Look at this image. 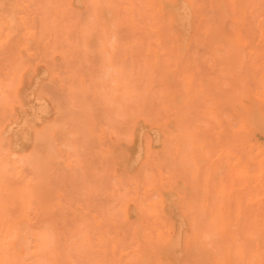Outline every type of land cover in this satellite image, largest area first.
<instances>
[{
  "label": "rangeland",
  "instance_id": "rangeland-1",
  "mask_svg": "<svg viewBox=\"0 0 264 264\" xmlns=\"http://www.w3.org/2000/svg\"><path fill=\"white\" fill-rule=\"evenodd\" d=\"M30 3H29V2ZM59 1H61V0H59ZM70 1H72V3L70 2ZM79 2H80V4L78 3L77 4V0H69V1H64V0H62V2H64V3H66V4H68L69 5V7L71 8L70 10H68V11H66L67 9H69V8H65L64 6H67L66 4H62L61 2L59 3L58 2V0H36V3H34L35 4V6H34V4L32 3L33 1L32 0H0V20H2V18H9V20L12 18L13 20H11V22H10V24L12 23V22H15V27H16V29L14 30V32H16V33H14V35H12V37L14 38L15 37V35H16V37H15V42L13 41V38H9L8 39V37H6L5 36V33L3 34V33H0V46H1V48H3V47H10L9 49H13V52L11 51V50H9L8 51V54L7 55H5L6 54V52L7 51H4L3 49H2V51L3 52H5V54H2V51H1V48H0V52H1V54H0V61H1V63H3L4 64V68L2 67V69L3 70H0V76L2 75V74H4V75H7L8 76V80H6V78H4V77H6V76H1V77H3V78H1V81H3V79H4V83L7 85L8 84V82H9V86H6L5 84H4V90H3V88H2V90L5 92L7 89H8V92L6 91L5 93H10V95L12 96V91H13V93H14V90H15V88L14 87H16V91H15V93L13 94V96L11 97V96H9L11 99H9L8 98V95L6 94L5 95V93L2 95V92H0V98H2V99H0V115L2 116H0L1 117V123H2V121H3V119L4 118H6L7 119V121L5 120V122H4V124H2L1 125V123H0V150L2 149L1 148V146L2 147H6V149H4V150H2L3 152V154L5 153L6 155H7V157L6 156H4V155H2V157H1V155H0V171H2V169L5 171V169L4 168H7V167H9L8 169L10 170H6L5 172L4 171H2L3 173H1L0 172V174H2L1 175V177H0V179H6L7 180V178L8 177H6V178H3V177H5V176H3V175H5L4 173H6V175L8 174V176L11 174V179H14L15 181H16V179H15V175H12V173L14 172L15 174L17 173V172H19L18 170H20V171H22V173H18L17 175L18 176H20V177H18L17 175V177L16 178H18L17 180H20L21 178V181H23V180H31L32 178H30V177H32V176H30V174H29V176L27 177V175H26V178L25 179H23V176L25 175V174H28V171L27 170H29V168H31V171L33 170V169H38V171L41 169V172H39L40 174H37V170H34L35 171V173H34V175H36V176H39L40 175V179H39V177L37 178V177H35V178H37V179H39L41 182H39V180L37 181V182H39V183H42V182H44L43 184H39L38 183V185H37V187H38V190L40 191V193H42V189L45 187V186H43L42 187V185H46V189H48V191L46 190V189H44V191H45V193H47V194H45V193H42L43 194V204H42V207L43 206H45L44 208H43V212H47V214H48V212H50V211H52L53 212V214H51L52 212H50V214H42V215H47V217L48 218H46L45 216H42L41 214H34V213H30V215H28V217H29V219H31V224H33V223H35L36 224V226H35V224H33V226H35V227H37L38 225H40L41 223H42V221H45L46 222V220L47 221H53L54 222V218H55V221H56V223H54V227H55V229H57L58 228V230H56V231H58L59 233H61V234H59V239H60V244H62L63 242V245L66 247V246H68L69 247V249H68V254H70L69 256H70V258H71V260H73L74 262H75V260L73 259L74 257H72V256H75V251H76V255L77 256H79V257H77L76 256V260H79V262L78 261H76L75 263L74 262H72V264H91V263H97L96 261H97V259H98V264H101L100 263V261L102 260V257H98V256H102L103 254V257H105L104 259H105V262H107L106 264H113V263H111L112 262V260H114V264H115V259H118V257H120V258H122V256H123V262H125L126 261V263H123V264H128L127 262L129 261V259H132V257H133V259H132V262H133V264H150V262L153 264H204V263H202V262H204L206 259V261H205V264H223L224 262V264H243V263H245L246 264V262H247V264H264V242H263V244H259L260 242L259 241H264V239H263V237H264V217H263V215H264V182L263 181H261V180H263L262 179V175H263V178H264V171H262L261 170V167L259 166V163H260V159H261V156H260V153L258 152L259 150V148H258V142H259V139H258V137L257 136H255L254 135V133L250 130V128H249V126H248V124H245L243 121L245 120V117H247V115H246V112L248 111H250V113L251 112H255V113H257L258 112V114H259V116L261 117V120H262V122L264 123V102H263V100H264V88H262V87H264V0H228L229 1V8H232V6H233V9L231 10V9H227V7H228V5H227V0L225 1H221V2H219L218 3V1L217 0H215V2H217V3H215V4H212V2L214 1V0H206V3H207V1H210L209 2V4L207 3V4H205L204 2V0L203 1H201V0H196V4H195V7L194 8H191L190 10H188V12H189V23L191 24V30H190V43L188 44V48H191L192 49V52L194 51V49H195V52L197 51L196 50V48H198V46L197 47H194V46H196V45H193L192 46V43L195 41V42H198V40H199V42H200V39L202 38V37H205L206 39H202L201 41H202V43L205 41H207V37H206V35L208 34L207 32L209 31V30H206V29H209L208 27H210L211 28V26L213 27V29H214V31H218V32H215V37L216 38H218V39H215V37H214V42L213 43H209V45L207 44V46H208V49L206 48V47H204L205 49V54H204V52H203V54L204 55H209V52H210V54L212 55V56H221V57H224L223 55H224V52H226V54L225 55H228V56H225V58L226 57H228L229 58V54H228V52H229V48H231V51H232V55H231V57H233L231 60L232 61H234L233 63L235 64V65H232V62L230 61V58H229V60L227 59H225V58H222V59H224V60H222V62H226L225 64H227V61L229 62L228 64H227V66L230 68H232V66L234 67V71L233 70H231L230 71V69L228 68H226V67H224L225 68V70L224 69H222L223 68V66L225 65H223V63L222 62H220L223 66H222V68H221V70H222V72L224 71L225 73H226V75H225V73L222 75V74H220V70H219V72H218V74H220L219 76H221L222 78L224 77V79H222L221 77V79H219L218 78V76L216 77V78H218L219 80H225L224 82H221V84H223V83H225L226 85L225 86H227V88L229 89V90H231V89H242V91H241V89H240V91L238 92L237 90V97L238 98H240L241 96H243L244 94L242 93L243 92V90H244V88L246 89V91H251V93L249 92H247L246 93V95H247V97L245 96V97H243V99L242 98H240L242 101H243V103L244 104H242L243 106H242V108H243V110H241V111H244V109L246 110V112H243L244 114H241L240 112L241 111H239L238 109H237V111H239V112H237L236 113V108H234L235 106H234V104H233V106L232 107H230V109L227 111V116H224L225 115V112H226V110H227V108L225 109L224 107V109H225V112L221 109V107L219 108V110L221 109V111H223L224 112V119L226 120L225 121V123L226 122H228L227 123V125H222L221 123L222 122H224V120L222 121V117L221 118H219V120H216L217 118H216V113L218 114V112L216 111V112H212V111H214L213 109H215V108H217L218 106H220V102H222L221 103V105L223 104V102L224 103H226V99L228 100V99H230V101H231V99H232V96L234 97V95H232L233 94V91L234 90H232V94H230V95H227L226 96V94L225 93H227L228 94V90H226V92H224V95L223 96H220V97H222V99L223 100H221V101H219L217 98V100L215 99V97H214V99H213V97L211 98L212 100H215L214 101V103H215V105L213 104L212 106L213 107H210L209 106V104H208V100H209V98L207 97V95H208V93L207 92H209V91H212V89L211 88H213L214 87V85L216 84V82L215 81H211V82H213V83H215L214 85H213V83H212V85H211V83H209L208 82V84L206 83V81H207V75L205 76L206 77V81H204V83H203V85H206V87H205V91H206V88H207V90L208 91H204V88H202V82H199L198 80L196 81V82H198V83H196V84H201L200 85V87L203 89V91L201 92V93H199L202 89L201 88H199L198 90H196L199 86L197 85L196 86V89H194L193 91H196V95H195V97L194 98H196L197 96V99L198 100H200V101H196V102H200L201 104H203V105H201V104H199V105H201V106H203L202 108H204V106L206 105V103H207V105L205 106L206 107V109H204L205 111H203V113L205 112H207V115H205L204 117H206V120H207V118H209V120H210V118L211 119H213V121L212 120H210V121H212V123H210L209 124V122H206V125L208 124V127L211 125V124H213V125H215L214 124V122L216 123V125H218L219 124V128H220V125L222 126V128H218V126H216L217 128H218V130L220 131V132H218L217 131V134L216 135H214V134H211L210 132L213 130V129H215V128H212V126H211V131L210 130H207V129H201V131H202V133L203 134H201L200 133V129H199V127H196L195 126V129H194V125H190V127H192L191 128V131H194V132H190V128L187 126V125H185L184 124V126H183V128H182V130L180 131L179 130V128L181 127V125H178V124H180V122H182L181 120H179V118H180V114H179V116L177 115V113H183V114H187V109L189 108V107H187V109L185 108V113H184V110H183V112H180V109L181 108H184V106H186L187 105V103L188 102H190L189 100V96H187V98L189 99V100H185V102H184V104H182V106H180L179 108L180 109H178V107H177V109H178V112H176V114H174L175 113V108L174 107H172L171 105V108H174V109H171L173 112H171V113H166L167 111H169L170 112V109H168V108H166L167 106L170 108V106H169V104H171L172 102H170V100L168 99L169 98V95L168 96H164V98L167 100V102H165L166 104L168 103V105H163V104H165V103H163V101H165V99L164 100H162V97H159V95H157L156 93H155V95L157 96V97H159V99H160V101H159V99L156 101V96L154 97V94H153V97H154V99H153V97H152V99L154 100V103H155V101H156V103H157V109H158V106H160L159 104H161L162 103V108H160L161 110H162V112H161V110L159 111V109H158V113L156 112V110H154L155 109V107H154V109H152V110H154V112H156V114H157V116L155 117V113H153L154 114V119L153 118H151L152 116H153V114H151V117H149L150 115H148V117H144V116H142L143 115V113H144V111H146V110H144L141 114H140V116H136V118H133V116L134 115H137V113H138V111H140V110H142L141 108H143V107H148V105L150 104V103H152L153 102V100L152 99H150V97H149V95H147V97L151 100L150 101V103H149V101L147 102V100L148 99H146V95L144 94V95H142V92L144 91V90H142L141 91V89H142V87L144 86L146 89H147V94H152L151 92H150V90L152 89V87L154 88V84L153 85H151L152 83H153V80L154 79H156V77H154V79H149L148 78V75L146 76V78L148 79V81L150 82V86H147V84L145 83V82H143V78H145V77H143L142 78V73H144V71L142 72V67L144 66V65H146V63H143L142 62V59H140L141 57H142V55H144V52H145V56H147V54H148V51H147V49L146 48H144L143 49V44L145 43V45H147V42H141V40H142V38H145V36L144 37H142L141 35L139 36V35H137V33H139L141 30H142V28H144L143 26H145V24L143 25V23L146 21L147 23L148 22H150V20H149V17L147 16L148 14L146 13L147 12V10H145L146 12H141L144 8H142V10H138L139 9V7H137V6H139V5H137L136 7L134 6V3H133V7L137 10V12H138V14H143V15H140V16H144L145 14H146V18L145 17H143L142 19H143V23H140L139 24V22H141V21H134V25L136 24L137 26H135L134 28H133V19L131 20V22L129 21V18L127 17V16H129V14L128 13H131L130 15H132L131 16V18L133 17V16H135V14H137V12L135 11V9L132 7V9H131V2H133L132 0L131 1H129V0H124V2L126 1L127 3L129 2V7L126 5V2L124 3L123 1L122 2H118V1H120V0H117V1H114V2H118L117 4H125V5H118V6H116L115 4H114V2L112 3V1L110 0H104V2H105V4H106V7H107V4H110L111 5V3L112 4H114L113 6L111 5L110 7H108L109 9H110V14H100L101 16H103L102 17V19L104 18V21L106 22V24H108L109 22H113L112 24H109L108 25V30H110L112 27H114L112 30H110V31H108V33L110 34V35H106V34H108V33H105L104 32V30H103V28H102V26L101 25H104L105 24V22L104 23H102L103 22V20L100 18V17H98L97 18V14H94L95 13V7L94 6H96V4H97V0H88V2L87 3H89V4H86V0H78ZM100 1H102L103 2V0H100ZM142 1V0H141ZM144 1V0H143ZM220 1V0H219ZM57 2H58V4H57ZM69 2V3H68ZM108 2V3H107ZM111 2V3H110ZM138 2H140V0L139 1H136V3H138ZM4 3V4H3ZM144 3V7L146 6V4H145V2H143ZM220 3H221V6H220ZM223 3V4H222ZM225 3V4H224ZM232 3V4H231ZM11 4V5H10ZM32 4H33V7H31V9H33L34 11H33V13H32V11H31V9H30V6H32ZM56 4H57V8H56ZM59 4H61V5H63V6H60ZM105 4H103V5H105ZM139 4V3H138ZM4 5V6H3ZM30 5V6H29ZM71 5V6H70ZM73 5V6H72ZM87 5H89V6H87ZM218 6V7H220V9L222 10V12H221V14H218V12L220 13V11H218L217 9L215 10V6ZM230 5H232V6H230ZM14 6V7H13ZM58 6L60 7V8H58ZM74 6H76L77 8H79V9H81L82 8V10H79V9H76V7H74ZM91 6H93L92 7V9L90 8ZM109 6V5H108ZM2 7H3V10H2ZM4 7H5V9H4ZM7 7V8H6ZM12 7V8H11ZM73 7V8H72ZM112 7H114L115 8V10H116V8H118V10H120L119 9V7L121 8V10H123V11H125L126 12V14H128L127 16H126V18H124L123 19V16L121 17V13H123L122 11L120 12V14H119V11L118 12H114L115 14H113V9L114 8H112ZM202 7H204V8H206V9H204L203 10V8ZM14 8V9H13ZM61 8H62V10H61ZM75 8V9H74ZM86 8H88L89 10H88V12L89 13H92V17H90V18H92V19H90L89 20V15H91V14H89V13H87L86 15H85V13L87 12V9ZM223 8V9H222ZM8 9V15L10 16H7L6 15V10ZM12 9V10H11ZM63 9H64V11H63ZM66 9V10H65ZM72 9H74V11L72 12L71 10ZM86 9V10H85ZM127 9V10H126ZM146 9V8H145ZM207 9H208V11L211 9H213V11H211V13H215L216 14V16L214 15V16H210V15H212L211 13H208V11H207ZM5 10V11H4ZM10 10H11V12H10ZM83 10H85L86 12H84ZM22 11H24V12H22ZM31 11V12H30ZM62 11L63 12H65L66 14L64 15L63 13H62ZM71 11V12H70ZM84 12V14L83 13H81L80 15L81 16H83V17H81V18H85V19H83V20H85V21H83V22H81L80 20H78V22L80 21V23H81V25H82V30H84V27H85V29L88 27V26H90L89 27V32H88V28H87V30H84V31H81V28H78V27H80V25H78V24H80V23H76V20L79 18L80 19V15L78 14V13H80V12ZM91 11V12H90ZM129 11H131V12H129ZM195 11H196V13H195ZM59 12H61L60 14L62 15V16H60V18L61 17H63V19L66 21V22H70V23H66L67 25H68V28H67V25L65 26V25H63V24H65V22H63V21H61L60 20V18L59 17H57L58 15H60L59 14ZM124 12V13H125ZM134 12V13H133ZM2 13H4V15L2 14ZM16 13V14H15ZM24 13V14H23ZM28 14L27 16H25L26 14ZM145 13V14H144ZM89 14V15H88ZM115 16V15H117V17L119 18L118 19V21L119 22H116V20H117V18H114L113 16ZM227 14H228V16H227ZM6 15V16H5ZM16 15V16H15ZM57 15V16H56ZM77 15H79V17H77ZM105 15V16H104ZM106 15L108 16L107 18H108V21L109 22H107V19H105L106 18ZM120 15V16H119ZM123 15V14H122ZM217 15H218V17H217ZM36 16V18H35V20H34V17ZM64 16L66 17V18H64ZM138 16V17H137ZM137 16H135L137 19L139 18L140 19V17H139V15H137ZM197 16V17H196ZM27 17H32L31 19H29V20H27ZM48 17H49V20H51V22H50V27L49 28H51V27H53L52 29H50L51 31H48L49 29L47 28L48 26H49V23H46V26L44 27L45 28V30L43 31L42 30V32H43V34H44V32L46 31H48L49 32V34L48 33H46L45 35H40V36H42V37H46V39L45 38H41L40 36H39V33H38V36H37V38H38V41H39V39H41V41H39V42H36V41H34L36 38V36H35V31H37V30H35L36 29V27L38 28V31L40 32L41 31V28H42V25H43V22L45 23V21L48 19ZM50 17H52L51 19H50ZM77 17V18H76ZM87 17V18H86ZM95 18V20H96V23H95V21L93 20L94 18ZM109 17H111L110 18V20H109ZM116 17V16H115ZM130 17V16H129ZM134 17V18H135ZM210 17H217L216 19L219 21V23H217V21H216V23L218 24V27L220 28V30H219V28L217 27V24H215V22L213 21V23L215 24H210V21H212L213 19L212 18H210ZM46 18V19H45ZM58 18H59V20L61 21V26L63 27V26H65L66 27V29H65V27H63V28H61V26L59 27L60 29H58L57 27V25L58 24H60V22H59V20H58ZM101 19V20H99L98 21V19ZM114 18V19H113ZM130 18V19H131ZM145 18V19H144ZM207 18V19H206ZM62 19V20H63ZM88 19V20H87ZM116 19V20H115ZM120 19H122L121 21H120ZM215 19V20H216ZM15 20V21H14ZM70 20V21H69ZM82 20V19H81ZM115 20V21H114ZM208 20V21H207ZM29 21V22H28ZM31 21H36V24L34 23V22H31ZM90 21H91V24H90ZM92 21L95 23V24H97V25H99L100 27H97V25H96V27H93L92 26V29H91V25L93 24L92 23ZM98 21V22H97ZM101 21V22H100ZM198 21V22H197ZM206 21V22H205ZM47 22V21H46ZM100 22V23H99ZM122 24H121V23ZM128 22H130V23H132L131 24V28L130 29H133L132 31L133 32H130L131 30L129 29V26H127V25H129V23ZM138 24H137V23ZM195 22H196V24H195ZM26 23L27 24H30V26H27L26 25ZM102 23V24H101ZM116 23V27H117V29L115 28V26H114V24ZM125 23V24H124ZM146 23V24H147ZM204 23H209V24H204ZM14 24V23H13ZM33 24H34V27H35V25H37L36 27H35V31L34 30H32L31 31V29H32V27L31 26H33ZM48 24V25H47ZM76 24H77V26H76ZM84 24V25H83ZM88 24V25H87ZM95 24H93L94 26H95ZM101 24V25H100ZM120 24V26L118 27V25ZM127 24V25H126ZM149 24V23H148ZM148 24L146 25V29H147V26H148ZM45 25V24H44ZM43 25V26H44ZM55 25V26H54ZM87 27H86V26ZM121 25H122V27H121ZM143 25V26H142ZM193 25V26H192ZM211 25V26H210ZM220 25V26H219ZM11 26H12V24H11ZM112 26V27H111ZM138 26H142L141 27V29L138 27ZM13 28H14V25L12 26ZM20 27V28H19ZM21 27H23L24 29H25V31L24 30H22V28ZM76 27L79 29V30H77L76 29ZM121 27V28H120ZM44 28H42V29H44ZM70 28V29H69ZM93 28H95L94 30L95 31H93ZM100 29L101 31H100V36L101 37H99L98 35H96L97 34V32H99L98 31V29ZM120 28V29H119ZM56 29H58L57 30V32H60L61 30H62V32H66V34L63 36V34L62 35H60L59 33L57 34V36H56V34L55 35H53V31L54 30H56ZM72 29V30H71ZM75 29L77 30V32H74L75 31ZM117 31H116V30ZM136 29L139 31V32H137L136 33V35H135V33H134V31L136 32ZM145 29V30H146ZM222 29V30H221ZM17 30V31H16ZM20 30H22V32L21 33H17V32H19ZM60 30V31H59ZM74 30V31H73ZM92 30V31H91ZM114 30V31H113ZM130 30V31H129ZM145 30H143V31H145ZM194 30H195V32H194ZM69 31H72V32H69ZM79 31H81L82 33L84 32V35H86L87 36V38L83 35H81V32H79ZM90 31H91V33H90ZM112 31V32H111ZM116 31V32H115ZM147 31V30H146ZM146 31H145V33H146ZM166 31V30H165ZM164 31V32H165ZM221 31V32H220ZM25 32H26V34H25ZM33 32V33H32ZM78 32L80 33V35L82 36H78L79 34H78ZM95 32V33H94ZM115 32V33H114ZM142 32V31H141ZM32 33V34H31ZM37 33V32H36ZM54 33H56V31L54 32ZM61 33V32H60ZM71 34V33H73V34H71V35H74V33H77L76 35H74V36H72V37H75L74 38V41L72 40V37L70 36H68V34ZM86 33V34H85ZM88 33V34H87ZM91 35H90V34ZM134 33V35H133V38H135V36H139V37H141V39H139L140 40V42L138 41V40H136V41H133V40H131V36H132V34ZM148 33V32H147ZM146 33V34H147ZM40 34H41V32H40ZM47 34H48V36H47ZM51 34V35H50ZM93 34V35H92ZM96 36H98V37H96ZM102 34H105V35H103L102 36ZM141 34V33H140ZM143 34V33H142ZM163 34V33H162ZM200 34H201V36H200ZM216 34H217V36H216ZM221 34V35H220ZM20 36V39L18 40L17 38H19V37H17V36ZM26 36V38H24L23 39V37H25ZM88 35H90L91 37H93V38H91L90 36H88ZM151 35H152V33H151ZM193 36V38H192V36ZM220 35V36H219ZM52 36H54V39H52L53 37ZM109 36H111L110 37V39L109 38H107V37H109ZM147 36H149V34L147 35ZM222 36V37H221ZM22 37V38H21ZM40 37V38H39ZM52 37V38H51ZM55 37H58V40L55 38ZM65 38V40L66 39H69L70 38V40H72V41H70L71 43H69V45L70 44H72V42H73V46H74V44H75V42L77 41V39H79V40H81V42H79V44L80 43H82L83 44V41L82 40H85L86 41V39H90L89 40V44H88V46H85L86 45V43H88V42H86L85 43V41H84V43H85V45H84V47H87V48H89V49H87V48H85L84 49V47L82 46V44H80L81 45V47L80 46H78V48L75 46V47H73L74 49H71L72 47H69L70 49L68 50V46L67 47H64L65 46V44H67L68 42L66 41L65 43H64V38ZM69 37V38H68ZM80 37V38H79ZM85 37V38H84ZM89 37V38H88ZM60 38V39H59ZM198 38H200V39H198ZM224 38V39H223ZM229 40V42H231L229 45H228V42L227 41H225V43H226V45H224L225 43H224V40H227V39ZM3 39V40H2ZM11 39V40H10ZM31 41H30V40ZM33 39V40H32ZM52 41H51V40ZM99 39V40H98ZM102 39V40H101ZM105 39H107V41L105 40ZM129 39V40H128ZM146 39H148V38H145V40ZM149 39H150V37H149ZM148 39V40H149ZM222 39H223V41H222ZM8 40V41H7ZM16 40H18V41H16ZM54 40H57L56 42H58L59 43V46H61L60 47V49L59 50H57L58 49V47L57 46H55V45H52V44H54ZM64 40V41H63ZM76 40V41H75ZM96 40V41H95ZM103 40H105V42L108 44V46H107V44L106 43H104V41ZM221 40V41H220ZM5 43H3V42ZM9 41L10 42H14V45H12L11 43H9ZM26 41H28V42H26ZM92 41H94V42H92ZM99 41H101V43L99 42ZM121 42V44L123 45V43H125L123 46L125 47V46H128V48L129 49H131L132 48V43H134L133 45H134V48L133 49H135V54H133V52H131V51H134L133 49H131L130 50V52H131V54H133L132 56H135V55H137L138 54V52H137V49H139V47H138V45L141 47V49L143 50V51H141V49L140 50H138L139 52H141V54H138V55H141L140 57L138 56V58H139V60H141V61H139L138 62V64H137V61L138 60H136L135 59V57L132 59L131 57H129L130 59L128 60V57L127 56H129L128 55V52H129V50L127 51V55H126V50H124V55L122 56V58L121 57H119L118 56V54H119V48H117V47H122V45H117V44H120V43H118V42ZM8 42V43H7ZM21 42H23V44L21 43ZM33 42H34V44L35 45H31V44H33ZM36 42V43H35ZM55 42V43H56ZM64 44H63V43ZM95 42H96V44L97 43H100L99 45H97V46H94V44H95ZM128 42H129V44H128ZM220 42H222V43H220ZM3 43V44H2ZM17 43V44H16ZM27 43H28V45H27ZM58 43H57V45H58ZM77 43V42H76ZM93 44V47H95V49H96V47H97V49L95 50V52H96V54H97V51H98V54L99 55H97L98 56V59H97V56L94 54V48L92 49L91 48V50H90V47L92 46V44ZM201 43V42H200ZM202 43H201V45H202ZM208 43V42H207ZM214 43H218V46L217 45H214ZM224 43V44H223ZM8 46H7V45ZM19 47H17L16 45ZM25 44V45H24ZM193 44H195V43H193ZM199 44V43H198ZM197 44V45H198ZM204 44V43H203ZM4 45H6V46H4ZM76 45V44H75ZM78 45V44H77ZM89 45H90V47H89ZM190 45V46H189ZM199 46V47H202V46ZM212 45H214V46H212ZM224 45V46H223ZM230 45H231V47H230ZM3 46V47H2ZM39 48H38V47ZM42 46V47H41ZM51 46H53V47H51ZM114 46H116V47H114ZM213 47V48H211V47ZM215 46L216 47H218V48H216V49H223L222 51H224V52H221L220 50V52H221V55H219V54H216V52L217 51H215V52H213L214 51V49H215ZM224 47V48H220V47ZM226 46H227V48H226ZM229 46V47H228ZM12 47H14V48H16V49H19V50H16L17 52L18 51H20L21 52V54H20V52H19V55L17 54V52H14V48H12ZM36 47L38 48V49H36ZM49 47H51L50 49H49ZM54 47H57V48H54ZM110 48V50L108 51L107 50V48ZM22 48V49H21ZM30 50H28V49ZM30 48H32L33 50H31ZM34 48H35V50H34ZM42 48V49H41ZM43 48H44V50H43ZM67 50H66V49ZM77 48V49H76ZM99 48V49H98ZM126 48V47H125ZM210 48V49H209ZM39 49H41V51H40V56H38L39 55ZM49 49V50H48ZM76 49V50H75ZM117 49H119V50H117ZM123 49V47L121 48V50ZM191 49H186L184 52H182L181 54L180 53H177L176 52V57H174V54H175V52H174V54H173V59H172V57L171 58H169L170 60H169V62H170V73H171V71L172 70H175L174 72H172L171 73V75H169V82H170V85H172V81H174V83H173V86L175 87H177L179 84H181V82L180 83H178L179 82V80L178 79H182V82L184 83V85L186 84L185 83V79H184V77L187 75V73L185 72V73H183L184 71H187V68H189V66L187 67V65L185 66V64H183L184 62H183V59L184 58H186L185 57V54H187L186 56H187V58L188 57H193L192 59L190 58V60L189 59H187V61L185 60V62H189L188 64L190 65V63H192V61H194L193 62V64L192 65H190V67L192 68V70H190V71H193V72H198L197 70L200 68H198V69H196L195 71L193 70L194 68L193 67H195V63H197L198 64V62H195L196 60H197V58L198 57H196L195 58V54H194V52H193V54H191V52H189ZM203 49V48H202ZM201 49V50H202ZM207 49V50H206ZM213 51H212V50ZM215 49V50H216ZM225 49V50H224ZM227 49V50H226ZM7 50V49H6ZM37 50V51H36ZM42 50H43V52H45V54H46V56L47 57H44V54L42 55ZM64 50V51H63ZM75 50L76 52H78V50H80V54H81V58L79 59L78 57V59H76V56H74V55H77L76 54V52H75V54H74V52L73 51ZM88 50L91 52V58H90V61H91V63H92V65H89L90 67H92V69L90 70V72L93 70V68L95 67V69L97 68L96 66H99V65H97V63L99 62V58H100V61L103 63V64H101V67H98L99 69V74H97L96 72H98L97 70H96V72H95V70H94V72L96 73L95 75L97 76V75H99L98 77H97V80L95 79V77H94V73H91L92 74V76L90 75V74H88L87 72L89 71L87 68H88V65L84 68L83 67V65L86 63V64H91V63H89V62H85L87 59H88V57L90 56L89 55V52H88ZM188 50V51H187ZM211 50V51H210ZM29 51V52H28ZM47 51V52H46ZM52 51V54L50 55L51 56V62H52V64H51V67H49L48 65H47V62H45V61H47L48 60V58L50 57V56H48L49 54H50V52ZM72 51V52H71ZM82 51H84V52H82ZM85 51H86V57L87 58H84L85 57V55H83V54H85ZM102 51V52H101ZM119 51V52H118ZM37 52H38V54H37ZM103 52H104V56L102 55L103 54ZM110 52H111V54H110ZM136 52H137V54H136ZM198 52H199V50H198ZM198 52H196V56H198L199 54H198ZM200 52H202V51H200ZM114 53L117 55H114ZM162 53V52H161ZM12 54L13 55H15V57H18V59L16 58L15 59V57L14 56H12ZM32 54V55H31ZM67 54V55H66ZM78 54H79V52H78ZM122 54H123V51H122ZM121 54V55H122ZM183 54V55H182ZM189 54H191L192 56H189ZM198 54V55H197ZM214 54V55H213ZM223 54V55H222ZM12 56V58L14 59L13 60V63H12V58L10 57L9 58V56ZM16 55H18V56H16ZM57 55V56H56ZM101 55V56H100ZM201 55V54H200ZM207 55V56H208ZM211 55H209L208 57L207 56H205L203 59L201 58V57H203V55L202 56H199V59L201 58V60H200V62H202V61H204V62H206V58L208 59V58H212V56ZM8 56V58L6 59V57ZM26 56V57H25ZM32 56H33V58H32ZM41 56H43V57H41ZM64 56H69L68 57V60H67V57H65L64 58ZM78 56V55H77ZM83 56V57H82ZM131 56V55H130ZM144 56V57H145ZM178 56L180 57V56H182L183 58H178ZM211 56V57H210ZM217 56V57H218ZM57 57H59V58H57ZM62 57V58H61ZM116 58V61H114L113 60V58ZM137 57V56H136ZM3 58V59H2ZM19 58L21 59H23L22 61L23 62H26L27 60H26V58L28 59V61L26 62V63H24L25 65H26V67H25V65L23 64V62L21 61V60H19ZM42 58V59H41ZM43 58L45 59V60H43ZM53 58V59H52ZM114 58V59H115ZM143 58V57H142ZM146 58H148V57H146ZM164 55H163V58H162V55H161V59H162V61L164 60ZM177 60V61H175V59ZM219 58V57H218ZM2 59V60H1ZM11 59V60H10ZM36 59H39V60H36ZM47 59V60H46ZM55 59V60H54ZM71 59V60H70ZM84 59H86V60H84ZM106 59V60H105ZM125 59H127V60H125ZM171 59H172V61L174 60V65L177 63L178 64V62H179V64L178 65H176L175 67H174V65H173V63H172V61H171ZM213 59H216V58H212L211 59V62L210 61H208V63L210 62V64H208L207 65V67H205L204 69H208V70H210L209 72H211L212 71V65H211V63H212V61H214ZM19 62L18 63V65L17 64H14L15 62H17V61ZM26 60V61H25ZM31 60H33V62L31 61ZM41 60H43V61H41ZM79 62H78V61ZM97 60H98V62H97ZM111 60H113L114 62H115V64H114V62L112 63V61ZM122 60H124L123 61V64H119L120 63V61H121V63H122ZM130 60L132 61V62H130ZM180 60V61H179ZM189 60V61H188ZM220 60V59H219ZM220 60V61H221ZM9 62V63H11V64H8L7 66H6V64H5V62ZM15 61V62H14ZM31 61V62H30ZM65 61V62H64ZM87 61H89V60H87ZM110 61V62H109ZM143 61H145L144 59H143ZM161 61V60H160ZM160 62V64H162V66L164 65V67H162V68H165L166 66V64H165V61L164 62ZM191 61V62H190ZM216 61H218V59L216 60ZM51 62H49V65H50V63ZM82 62H83V65H82ZM145 62H147V60L145 61ZM180 62H181V64H180ZM204 62H202V63H204ZM230 62H231V66H230ZM30 63V64H29ZM32 63H33V65H32ZM76 63H78L79 65H77ZM105 63H107V65H105ZM215 63V62H214ZM216 63H218L219 64V61L218 62H216ZM215 63V64H216ZM2 64V65H3ZM19 64H23V66H24V69L23 68H18V66H19ZM29 64V65H28ZM40 64V65H39ZM54 64V66H52ZM85 64V65H86ZM100 64V63H99ZM172 64V65H171ZM187 64V63H186ZM196 64V65H197ZM204 64H206V63H204ZM213 64V63H212ZM214 64V65H215ZM220 64V65H221ZM9 65H11L10 67H8ZM17 65V67H15ZM28 65V66H27ZM56 65V66H55ZM81 65H82V67H81ZM103 65V66H102ZM115 65V66H114ZM141 66V69H140V71H141V73H140V71H139V68L140 67H137V66ZM180 65H181V67L183 68V65L185 66V68H183V69H185L184 71H181V70H183L181 67H180ZM199 65H200V63H199ZM213 65V66H214ZM23 66H19V67H23ZM49 68H48V67ZM159 66H161V65H159ZM178 66V67H177ZM201 66V65H200ZM204 66H206V65H203L202 64V67H204ZM216 66V65H215ZM14 67H15V70H12V68L14 69ZM52 67H55V68H52ZM180 67V68H179ZM202 67H201V69H202ZM211 67V68H210ZM73 68V69H72ZM118 68H120L121 70H118ZM177 68V69H176ZM1 69V68H0ZM7 69V70H6ZM19 69H20V72H19ZM21 69H23V70H21ZM32 69V70H31ZM79 69V71H81V74H80V72H77V70ZM90 69V68H89ZM101 69V70H100ZM128 69H130L131 71H132V76H131V74L129 75V73H128V75H127V73L125 72V70H127V72H129L130 70H128ZM144 69L146 70V66H144ZM215 69V68H214ZM233 69V68H232ZM9 70L11 71L10 73H9ZM56 70H58L57 71V73H56ZM207 70V71H208ZM217 70V71H218ZM227 70V71H226ZM229 70V71H228ZM6 71V72H5ZM45 71H46V73H47V76L45 75L46 73H45ZM75 71H76V73H75ZM83 71V72H82ZM86 71V72H85ZM101 71V72H100ZM118 71H120V74H119V72ZM130 71V72H131ZM188 71H189V69H188ZM189 71V72H190ZM199 71H201V70H199ZM214 71V70H213ZM3 72V73H2ZM24 72H26V73H24ZM31 72H33V73H31ZM145 72H147V70L145 71ZM178 72L180 73V75H183V77L181 76L180 78H176L177 77V75L179 76V74H178ZM192 72V73H193ZM206 72V71H205ZM227 72L229 73H232V75L233 76H230V74H228L227 75ZM7 73V74H6ZM15 73V74H14ZM19 73H20V75H19ZM51 75H50V74ZM83 73H85V74H83ZM122 73L124 74V73H126V74H124V75H126V76H131V77H133V79H134V84H132V85H129V83H130V81H133V79L132 80H129V79H126V76L125 77H122ZM140 73V74H139ZM175 73H176V75H175ZM202 73V72H201ZM200 73V74H201ZM234 73V74H233ZM14 74V75H13ZM17 74V75H16ZM22 74H24V75H22ZM118 74L119 75H121L120 77L123 79V84H121V79H120V77L118 76ZM138 74H139V76H138ZM146 74H148V73H146ZM204 74H208V72L207 73H204ZM210 74V73H209ZM216 75V73H214L213 72V76L215 77V75ZM9 75H10V77H17L16 78V81H17V79H19L17 82L18 83H21L20 85L18 84V83H15V85L14 84H11V82H13V81H15L13 78H10L9 77ZM23 77H22V76ZM123 75V76H124ZM197 75H198V73H197ZM225 75V76H224ZM234 75H237V76H239V78H241L240 76H242V79L243 80H241V79H235V78H237V76H234ZM19 76V77H18ZM25 76V77H24ZM50 76V77H49ZM79 76V77H78ZM81 76V77H80ZM85 76H87V78H88V81L87 82H84V79H85ZM92 77V79L94 80V83H93V80L91 79V77ZM145 76V75H144ZM154 76H156V75H154ZM174 76V77H173ZM200 76V75H199ZM201 76H203V75H201ZM230 78H229V77ZM14 77V78H15ZM159 77H161V76H159ZM194 77V76H193ZM198 77V76H197ZM204 77V78H205ZM234 77V78H233ZM24 78V79H23ZM83 78V79H82ZM118 78L120 79V81H119V83H118ZM128 78H130V77H128ZM146 78H145V80H146ZM196 78V77H195ZM199 78V77H198ZM197 78V79H198ZM202 77H200V79H201ZM203 78V79H204ZM210 78H211V74H210ZM209 78V79H210ZM213 78V77H212ZM226 78H228V79H226ZM9 79H10V81H9ZM12 79H13V81H12ZM36 79H38V80H36ZM49 79H51V80H49ZM131 79V78H130ZM157 79H158V77H157ZM214 79V78H213ZM212 79V80H213ZM22 80H24V81H22ZM53 80L55 81V82H53ZM64 80V81H63ZM73 80H74V82H76V84H78V85H76V84H74V82H73ZM78 80H80V81H78ZM129 80V81H128ZM159 80V79H158ZM195 80V79H194ZM238 80V81H237ZM1 81H0V84H1ZM8 81V82H7ZM15 81V82H16ZM37 81V82H36ZM39 81V82H38ZM49 81V82H48ZM85 81H86V79H85ZM98 81V82H97ZM127 81L129 82L128 84H127ZM140 81H142V82H140ZM147 81V82H148ZM157 81V80H156ZM156 81H155V83H156ZM161 81V80H160ZM201 81H203V80H201ZM209 81V80H208ZM95 82H96V84H97V86H96V84H95ZM124 82H126V83H124ZM220 82H218V80H217V83H220ZM237 82H240L241 83V87L240 88H238L239 86H240V83H238L237 84ZM244 82V83H243ZM28 83V84H27ZM66 83V84H65ZM80 83V84H79ZM85 83V84H84ZM157 83H158V81H157ZM178 83V84H177ZM242 83L244 84V86H242ZM3 84V83H2ZM17 84V85H16ZM23 84V85H22ZM126 84H127V87H126ZM141 84H143V86L141 85ZM149 84V83H148ZM159 84H160V82H159ZM162 84H164L163 85V88L161 87L162 86ZM167 84V85H166ZM161 83V86H159V88H160V92L161 91H165L166 92V90L165 89H167L170 85H168L169 83ZM175 84V85H174ZM210 84V85H209ZM258 84V86H260V88L262 89H260L261 91H259V89H257V88H259L258 86H256ZM12 85H14V86H12ZM34 85V86H33ZM63 85H64V87H63ZM81 86V88L80 87H77V88H75L76 86ZM91 85H94L93 87H94V89H93V87L91 88ZM125 85V86H124ZM129 85V86H128ZM156 85V84H155ZM165 85H166V88H165ZM182 85V84H181ZM181 85H179V86H181ZM183 85V88L182 87H180V88H182L183 90H185L187 87L186 86H184ZM187 85V84H186ZM190 85H192L191 83H190ZM194 85H195V83H194ZM218 85V84H217ZM3 86V85H2ZM17 86H19V87H17ZM88 86H90V87H88ZM95 86L97 87V89H95ZM106 86H108V87H106ZM120 86V87H119ZM125 87L124 89L126 90V89H128V90H123V91H121L120 89H121V87ZM147 86V87H146ZM178 86V87H179ZM189 86V85H188ZM209 86H211V87H209ZM219 86V85H218ZM8 87V88H7ZM10 87H12V90L9 92V88ZM29 87V88H28ZM40 87H41V89H40ZM105 89H107L108 88V90L109 91H107V90H105ZM114 87H116V88H114ZM119 87V88H118ZM122 87V88H123ZM130 87H131V89H130ZM177 87V88H178ZM193 87V86H192ZM204 87V86H203ZM242 87H244V88H242ZM13 88H14V90H13ZM18 88V89H17ZM43 88V89H42ZM45 88H47V89H45ZM80 90H79V89ZM87 88H90V90L89 89H87ZM134 88V89H133ZM156 88H158V87H156ZM171 88V90L173 89L172 88V86L170 87ZM169 88V89H170ZM194 88H195V86H194ZM210 88V89H209ZM214 88H217V86H215ZM220 88V87H219ZM219 88H217V89H219ZM226 88V87H225ZM226 88V89H227ZM118 89H119V91H121L120 92V94H119V92H118ZM145 89V90H146ZM188 89V88H187ZM186 89V90H187ZM191 89V88H190ZM189 89V90H190ZM257 91H256V90ZM1 90V85H0V91H2ZM51 92V93H49V91ZM77 90H78V92H77ZM81 90L83 91V92H81ZM93 92H92V91ZM111 90V91H110ZM130 90V91H129ZM158 90V89H157ZM156 89H154L153 91L155 92V91H157ZM174 90V89H173ZM172 90V91H173ZM175 90H176V88H175ZM180 90V89H179ZM225 90V89H224ZM223 90V91H224ZM256 91V93H255V91ZM39 91H41V92H39ZM67 91V92H66ZM91 91V92H90ZM116 91V94L114 93V92ZM129 93H128V92ZM163 91V92H164ZM169 91V90H168ZM172 91H171V93H172ZM191 91H192V89H191ZM215 91V90H214ZM218 91V90H217ZM235 91V92H236ZM255 93H253V92ZM17 92V93H16ZM29 92V93H28ZM39 92V93H38ZM70 92H72L73 94L76 92V93H79L78 94V96H77V98H74V97H70L69 98V96H72V93H70ZM87 92H88V94H87ZM109 93L110 94V97H109V94L107 95V93ZM113 92V93H112ZM149 92V93H148ZM160 92H158V94L160 93ZM174 92H180V91H174ZM183 92V91H182ZM186 93H188L189 91H185ZM243 94H241V93ZM263 92V93H262ZM27 93V94H26ZM45 95H44V94ZM68 93H70V94H68ZM82 93V95H80ZM84 93V94H83ZM128 93V94H127ZM162 93V92H161ZM171 93H165V94H171ZM195 93V92H194ZM200 94V95H198V94ZM203 93V94H202ZM205 93H206V95H205ZM214 93H216V91L214 92ZM220 93H223L222 91H220ZM240 93V94H239ZM38 94V95H37ZM44 96H43V95ZM104 94V95H103ZM114 94V95H113ZM209 94H210V92H209ZM31 95H33L32 97H31ZM46 95H48V96H46ZM53 95V96H52ZM69 95V96H68ZM84 95V96H83ZM112 95H113V97H114V99H117V102H115L116 100H112L113 99V97H112ZM117 95V96H116ZM118 95H121L120 97L118 96ZM128 95H130V97L128 96ZM161 95V94H160ZM187 95V94H186ZM189 95V94H188ZM191 95V94H190ZM194 95V94H193ZM201 95H202V97H204V98H207L206 100H203L204 98H202L201 97ZM218 95V97H219V94H217ZM216 95V96H217ZM222 95V94H221ZM236 95V94H235ZM240 95V96H239ZM18 96V97H17ZM52 96V97H51ZM74 96H76V94L74 95ZM108 96V97H107ZM123 96V98L124 97H126V96H128V97H126V99H123V98H121ZM142 96L144 97L143 99H145V100H143L142 99ZM150 96H152V95H150ZM183 96V95H182ZM185 96V95H184ZM200 96V97H199ZM210 96V95H209ZM213 96V95H212ZM229 96V98H227ZM258 96V97H257ZM15 98V100H13V102H11L12 101V99H14ZM105 97H106V100H108V99H111L112 101H114L115 102V104H114V102L112 103L111 102V104H114V106L112 107L111 105H110V109H111V107H112V111H109L110 109H107V105H108V102L110 103V101L111 100H108V101H106L105 100ZM6 98V99H5ZM18 100H17V99ZM32 98V99H31ZM66 98H67V101L69 102H67L66 101V103H67V105H66V108H67V110H68V112H71L72 113V115H74V113L76 114V115H78L81 119H82V123L81 122H79L78 121V119L77 118H79L78 116H76V115H74V116H76V117H70V121L71 120H73V118L74 119H77V121L79 122V123H81L80 125H77V123L76 124H74L73 125V122L71 121V123H69V125H68V122H66V120H67V118H65L66 117V115L67 114H65L64 116L63 115H61V112L63 111L62 109H64V107L63 108H60L61 106L60 105H58V106H60V107H57L56 105H57V103H59V101L57 102V101H55L54 99H60V104L62 103V104H64V106H65V100H66ZM108 98V99H107ZM122 99V100H120V99ZM193 98V99H194ZM10 100V102H9V100ZM22 99H24V100H22ZM76 99H79V101L83 104V102L82 101H85V105L83 104V105H81V103H79V101L78 100H76ZM83 99V100H82ZM185 99V98H184ZM193 99H191L192 101H191V103L193 102ZM221 99V98H220ZM225 99V100H224ZM20 100V101H19ZM43 100V101H42ZM55 102H54V101ZM73 100H76L77 101V104L76 105H74L76 102L75 101H73ZM122 101L123 102V100H126L123 104L124 105H122V103L120 102V101ZM144 102H143V101ZM162 100V101H161ZM232 100H234V99H232ZM236 101L237 100H239V99H235ZM234 100V101H235ZM14 101H15V103H14ZM38 101V102H37ZM40 101H42V103L40 102ZM104 101V102H103ZM105 101H106V103H105ZM188 101V102H187ZM229 101V100H228ZM229 101V102H230ZM234 101H232V102H230V103H233ZM235 101V102H236ZM241 101V102H242ZM259 101V102H258ZM16 102H19V103H17L16 104ZM23 102V103H22ZM37 102V103H36ZM75 102V103H74ZM147 104H146V103ZM161 102V103H160ZM195 102V105L196 104H198V103H196ZM218 103V105L216 106V104ZM229 102H227V105H228V103ZM234 102V103H235ZM241 102L239 101V103H240V105H241ZM8 103H9V105H8ZM12 103V104H11ZM44 103H46L45 105H44ZM90 103V104H89ZM149 103V104H148ZM174 103V102H173ZM191 103H189V104H191ZM194 103V102H193ZM209 103H211V100H210V102ZM212 103H213V101H212ZM238 103V104H239ZM263 103V104H262ZM21 104V105H20ZM34 104V105H33ZM39 104H42V105H39ZM70 104V105H69ZM86 104L87 105H89L88 106V108H86L87 106H86ZM145 104L147 105V106H145ZM236 104V106L238 105L237 103H235ZM262 104V105H261ZM13 105H15V106H13ZM19 105V106H18ZM23 105V106H22ZM46 105L48 106V107H46ZM142 105V106H141ZM211 105V104H210ZM232 105V104H231ZM240 105H238V106H240ZM250 105H252V108L250 107ZM11 106V107H10ZM46 107V109H45V107ZM86 106V107H85ZM154 106V105H153ZM191 106V105H190ZM201 106H199L200 108H201ZM207 106H209V108L210 109H212V111L211 110H209V108H207ZM226 106V105H225ZM229 106V105H228ZM83 107V108H82ZM85 107V108H84ZM151 107H152V105H151ZM151 107H149V109L151 108ZM192 108H195V106L193 105V106H191ZM198 107V108H199ZM241 107V106H240ZM240 107H238L239 109H240ZM246 107H247V109H246ZM261 107H262V109H261ZM10 110H9V109ZM15 108V109H14ZM32 108H33V111H32ZM42 108V109H41ZM59 108V109H58ZM81 108V109H80ZM108 108H109V105H108ZM163 108H166V110H164ZM197 108V107H196ZM197 108V109H198ZM202 108H201V110H202ZM229 108V107H228ZM233 108L235 109V110H233ZM250 108V109H249ZM5 111H4V110ZM45 109V110H44ZM62 111H61V110ZM78 109V110H77ZM191 109V108H190ZM21 110V111H20ZM25 110V111H24ZM44 110V111H43ZM56 110L58 111V112H56ZM64 110H66V109H64ZM66 110V111H67ZM80 110V111H79ZM84 110V112H83V115H79V114H82V113H79V112H81V111H83ZM200 110V109H199ZM218 110V111H219ZM263 110V111H262ZM149 110L147 109V113L148 114H150L152 111H150V113L148 112ZM166 111V112H165ZM195 111V110H194ZM220 111V113H219V115L220 114H222V112ZM230 111L231 112H233L232 114H233V117H232V114H229L228 115V113H230ZM42 112V113H41ZM45 114H44V113ZM159 112L160 113H163V112H165V114L166 115H168V117H170L168 120H166L167 118H165V117H163V121H162V119H161V116L159 115ZM213 113V115H210V114H212ZM262 112V113H261ZM63 113H64V111H63ZM62 113V114H63ZM67 113V112H66ZM78 113V114H77ZM146 113V114H147ZM191 113V112H190ZM197 113V112H196ZM196 113H194L195 114V116H196ZM203 113L202 112H199L198 111V113L197 114H201V116L203 115ZM208 113H210V114H208ZM240 113V115H242L243 116V118H242V116H240V115H238ZM60 115L59 117H57V115ZM69 114V113H68ZM145 113H144V115H146ZM185 114V115H186ZM194 114L192 113V114H189L188 113V116L190 117V115L191 116H194ZM249 114V113H248ZM7 115H8V117H7ZM10 115V116H9ZM70 116H71V114H69ZM161 115H163V114H161ZM170 115V116H169ZM174 115V116H173ZM185 115H183V116H185ZM234 115H236V116H234ZM254 115V114H253ZM34 116H36V117H38L37 119H36V117H34ZM56 116V117H55ZM61 116H62V118H61ZM68 116V115H67ZM83 116V117H82ZM159 116V117H158ZM182 116V115H181ZM194 116V117H195ZM211 116V117H210ZM221 116V115H220ZM12 117V118H11ZM31 117V118H30ZM142 117V118H141ZM185 117H187V115L185 116ZM185 117H184V119H185ZM194 117H192V119H194V121H197L198 119V117L196 116V119L197 120H195V118ZM9 118H11V119H9ZM26 118V119H25ZM72 118V119H71ZM139 118V119H138ZM141 118V119H140ZM157 118H160L159 120H161L162 122H160V121H158V119ZM182 118V117H181ZM200 118V117H199ZM202 119H203V117H201ZM242 118V119H241ZM133 119H135L134 120V122H135V124H134V122L132 121ZM147 119V120H146ZM153 119V121H150V120H152ZM184 119H182V120H184ZM186 119H188V118H186ZM238 119V121H240L239 123H237V121L236 120ZM240 119V120H239ZM9 120H11V121H9ZM18 120H19V123H18ZM25 120V121H24ZM37 120V121H36ZM65 120V121H64ZM68 120H69V117H68ZM146 120V121H145ZM190 120V119H189ZM17 121V122H16ZM61 121H63V122H61ZM73 121H75V120H73ZM158 121V122H157ZM194 121H192L193 122V124L195 123ZM200 122H201V119L199 120ZM208 121V120H207ZM236 121V122H235ZM22 122H23V124L24 125H22ZM26 124H25V123ZM30 122V123H29ZM40 122V123H39ZM55 122H59V123H56L55 125H56V127H55V125H54V127L53 126H51V124H53V123ZM132 122H133V125H132ZM149 122V123H148ZM179 122V123H178ZM184 122H186V121H184ZM183 122V123H184ZM221 122V123H220ZM13 123H15V125H13ZM33 123V124H32ZM66 123V124H65ZM75 123V122H74ZM178 126H180V127H177V125ZM183 123H181L182 125H183ZM188 123V122H187ZM186 123V124H187ZM189 123H190V121H189ZM224 123V124H225ZM48 124H49V126H51V128H49L48 129ZM175 124V125H174ZM192 124V123H191ZM203 124L205 125V118H204V121H202L201 122V126H203ZM241 124V125H240ZM57 125H58V127H57ZM195 125H198V121L195 123ZM14 126V127H13ZM19 126V127H18ZM47 126V127H46ZM61 128H60V127ZM64 126H69L68 128H66V127H64ZM79 126V127H78ZM133 126V127H132ZM167 126V127H166ZM198 126H200V124L198 125ZM7 127V128H6ZM9 127H11V128H9ZM24 127V128H23ZM63 127V128H62ZM76 127H78L77 129H76ZM132 127V128H131ZM162 127V128H161ZM177 128L178 129V131H177V129H175V128ZM189 129H188V128ZM227 127H229V129L227 128ZM17 128H19V129H17ZM22 128V129H21ZM36 128V129H35ZM45 129V131H43L44 129ZM52 128H54V129H52ZM58 128V129H57ZM76 129V133H77V135H78V132L79 131H82V133L81 132H79V135H80V133L83 135V131H84V133L85 132H87L89 135L87 136H85V137H83V138H81V136H77L76 135V133H74L75 132V129ZM79 128H81V130H79ZM117 130V133L115 132V129ZM129 128H130V130H129ZM205 128H207V126H205ZM216 128V129H217ZM227 128V130L229 131H231L230 132V136L232 135V136H239V132H241L242 133V135H241V133H240V135L243 137H245L243 140V142H241L240 140H241V138H238V136L236 137V138H238L237 140H235L234 141V143H233V139L232 138H228V140L230 139V141H232L231 143H233V144H231V146L230 147H232V148H229L228 149V147L226 148V150H225V148H223V147H225V145L223 146L222 145V141H221V139L219 138V136H218V134H220V137H221V135H222V133H223V131H225V129ZM3 129V130H2ZM17 129V130H16ZM43 129V130H42ZM48 129V130H47ZM62 129H65L66 130V132H65V130H62ZM73 129H74V131H73ZM113 129V130H112ZM173 129H174V131H173ZM209 129V128H208ZM11 130V131H10ZM35 130H37V131H39V133H44V134H39L37 131H35ZM52 130V131H51ZM60 130H61V132L62 133H60V134H62L61 136H63V138L61 139L60 138V136L58 137V135H59V132H60ZM77 130H79V131H77ZM119 130V131H118ZM141 130H142V133H141ZM152 130H155V131H152ZM189 130V131H188ZM206 130L210 133V135L209 134H207V137L205 136V132H206ZM48 131V132H47ZM121 131V132H120ZM183 131H186V132H183ZM252 132V137H251V134L250 133H248V132ZM11 132V133H10ZM23 132H24V134H23ZM65 132V133H64ZM118 132H120L119 134H118ZM127 132H129L130 133V136H129V133H127ZM157 132V133H156ZM180 132H182V133H180ZM212 132H214V131H212ZM222 132V133H221ZM235 132V133H234ZM35 133H38L40 136H41V139L38 137L39 135L38 134H35ZM48 133L50 134L49 136H48ZM58 133V134H57ZM116 133V134H115ZM140 133L142 134V135H140ZM205 133V134H204ZM226 133H228V132H226ZM232 133V134H231ZM234 133V134H233ZM56 134H57V136H56ZM186 136H185V135ZM204 135L206 138H204V140H206V141H208L209 143H210V146H209V144H208V146H207V144L205 145V143L206 142H202V140H201V144L203 143V147H205V146H207L208 147V152L210 151V149L212 150V148H213V146L215 145L216 146V152H217V154L216 153H214L213 155H214V157H212V159H211V156H213V155H211V156H209V154H208V152L206 151L207 149V147H205L204 149H205V151H204V149L201 147V149H200V146L201 145H199L200 143V141L198 140V138H196V137H199V139H202V138H200L201 136H198V135ZM245 134V135H244ZM249 135L250 137V139H247V135ZM24 135H27L26 136V139H25V137H23ZM37 137H36V136ZM69 135V136H68ZM72 135H74V136H72ZM118 135H123V136H121V137H119ZM125 135H127L128 136V139H125V138H127ZM133 135V136H132ZM191 135H194V136H191ZM224 135H227V134H225L224 133ZM224 135H223V137H224ZM21 136V137H20ZM70 136H72L71 137V139H69V137ZM84 136V135H83ZM140 136V137H139ZM184 136H185V138H184ZM217 136V137H216ZM231 136V137H232ZM15 137H16V139H15ZM20 137V138H19ZM28 137V138H27ZM46 137V138H45ZM67 137V138H66ZM79 137V138H78ZM125 137V138H124ZM226 138H227V136H225ZM36 138H38V139H40L39 140V142H37L36 140ZM45 138V139H44ZM50 140H49V139ZM56 138H57V141H56ZM66 138V139H65ZM126 140V142L124 141V139ZM193 140H192V139ZM226 138H224L225 140H226ZM60 139V142H61V140H63L61 143L58 141ZM112 139V140H111ZM116 139V142L114 141ZM120 139H121V141L123 142H120ZM185 139V140H184ZM220 139V140H219ZM223 138H222V140H224ZM252 139V140H251ZM24 142H23V141ZM43 140H44V143H43ZM69 140V141H68ZM71 140V141H70ZM157 140V141H156ZM198 140V141H197ZM218 140V141H217ZM227 140V141H228ZM35 141V142H34ZM41 141H42V143H43V146L46 148V147H50V150L53 148V143H56L55 145H54V147H55V149H56V151H55V149L53 148V152H55L56 153V155H55V153H51L48 149H46V150H44L45 148L44 147H40V143H41ZM46 141V142H45ZM49 141V142H48ZM51 141V142H50ZM52 141H56V142H52ZM188 141V142H187ZM199 143H197V142ZM221 141V142H220ZM229 141V142H230ZM240 141V143H238V142ZM70 142V143H69ZM113 142V143H112ZM117 142H118V145L119 146H117ZM140 142V143H139ZM169 142H171V143H169ZM176 142V143H175ZM186 142V143H185ZM215 142V144H213ZM228 142V143H229ZM255 142V143H254ZM4 145H2V144ZM38 143V144H37ZM42 143H41V145H42ZM47 143V144H46ZM52 143V144H51ZM66 143V144H65ZM129 143V144H128ZM156 143V144H155ZM218 143V144H217ZM219 143H220V145H219ZM225 143V142H224ZM227 143V142H226ZM235 143H238L237 144V146L241 149V151H240V149L239 150H236V149H238L237 148V146H235L236 144ZM44 144H46V145H44ZM58 144H59V146H58ZM113 144H114V146H117V147H114L113 146ZM242 144H244L243 146H242ZM52 145V146H51ZM170 145V146H169ZM187 145V146H186ZM194 145V146H193ZM205 145V146H204ZM213 145V146H212ZM217 145H219V147H220V149L218 148V150H217ZM222 145V146H221ZM232 145H234V146H232ZM59 148H58V147ZM175 146H177L176 148L178 149H176L175 148ZM198 146H199V148H198ZM212 146V147H211ZM38 147H40V148H38ZM52 147V148H51ZM57 147V148H56ZM120 147V148H119ZM172 147H173V149H172ZM209 147H211V148H209ZM245 147H247V149H246V153H244L245 152ZM111 148V149H110ZM119 148V149H118ZM183 148H184V150L186 151V152H183ZM243 148H244V150H243ZM40 149H42V150H40ZM107 149H110V150H108V151H106ZM172 151H171V150ZM200 149V152H202V153H205L206 152V154H207V156H203V155H206V154H201L200 152H199V155H198V153H197V151ZM7 150V151H6ZM175 150V151H174ZM197 150V151H196ZM215 150H213V152L215 151ZM234 150H235V152H234ZM10 151L12 152V153H10ZM43 151H44V153H43ZM47 151H49L50 153H48ZM64 151V153H62ZM66 151H67V154H66ZM104 151L106 152L105 154H104ZM117 151V152H116ZM124 151V152H123ZM177 151H181V153L180 152H177ZM244 151V152H243ZM253 151H255V152H253ZM1 152V151H0ZM58 152V153H57ZM109 152H110V156H109V158H112V159H114V161H115V163L113 162V160L111 159H109V160H106L107 159V157H108V155H109ZM126 152H127V154H126ZM212 152V153H213ZM238 152L240 153V154H238ZM253 152V153H252ZM23 153H25V154H23ZM32 154V158H31V154ZM34 153V154H33ZM112 153V154H111ZM116 153H118L117 155H116ZM121 153H123V156H121ZM125 153V154H124ZM173 155H172V154ZM210 153V152H209ZM211 153V154H212ZM243 153V154H242ZM12 154H14V155H12ZM30 154V155H29ZM42 154H44L43 155V157H42ZM49 154H50V156H49ZM113 154H114V156H113ZM179 156H178V155ZM183 156H182V155ZM195 154H196V157H195ZM200 154L202 155V156H200ZM219 154H220V156H219ZM221 154H222V156H221ZM236 154V155H235ZM247 154V155H246ZM9 155V156H8ZM37 155H39L40 157H42V159L39 157H37ZM55 156V157H53V156ZM112 155V156H111ZM116 155V156H115ZM152 155V156H151ZM155 155V156H154ZM164 155V156H163ZM172 155V156H171ZM240 155L241 156H243L244 158H245V160H244V158L243 157H241V159H240ZM12 156V157H11ZM15 156H16V160L18 161V159L20 160L21 158L23 159H21L22 161L21 162H23L21 165H26V167L24 166V167H22L21 169H19L20 168V166H19V168H18V164H20V161H15ZM27 156V157H26ZM33 156H35V158H38V159H40V161H42V162H44L45 161V163H44V166H42L41 167V165H43L42 164V162H41V165L40 164H38V162H40L39 160H35L34 159V157ZM47 156V157H46ZM79 156H81V158H80V161H83V162H81L80 163V161L78 162V164H77V161L79 160V158L78 157ZM82 156H84V157H82ZM105 156H106V158H105ZM162 156H163V158H162ZM199 156V157H198ZM247 158H246V157ZM6 157V158H5ZM9 157H11V159L9 158ZM45 157H46V159H45ZM48 157H49V161H52V159H53V161L51 162V164H53V162H54V160H56L58 157H60L59 159H57V161H55L54 162V169L53 168H51L50 170H49V168H50V166L51 165H49L50 164V162L48 161ZM62 157H64L63 159H62ZM69 157V158H68ZM114 157V158H113ZM120 157H121V160H118V158L120 159ZM172 157V158H171ZM181 158L180 159V162H179V159H177V158ZM182 157H183V159H182ZM195 157V158H194ZM197 157H198V160H195V159H197ZM1 158H2V160H1ZM31 158V160L32 161H36L35 163L37 164V166L39 165V167L37 168V166H35L36 164H33V162L32 161H30L29 159ZM56 158V159H55ZM82 158H86L85 159V161H87L88 162V165H90V166H88L87 165V162H85L84 161V159L83 160H81ZM205 158V159H204ZM207 158H208V160H207ZM217 158V159H216ZM243 158V159H242ZM26 159H27V163L25 162L26 161ZM165 160V163H164V161H162V160ZM178 161H177V160ZM9 160H10V162H11V160H12V164L10 165L9 164ZM60 162H59V161ZM106 160V161H105ZM118 160V161H117ZM157 160V161H156ZM172 160H174V161H172ZM207 160V161H206ZM238 160H241V162L239 163V161ZM242 160H244V161H242ZM256 160V161H255ZM2 161V162H1ZM49 163V164H47V166H49V168H47L46 169V163L47 162ZM172 163H171V162ZM183 161L185 162V164L183 163ZM197 161L198 162H201L200 164H198L197 163ZM215 161V162H214ZM235 161L237 162V163H235ZM85 162V163H84ZM112 162H113V166L114 165H116V166H114L113 168H112ZM138 162V163H137ZM159 162V163H158ZM176 164H175V163ZM188 162H190V163H188ZM208 162V163H207ZM214 162V163H213ZM249 162H250V164H249ZM7 163V164H6ZM16 163H18V164H16ZM33 164L35 167L33 168L31 165H27V164ZM84 163V164H83ZM151 163V164H150ZM164 163V164H163ZM170 164V166H169V164ZM174 163V164H173ZM179 163H181L180 165H179ZM167 164V165H166ZM186 164L188 165V166H186ZM206 164V165H205ZM209 164V165H208ZM248 164H249V166H248ZM255 165V166H250V165ZM7 165H9V166H7ZM176 165H178L179 166V168L177 169V168H175L176 167ZM204 166L203 167V171H204V173L205 174H208V175H205L204 173H203V171H201V168H202V166ZM214 165V166H213ZM258 165V166H257ZM11 166V167H10ZM13 166V167H12ZM15 166H17V168L15 167ZM28 166H31V167H29L27 170H25L24 168H27ZM84 166L86 167V168H84ZM88 166V167H87ZM142 166V167H141ZM177 166V167H178ZM190 166H192V168L190 167ZM208 166H211V167H209L208 168ZM15 167V169H14V171H12L13 170V168ZM41 167V168H40ZM45 167V168H44ZM83 167V168H82ZM90 167V168H89ZM149 167V168H148ZM162 167H164V168H162ZM167 167V169H165ZM181 167V168H180ZM190 167V168H189ZM121 168H123L122 170H121ZM124 168H125V170H124ZM141 168V169H140ZM144 168H145V170H144ZM187 168H188V170H187ZM212 168V169H211ZM251 168V169H250ZM16 169H17V172H16ZM45 169H46V171H47V173H43V172H45ZM106 169V170H105ZM115 169V170H114ZM151 170V172H149L148 170ZM154 169H155V171H154ZM166 171V173H165V171ZM171 169H172V172H171ZM178 170L177 172V174L176 175H178V176H176V175H174L176 172H174L175 170ZM182 170V172H181V170ZM200 169V170H199ZM206 169V170H205ZM208 169H211L212 171H209ZM249 169V170H248ZM170 170V171H169ZM30 171V170H29ZM30 171V172H31ZM48 171H49V173H48ZM124 171V172H123ZM126 171V172H125ZM153 171V172H152ZM170 173H169V172ZM205 171H207L208 173H206ZM8 172V173H7ZM128 172V173H127ZM138 172H139V174H138ZM186 172V173H185ZM188 172V173H187ZM211 172V173H210ZM250 172H252V173H250ZM122 173V174H121ZM124 173V174H123ZM164 173V174H163ZM167 173H169V174H171V175H167V176H165ZM186 175H185V174ZM33 174V173H32ZM49 174H50V178H51V180H50V182H48L49 184H51L50 186H51V188H50V186L48 185L47 186V183H45V182H47V181H49ZM128 174H130V175H128ZM134 174V175H133ZM162 174H163V177H162ZM183 176H182V175ZM187 174H188V177H187ZM23 175V176H22ZM44 175H45V177H44ZM46 175H47V177H46ZM120 175H121V177H120ZM123 175H125V176H123ZM140 175V176H139ZM174 175V176H173ZM199 175V176H198ZM201 175H202V177H201ZM117 176V177H116ZM136 176V177H135ZM176 176V177H175ZM210 176V177H209ZM216 176V177H215ZM250 176V177H249ZM41 177H42V179H41ZM44 177V178H43ZM122 177L123 178H125L124 179V181H122L123 179H122ZM127 177V178H126ZM130 177V178H129ZM183 177V178H182ZM198 177V178H197ZM211 177L213 178L212 180H211V182H209L210 180L209 179H211ZM248 177L249 178H251V177H255V178H251V180L252 179H254L252 182L253 183H251L249 180L250 179H248ZM10 178V177H9ZM34 178V177H33ZM48 179V180H46V181H44V179ZM119 178H120V180H119ZM133 178V179H132ZM136 178H137V180H136ZM151 178V179H150ZM172 178H174L173 180H172ZM121 182V184L119 183V184H117V181L118 180ZM122 179V180H121ZM188 179V180H187ZM196 179L197 180H199V181H196ZM201 179V180H200ZM219 181H218V180ZM8 180H10V179H8ZM3 181V180H1V181H3V183L0 181V183H2V184H5L7 187H8V184H9V182L11 181ZM32 180H34V179H32ZM43 180V181H42ZM150 180V181H149ZM183 180H184V182H183ZM191 180V181H190ZM193 180V181H192ZM207 180H208V182L209 183H211V190H209V189H207L208 188V182H207ZM215 180V181H214ZM35 181V182H36ZM127 181H128V183L129 184H127ZM141 183H140V182ZM197 182V184H196V182ZM224 181H226V182H224ZM5 182V183H4ZM17 182V181H16ZM24 182V181H23ZM127 185H132L131 186V188L129 187V186H127L126 187V184ZM186 182H187V184H186ZM189 182V183H188ZM218 182V183H217ZM250 182V183H249ZM11 183V185H13V181L12 182H10ZM123 183L125 184V187H124V189H125V191H124V189H123ZM153 183V184H152ZM167 183V184H166ZM170 183V184H169ZM174 183V185H172ZM200 183H201V185L202 186H199L198 187V185H200ZM248 183L250 184V185H248ZM137 184V185H136ZM155 184V185H154ZM189 184V185H188ZM190 184H192V185H190ZM216 184V185H215ZM119 185H121V187H119ZM136 185V186H135ZM139 185H140V188H138L139 187ZM169 185V186H168ZM15 186H17V187H15ZM21 186V185H20ZM19 186V187H20ZM135 186V187H134ZM155 186V187H154ZM193 186V187H192ZM250 186H253L254 188V190L253 191H251V189L252 188H250ZM23 186H21L20 187V189L22 188ZM172 187V188H171ZM190 187H192V188H190ZM11 188H13V189H19L18 188V185H14V187H12V186H10L9 185V189H11ZM142 188V190H140ZM161 190H159V189ZM199 188H200V192L202 193L201 194V198H199V199H197V198H195V197H199V195H200V192H199ZM51 189H52V191L53 192H51ZM98 189V190H97ZM123 190V192L122 191H120V190ZM132 189V190H131ZM171 190V193H168V192H165V190ZM181 189V190H180ZM191 189V190H190ZM119 190V191H118ZM182 190H184V191H182ZM196 190H197V195L195 194V192H196ZM207 190H209V191H207ZM43 191V192H44ZM131 191V192H130ZM136 191V194L134 193ZM141 191V192H140ZM183 193H182V192ZM193 191V192H192ZM195 191V192H194ZM247 191V192H246ZM119 192V193H118ZM121 192H122V194H124L123 196H122V194H121ZM129 192H130V194H129ZM181 193V194H179V193ZM188 192V193H187ZM191 192H192V195H191ZM213 192V193H212ZM49 193H51V197H50V195H49ZM56 195H55V194ZM58 193L60 194V195H58ZM205 194V196H203L202 197V195H204ZM48 197L49 196V198L47 199L46 198V196ZM116 194V195H115ZM119 194H120V196H119ZM143 195V197H142V195ZM183 194V195H182ZM193 194H195V195H193ZM207 194V195H206ZM1 195V194H0ZM163 195H167L168 197H169V202L168 203H166V201L164 202V203H161L160 201H161V197H163ZM185 195V196H184ZM45 196V197H44ZM60 196V197H59ZM116 196V197H115ZM209 196V198H207ZM56 197V198H55ZM57 197H58V199H57ZM118 197V198H117ZM119 197H120V199H119ZM127 197H128V199H127ZM140 197L142 198V200L140 199ZM183 197V198H182ZM115 198H117V199H115ZM121 198H123L122 200H123V202H120V201H122L121 200ZM182 198V199H181ZM188 198V199H187ZM193 198V199H192ZM213 198V199H212ZM222 198H223V200H222ZM56 199H57V201H56ZM125 199V200H124ZM133 199V200H132ZM135 199L137 200V201H135ZM173 199V200H172ZM195 199H197L196 201H194ZM209 199V200H208ZM59 200V201H58ZM180 200H182V202L180 201ZM185 200H187V203H185L186 201ZM189 200H190V202H189ZM206 200H207V202H206ZM244 200V201H243ZM58 202L59 204H55L56 202ZM114 201H116V204L114 203ZM135 201V202H134ZM144 201V202H143ZM180 201V202H179ZM192 201V202H191ZM199 202V204H197L198 202ZM202 201V202H201ZM210 201V202H209ZM19 204V202H18V200H15V202L13 203L15 206L14 207H16V205H17V203ZM120 202V203H119ZM143 202V203H142ZM177 202V203H176ZM197 202V203H196ZM254 202V204L252 205L251 203H253ZM16 203V204H15ZM53 205H51V204ZM180 203V204H179ZM192 203H194V204H192ZM225 203H227L226 205H225ZM12 204V205H13ZM50 205V208L49 209H46V207H47V205ZM124 204V205H123ZM151 204V205H150ZM169 204V206H167ZM188 204H190L189 206H188ZM195 204H197L196 205V207H195ZM48 205V206H49ZM58 206V207H56V206ZM137 205V206H136ZM178 205V206H177ZM206 205V206H205ZM209 205H211V206H209ZM242 205L244 206V207H242ZM248 205V209L249 210H247L246 211V209H247V206ZM250 205V206H249ZM251 205H252V207H251ZM115 206V207H114ZM119 207V210H118V207ZM152 206V207H151ZM185 206V207H184ZM209 206V207H208ZM261 206V207H260ZM10 207H12L13 208V206H10ZM53 207H54V209H53ZM183 207V208H182ZM204 207H205V209H206V211H205V209H204ZM251 207V208H250ZM17 208H18V206H17ZM57 208V209H56ZM116 208V209H115ZM193 208V209H192ZM244 208H246V209H244ZM261 208V209H260ZM4 209V208H3ZM47 211H46V210ZM111 209V210H110ZM113 209H115V210H113ZM184 209H187V210H184ZM213 209V210H212ZM226 209V210H225ZM230 209H231V211H230ZM13 210H14V208H13ZM80 212H79V211ZM159 210H160V212H159ZM191 210V211H190ZM0 211H1V208H0ZM8 211V210H7ZM12 211V210H11ZM10 211V213L11 214H13V212H15L16 210H14V211H12L11 212ZM106 211H109V212H107V214L108 215H106L107 216V218H105L106 216H105V214H106ZM113 211V212H112ZM118 211H120L119 212V214H118ZM123 211V213H121ZM128 211V212H127ZM189 211V212H188ZM225 211L227 212V213H225ZM234 213H233V212ZM113 214H112V213ZM161 212H163V213H161ZM215 212V213H214ZM224 212V213H223ZM231 212V213H230ZM248 212V213H247ZM8 213V212H7ZM104 215V217H103V215ZM140 213V214H139ZM145 215H144V214ZM192 215H191V214ZM202 213V214H201ZM206 214V217L204 216V214ZM246 215H244V214ZM247 213V214H246ZM260 213H261V216H260ZM31 214H33V216H35L36 215V217H33ZM76 214V215H75ZM111 214L113 215V216H111ZM130 214V215H129ZM142 214H143V216H142ZM225 214V215H224ZM258 214V215H257ZM49 215H50V217H49ZM124 215H125V217H124ZM140 215V216H139ZM161 215H162V217L163 216H165V218H162L161 217ZM200 215H203V216H200ZM234 216V217H232V216ZM242 215H243V217H242ZM31 216V217H30ZM51 216H52V218H51ZM82 216H83V218H82ZM118 216V217H117ZM224 216H226V218H224ZM230 216V217H229ZM248 216V217H247ZM259 216V217H258ZM37 217H38V220H37ZM42 217V218H41ZM76 217V218H75ZM99 217V218H98ZM101 217H103V218H105V219H103L102 220V218ZM117 217V218H116ZM140 217V218H139ZM144 217V218H143ZM202 217V218H201ZM215 217V218H214ZM232 217V218H231ZM239 217H241L240 219H239ZM34 218V219H33ZM39 218L41 219V223H40V220H39ZM112 218V219H111ZM125 218V219H124ZM139 218V219H138ZM147 218V219H146ZM166 218H168L169 220L167 221V219ZM182 218V219H181ZM199 218V219H198ZM76 219V220H75ZM113 219H115L114 221H113ZM116 219H117V222H115L116 221ZM120 219V220H119ZM123 219V220H122ZM143 221H142V220ZM164 219V220H163ZM171 219V220H170ZM202 219L204 220V222H202ZM207 219V220H206ZM224 219H226V220H224ZM231 219H232V221H231ZM238 219V220H237ZM242 219L244 220V221H242ZM253 219V220H252ZM259 219V220H258ZM78 220H80V221H78ZM111 220H112V222L113 223H111ZM122 220V221H121ZM129 220V221H128ZM132 220V221H131ZM197 220V221H196ZM206 220V221H205ZM235 220V221H234ZM252 220V221H251ZM49 221V222H50ZM51 221V222H52ZM74 221H75V223H74ZM104 221L106 222V223H104ZM126 221H128V222H126ZM149 221H151V222H149ZM249 222V221H251V227H249V224H247V223H245V222ZM258 221V222H257ZM80 222V223H79ZM87 222H89V223H87ZM101 222V223H100ZM123 222V223H122ZM125 222L128 224L127 226H126V224H125ZM136 222V223H135ZM143 222V223H142ZM145 222V223H144ZM226 222V223H225ZM238 222V223H237ZM240 222V223H239ZM257 222V223H256ZM37 223H39V224H37ZM85 223V224H84ZM87 223V224H86ZM99 223V224H98ZM108 223H111V224H113L114 226H115V224H116V226L114 227L113 225H109ZM121 223V224H120ZM180 223V224H179ZM201 223V224H200ZM205 223V224H204ZM56 224H57V226H56ZM81 224H83V226L81 225ZM93 224V226H91ZM102 224V225H101ZM118 224H120V225H118ZM140 224H141V226H140ZM231 226H230V225ZM234 224H236V226L234 225ZM239 224H241V225H239ZM258 224V225H257ZM79 225H80V227H81V229H83V230H85L86 229V235H84V236H88V238H86L84 241L86 242V241H90L89 242V244H90V246L87 244L86 245V248H83L84 250H85V252L82 250V251H80V250H77V249H75V247H74V245L75 244H78V243H80L82 240H81V238L83 237V236H81V234H79V233H77V228H79ZM85 225V226H84ZM123 225H125V227L123 226ZM130 225V227L128 228V226ZM135 227H134V226ZM171 225V226H170ZM182 225H184V226H182ZM203 225V229L201 228V226ZM232 225H234L233 227H238V225H239V227L241 228L240 230L242 231V233L241 234H237L238 232L240 233V230H239V227L237 228V230L235 229V228H233L232 227ZM259 225H261V228L259 227ZM86 226L88 227V228H86ZM90 226V227H89ZM104 226V227H103ZM107 226V227H106ZM109 226V227H108ZM121 226L122 227H124L123 229L121 228ZM138 226H140L141 228H139V230L141 231V232H139V230H138ZM170 226V227H169ZM199 226V227H198ZM256 226H257V228H256ZM57 227V228H56ZM94 227V228H93ZM103 227V228H102ZM117 227H120V228H118V230H119V232H118V230H117ZM134 227V228H133ZM181 227V228H180ZM228 227L230 228L231 227V231L232 232H230L229 230H228ZM244 227V228H243ZM72 228H74L73 229V231L75 232V234H76V236H74V233H72ZM85 228V229H84ZM90 228H91V230L93 231H91L90 230ZM106 230H105V229ZM128 228V229H127ZM131 228V229H130ZM136 229V231H134L133 229ZM246 228V229H245ZM110 229V230H109ZM112 229H113V232H112ZM116 229V230H115ZM120 229H122V231L120 230ZM125 229V230H124ZM127 229V230H126ZM129 229H130V231H129ZM163 229V230H162ZM172 229V230H171ZM182 229V230H181ZM245 229V230H244ZM262 230V232H261V230ZM91 232H89V231ZM103 230H105V231H103ZM134 231V232H132V231ZM156 231V232H154V231ZM202 231V233H201V231ZM260 230V231H259ZM126 233H125V232ZM226 231V232H225ZM234 231V232H233ZM237 231V232H236ZM259 231V232H258ZM99 232V235H97V233ZM104 232V233H103ZM109 232V233H108ZM110 232H111V236H110ZM119 234H118V233ZM129 232V233H128ZM153 232V233H152ZM181 232V233H180ZM235 232H236V234H235ZM244 232V233H243ZM89 233V234H88ZM92 233H94L93 235H92ZM101 233V234H100ZM103 233V234H102ZM108 233V234H107ZM113 233H116V234H118V238H119V236H120V238L118 239H116L115 237H117V235L115 236V235H113ZM123 233H124V235H123ZM128 233V234H127ZM132 233V234H131ZM136 233H138V234H140V235H138V236H134V234L136 235ZM171 233V234H170ZM190 233V234H189ZM227 233H231V235L230 234H227ZM261 233V234H260ZM106 234V235H105ZM125 234H126V237H128V239H129V237L132 239V241H133V243L134 244H131V241H129L127 238H125L124 236H125ZM133 235L134 237H135V239L137 238V237H139L137 240L139 241V239L141 240L140 242H138L137 240H135V239H133L132 237H131V235ZM211 234V235H210ZM213 234V235H212ZM214 234H215V236H214ZM226 234L228 235V236H226ZM107 236L108 238H107V240H106V237H104L103 239H102V237L103 236ZM143 235V236H142ZM179 235V236H178ZM203 235V236H202ZM236 235H237V237L239 236V235H242V236H239L238 237V239H239V241L241 240V237H242V240H243V242H242V240H241V242H239V243H237L236 242V240H233V238L234 239H237L236 238ZM246 235V236H245ZM257 237H256V236ZM72 236V237H71ZM90 236V237H89ZM91 236H93V237H91ZM175 236H177V237H175ZM200 236H202L201 238H200ZM213 236V237H212ZM216 236H218V237H216ZM226 236V238L224 239V237ZM231 236V237H230ZM234 236V237H233ZM260 236V237H259ZM111 237V238H110ZM114 237V238H113ZM122 237V238H121ZM124 237V238H123ZM144 237V238H143ZM173 238L174 239V242H176V244L178 243V240H179V243H178V245L180 244V246L177 248V247H175V254L170 258V256L168 257V258H166L162 253H160L159 252V248L161 247L160 245H161V242H163V240H165V239H168V238ZM199 237V238H198ZM209 237H211L210 239V241H209V245H208V240H209ZM215 237H216V239H215ZM230 237V238H229ZM254 237V238H253ZM68 238V239H67ZM74 238H76L75 239V241L76 242H74ZM78 238H80V241L78 240ZM92 238V239H91ZM95 238H98V239H95ZM142 238V239H141ZM162 238V239H161ZM219 238H220V240H221V244H220V246L216 243L217 241H219ZM225 240H223V239ZM260 238H261V240H260ZM121 239H122V242H121ZM130 239V240H131ZM176 239V240H175ZM191 239V240H190ZM201 239V240H200ZM232 239V240H231ZM259 239V241H257ZM263 239V240H262ZM67 240V241H66ZM73 240V241H72ZM94 241V243H93V241ZM97 240V241H96ZM102 240H104V241H107V243L105 242V244H107V248L104 250V248L106 247V246H104V241H102ZM111 240V241H110ZM126 241V243H128L127 241H129L130 243H128L127 244V250L128 251H126V248H125V251H124V248H122V249H120L119 250V248H120V246H122V244H123V247H126V245L124 246V244H125V241ZM135 240V241H134ZM200 240V241H199ZM214 240V241H213ZM227 240H228V243L227 244H229V246H230V248L228 247V245L226 244V242H227ZM231 240V242L233 243H236V244H233L232 246H231V244L232 243H230L229 241ZM249 240H254V241H249ZM69 241V242H68ZM70 241H72V242H70ZM96 241V242H95ZM98 241H100V242H98ZM113 241V242H112ZM190 241V242H189ZM201 243V246H200V244H198L199 242ZM203 241H204V243H203ZM212 241V242H211ZM222 241H223V243H222ZM248 243H250V242H255V241H257V243L255 242V245H254V243L253 244H251V245H254V247L252 246V247H250L249 245L250 244H248ZM67 242H68V244H70V245H66L67 244ZM87 242V243H88ZM92 242V243H91ZM103 242V243H102ZM122 243L121 245H120V243ZM135 242H137V243H139V244H141V245H136L137 247H139V246H141L140 248H142V251H144V253L142 254V255H140L139 254V251H136V249L137 250H141L140 248H136V247H134V246H132V245H135ZM148 242H151V243H148ZM195 242H197V243H195ZM207 242V243H206ZM214 242V243H213ZM116 245H115V244ZM146 243H148V246H145V245H147ZM154 243H155V245H156V247L154 246ZM191 243V244H190ZM219 243V242H218ZM241 243V244H240ZM243 243H245V244H243ZM109 244V245H108ZM152 244V248L153 247H155V250H157V251H155V250H153L152 248H150V245ZM198 244V245H197ZM203 244V245H202ZM225 244V245H224ZM62 245V246H63ZM93 245H95V248L93 247ZM129 245L133 248L132 249V251H135V252H132L131 251V248L129 249ZM159 247H158V246ZM177 245V246H178ZM234 245H236V246H234ZM239 245H242V246H239ZM245 245V246H244ZM63 246V248H65ZM76 246V245H75ZM87 246L88 247H92L94 250H96V247H97V250H99V248H100V250H103V251H100L99 250V252H95L93 249H92V251L90 252V250L89 249H91V248H87ZM113 246V247H112ZM119 246V248H117V247ZM195 246H197L196 248H195ZM199 246H200V249H201V251H200V249H199ZM209 246V247H208ZM222 247V246H224V247H222V248H218V247ZM243 246H244V248H246V249H244L243 248ZM262 246V248L260 249V247ZM72 247H74V249L72 248ZM99 247V248H98ZM108 247H111V249L110 248H108ZM146 249H145V248ZM227 247V248H226ZM232 247L234 248L232 251H231V249H232ZM251 249H250V248ZM71 248H72V250H71ZM148 248H150V249H148ZM191 248V249H190ZM192 248H193V250H192ZM195 248V249H194ZM202 248H203V250H202ZM205 248H206V250H205ZM217 248V249H216ZM247 248H249L250 249V253H249V249H247ZM254 248V249H253ZM108 249V250H107ZM117 249V250H116ZM145 249V250H144ZM152 249V250H151ZM222 249V251H224V252H222V251H220ZM70 250L71 251H73L74 250V252H72L73 254H71V252H70ZM87 250H89L88 252H86ZM96 250V251H97ZM107 250V251H106ZM191 252H190V251ZM195 250H196V252H195ZM197 250H199L200 251V253H199V251L197 252ZM205 250V251H204ZM218 250H219V252H218ZM229 250V251H228ZM80 251V252H79ZM110 251H112L111 253H109ZM118 251H119V255L118 254H116V253H118ZM124 251V252H123ZM150 251V252H149ZM231 251V252H230ZM248 251V252H247ZM70 252V253H69ZM78 252H79V254H78ZM83 252H84V254L85 253H89L90 254V256H87V254L86 255H84L83 254ZM95 252V253H94ZM115 252V253H114ZM127 252H128V254H127ZM141 252V251H140ZM189 252V253H188ZM205 252V253H204ZM216 252H217V254L219 255H217L216 254ZM226 252V253H225ZM228 252H230L229 254H228ZM244 252V253H243ZM96 253H100L99 255L97 254V257L95 256V254ZM136 253V254H135ZM197 253H199V254H201L200 256H198L199 254H197ZM204 253V254H203ZM220 253V254H219ZM223 253V254H222ZM246 253L248 254H250L249 256H247L246 255ZM81 254H83L82 256H80ZM108 254V255H107ZM113 254H114V256H113ZM116 254V255H115ZM139 254V255H138ZM155 254V255H154ZM158 256H157V255ZM179 254H181V255H179ZM203 254V255H202ZM207 254V255H206ZM261 254V255H260ZM72 255V256H71ZM112 255V256H111ZM117 255H118V257H117ZM136 255V256H135ZM137 255L138 256H142V261L141 262H139L138 260L137 261H134V259L136 258L137 259ZM152 255V257H153V255H154V258H155V256H156V258H157V260H156V262H155V260H153V258L151 257L150 258V256ZM177 255V257H174V256H176ZM192 257H191V256ZM205 255V256H204ZM217 255V256H216ZM223 255V256H222ZM229 255V256H228ZM230 255H232V259H231V256ZM263 255V256H262ZM85 256H87V257H90L91 259H92V262H91V259H87ZM92 256V257H91ZM107 256H108V258H107ZM125 256V257H124ZM135 256V257H134ZM145 256H147V259H146V257ZM160 256V257H159ZM201 256H204V257H201ZM234 256H235V259H234ZM246 256V257H245ZM81 257V258H80ZM85 258V259H83V258ZM114 259H113V258ZM117 257V258H116ZM158 257H159V261H158ZM201 257V258H200ZM210 257V258H209ZM248 257V258H247ZM77 258H80V259H77ZM96 258V259H95ZM101 258V259H100ZM118 259L117 261H116V264H117V262H118V264H121V260L122 259ZM127 258H129L128 259V261H127ZM155 258V259H156ZM173 258V259H172ZM199 258V259H198ZM221 258V259H220ZM223 258V259H222ZM247 258V259H246ZM93 259H95L96 261H93ZM125 259V260H124ZM139 259V258H138ZM150 259V260H149ZM188 259V260H187ZM190 259V260H189ZM211 259V260H210ZM242 259H244V260H246V261H244L243 260V262H241L242 261ZM203 260V261H202ZM209 260V261H208ZM111 261V262H110ZM147 261H149V263H147ZM153 261V262H152ZM168 261H169V263H168ZM200 261H202V262H200ZM212 261V262H211ZM224 261V262H223ZM233 261V262H232ZM62 262H63V264H64V260H62ZM105 262H104V260H103V263L105 264ZM209 262V263H208ZM241 262V263H240ZM129 264H132L131 263V260H130V262H129Z\"/></svg>",
  "mask_w": 264,
  "mask_h": 264
},
{
  "label": "bare ground",
  "instance_id": "bare-ground-1",
  "mask_svg": "<svg viewBox=\"0 0 264 264\" xmlns=\"http://www.w3.org/2000/svg\"><path fill=\"white\" fill-rule=\"evenodd\" d=\"M26 1H27V0H26ZM32 1H33V2H32L33 4L36 3V0H32ZM64 1H65V0H64ZM66 1H69V0H66ZM106 1H107V0H106ZM106 1H105V2H106ZM109 1H110V0H109ZM111 1H112V3H113L114 1H117V0H111ZM122 1L124 2V0H120V1H118V2H122ZM129 1H131V0H129ZM132 1H133V2H131V9H132V7H133V3H134V6H135V7H136L137 5H139V6H137V7H139L138 10H142V8H144L141 12H146L145 10H147L146 13L148 14L147 16L149 17V20H150V22H148L149 24H148L146 21L144 22L143 19H142L143 17L146 18V14L144 13V14H145L144 16H140V15H143V14H141V13L138 14L139 11L137 12V10H136L134 7H133V8H134L135 11L137 12V14H135V16L139 15L140 19H139V18L137 19L135 16H133V17L131 18V16H132V15H130L131 13H128L130 17L127 16L128 14H126L125 11L121 10L120 7H119L120 10H118V8H116V10H115L114 7H112V8H114V9H113V14H115L114 12H118V11H119V14H120V12L122 11L123 13H121V17L123 16V19L126 18V16L129 18V21H130V22H131V20L133 19V28H134L135 26H137L136 24L134 25V21H135V20H136V21H137V20H138V21H141V20H142L144 23H143L142 21L139 22V24H140V23H143V25L145 24V26L142 25V26L144 27V28H142V30H141L142 32H141V31L139 32V31L136 29V32L134 31V33H135V35H136V33L139 32V33H137V35H139V36L141 35L142 37H144V36L146 35L145 38H148V39H149V37H150L149 40H148V39L145 40V38H142V40H141V42H143V41H144V42H147V45H145V43L143 44V46H144L143 49L146 48L147 51H148L147 56H145V55H146L145 52H144V55H142L141 52L138 51V50L141 49V47H140L139 45H138L139 49H137L138 54H141L142 57H143V58L141 57L140 59H142V62H143V63H146V65H144V66H146V70H147V72H145L146 70L144 69V66L142 67V69H141V66H139V65H138L137 67H140V68H139V71H140V69L142 70V72L144 71V73H142V74H143V75H142V78H143V77L146 78V76L148 75V78H149V79L152 80V79H154V77H156V79H154V80H153V83L151 84V85L154 84V88L152 87V89L150 90L151 93L153 92L152 94H150L149 92H148L149 94H147V92H146L147 89L143 86V84H141V85L143 86L142 89H141V91L144 90V91L142 92V95H144V94L146 95L145 97H146V99H148L147 102L149 101V103H150V101H151L150 99H152V97H153V94H154V97L156 96V95H155L156 92H157L156 94L159 95V97H162V100L165 99L164 96H168V95H169V98H168V99L170 100V102H172L171 104H169V106L171 105V106L174 107L176 110H175L174 108H171V106H170V108L167 106L166 108L170 109V112H169V111H167V112L165 111V112H166V113H171V112H173L171 109H174V110H175V113H174V114H176V112H178V109H180L179 107L182 106V104H184L185 100H189V99H190V100H189L190 102L187 101V102H188L187 105L184 106V108H181V109H180V112H183V110H184V113H185V111H186L185 108L187 109V107H189V108L187 109V111H186L187 114L185 113V114L187 115V117H185L186 115L183 114V113H177L178 116H179V114H180V118H179V120H181L182 122H180V124H178V125H181V127L178 126L176 123H175V124L177 125V127H180V128H179L180 131L182 130L184 124L187 125V126L190 128V129H189V128L187 127V128L190 130V132H194V131H191V128H192V127H190V125H191V126L194 125V129H195V126H196V127H199V129H200V128L202 129V128L204 127L203 129H207V130H210V131H211V126H212L213 124H211V125L208 127V124L206 125V122H209V124H210V123H212L213 119L210 118V120H212V121H210L209 118H207V120H208V121H207V120H206V117H204L205 115H207V112H206V113H205V112L203 113V111H205L204 109H206L205 106L207 105V103H206V105L204 106V108H202L203 106H201V105H203V104H201L200 102H196V101H200V100L197 99L198 96H197L196 98H194L195 95H196V91H193V90L196 89V86H197V85H198L199 87H198L196 90H198L199 88H201V87H200L201 84H200V85H199V84H196V83H198V82H196L197 80H198L199 82H202V88H204V91H205V87H206V85H203V83H204V81H206V80H205V79H206V77H205L206 75H207V81H206L207 84H208V82H209V83H211V85H212L213 82H211V81H215L216 84L213 83V85L215 84L214 87H215V86H217V88L220 87L219 89L214 88V87L211 88L212 91H209L210 94H209V92H207V93H208L207 97L209 98V100H208L207 98H204L205 96L202 97V95H201V97L204 98L203 100H206V99L208 100V104H209L210 107H213V106H212L213 104L215 105V103H214L215 100H212L211 98L213 97V99H214V97H215V99L217 98L219 101L223 100L222 97H220V96H223V95H224V92H226V90H228V91H227L228 94L225 93L226 96L232 94L231 92H232V90H234V91H233V94H232V95H234V97L232 96V99H234V100H235V99H239V100H237V101L235 100L236 102H235L234 100H232V99H231V101H230V99H228V100H229L230 102L234 101V102L237 103V104L239 103V101H240V102L242 101L240 98L243 99V97H245V96L247 97V95H246L247 92H248V93H249V92L251 93V91H246V89H245L244 87H242V88H244V90H243L242 93H243L245 96L240 92L243 96H241L240 98H238V97H237V93H238V92L240 91V89H241V88H240V87H241V83H240V82H237V84L240 83V86L238 87V88H240V89H238L239 91H238L236 88H235V89L233 88V89L229 90V89L227 88V86H225V85H226L225 83L221 84V82H224V81H225V80H224V81H223V80H219V79L222 78L221 76L225 73L224 71L222 72L221 68H222V66L226 63V62H222V60H224V59H222V58H225V56H228V55H225L226 52L222 51L223 49H216V48H218V47L215 46V49H216V50H215V49H214V51H213L212 49H211V50H212L213 52L217 51L216 54H219V55H221V52H224V55L222 54L224 57H221V56H218V55H217V56L219 57V58H218L217 56H212V55L210 54V52H209V55H211L212 58H216V59H213V60H214V61H212L213 64L211 63L212 68H213L211 72H209L210 70H208V69H204V68L207 67L208 64H210L212 58H211V59H210V58H208V59L206 58V62L202 61V62H204V63H206V64L200 62L201 58L203 59L205 56L208 55V54H207V55H204L205 52H206V51L204 50V49H205L204 47H206V48L208 49L207 44L209 45V43H213L215 39H218V38H216V37L214 36V35H215V32H218V31H214L213 27L210 25L211 28L208 27L209 29H206V30H209V31L207 32L208 34L206 35V37H207V41H206V42L204 41V42H203L204 44H203L202 41H203L204 39H206V38H205V37H202L201 34H200V36H201L202 38H201V39L198 38V39H200V42L202 43V45H201V43L199 42V40H198V42H195V41H194L193 43H195V44L192 43V46H193V45H196V46H194V47H197V46H198V48H196V50H197L196 52H198V50H199V52H198L199 55L197 54L198 56H196L195 49H194V51H193L194 54H195V58L198 57L197 60L195 61V62H198V64L195 63V67H193V68H194L193 70L195 71V70L198 69L199 67H200V68L197 70L198 72L190 71V70H192V68H191L192 66L190 67V65H192L194 61H192V63H190V65L188 64L189 62H185V60L187 61V59L190 60V58H191V57H188V58H187V56H186L187 54H185V57H186V58L183 59V62H184L183 64H185V66L187 65V67L189 66V68H187V71H184L185 69H183V68H185V66L183 65V68H182L181 65H180V67L183 69V70H181V71H184L183 73H185V72L187 73V72H188L187 75L184 77V79H185V83H186L187 85H186V84L184 85V83L182 82V79H178V80H179L178 83L181 82L182 85L179 84V85H181V86L178 85V86H179V87L177 86L178 88H177L176 86L174 87V86H173L174 81H172V82H173L172 85H170V82H169V75H171V73L175 71V70H172L171 73H170V62H169L170 59H169V58L172 57V59H173V54H174V52H175L174 57H176V56H175V55H176V52L181 54V53L184 52L186 49H191V48H188V47H187L188 44L190 43V38H191V37H190L191 24L189 23V15H190V14H189L188 10H190L191 8H194V7H195L196 0H144V1H143V0L141 1V0H140V2H138L139 4L136 3V1H139V0H132ZM201 1H203V0H201ZM204 1H205V2H204L205 4H207V3L209 4V2H210V1H207V3H206V0H204ZM217 1H218V3H219V2H221L222 0H220V1L217 0ZM223 1H224V0H223ZM225 1H226V0H225ZM28 2H29V1H28ZM58 2H59V3L61 2L62 4L64 3V2H62V0H61V1L58 0ZM58 2H57V4H58ZM70 2L72 3V1H70ZM85 2H86V4H89V3H87L88 0H86ZM96 2H97V4H96V6H94V7H95V9H94V10H95V13H94V14H97V13H98V14H97V18L101 16L100 14H110V9H109L108 7H110L111 5L113 6L114 4L116 5V4L118 3V2H117V3L114 2V4H112V3L110 2L111 5H110V4H107V7H106V4H105L104 0H103V2L100 1V0H97ZM125 2H126V1H125ZM125 2H124V3H125ZM143 2H145V4H146L145 7L143 6V5H144ZM29 3H30V2H29ZM68 3H69V2H68ZM78 3L80 4V2L77 0V4H78ZM107 3H108V2H107ZM124 3L121 4V5H125ZM215 3H217V2H215V0H214V1L212 2V4H215ZM228 3H229V1L227 0V5H228L227 9H231V10H232V9H233V6L230 5V6H232V8H229V4H230V3H229V4H228ZM3 4H4V3H3ZM33 4H32V6L29 5V6H30V9H31V7H33ZM57 4H56V8H57ZM64 4H66V3H64ZM64 4H63V5H64ZM72 4H73V3H72ZM103 4H105V5H103ZM222 4H223V3H222ZM224 4H225V3H224ZM231 4H232V3H231ZM0 5H1V4H0ZM10 5H11V4H10ZM59 5H60V6H63V5H61V4H59ZM66 5H67V6H64V7H65L66 9H67V8H69V9H67V10L65 9V10H66V11L70 10L71 8L69 7V5H68V4H66ZM89 5H90V4H89ZM89 5H87V6H89ZM108 5H109V6H108ZM118 5H120V4H117L116 6H118ZM121 5H120V6H121ZM126 5L129 7V6H130V5H129V2H128V3L126 2ZM3 6H4V5H3ZM34 6H35V4H34ZM70 6H71V5H70ZM72 6H73V5H72ZM214 6H215V5H214ZM220 6H221V3H220ZM13 7H14V6H13ZM74 7H76V6H74ZM92 7H93V6H91L90 8L92 9ZM141 7H142V8H141ZM215 7H216L215 10L218 8L217 10L220 11V13L218 12V14H221L222 10L220 9V7H218V6H215ZM6 8H7V7H6ZM11 8H12V7H11ZM58 8H60V7L58 6ZM72 8H73V7H72ZM145 8H146V9H145ZM202 8H203V10L206 9V8H204V7H202ZM4 9H5V7H4ZM13 9H14V8H13ZM74 9H75V8H74ZM74 9H72L71 11L73 12ZM76 9H79V8L76 7ZM86 9H87V12L85 11ZM86 9L83 10L84 12H86L85 15H86L87 13H89V12H88L89 9H88V8H86ZM222 9H223V8H222ZM2 10H3V7H2ZM11 10H12V9H11ZM11 10H10V12H11ZM61 10H62V8H61ZM79 10H82V8L79 9ZM126 10H127V9H126ZM4 11H5V10H4ZM31 11H32V13H33L34 10L31 9ZM31 11H30V12H31ZM63 11H64V9H63ZM63 11H62V13L65 15L67 12L65 11V12H66V13H65V12H63ZM71 11H70V12H71ZM207 11H208V9H207ZM211 11H213V9H212V10L210 9V10L208 11V13H211ZM12 12H13V11H12ZM12 12H11V13H12ZM22 12H24V11H22ZM84 12L81 11V12L78 13V14H79V15H80L81 13L84 14ZM90 12H91V11H90ZM124 12H125V13H124ZM129 12H131V11H129ZM5 13H6L7 16H9V15H8V14H9V13H8V9L6 10ZM7 13H8V14H7ZM60 13H61V12H59V14H60ZM62 13H61V14H62ZM99 13H100V14H99ZM133 13H134V12H133ZM195 13H196V11H195ZM215 13H216V12H215ZM215 13H211L212 15H210V16H214V15L216 16ZM2 14L4 15V13H2ZM15 14H16V13H15ZM23 14H24V13H23ZM25 14H26V13H25ZM28 14H29V13H28ZM28 14H26L25 16H27ZM30 14H31V13H30ZM30 14H29V15H30ZM61 14L58 15V16L56 15V16L60 18V16H62ZM89 14H91V15H89ZM89 14H88V15H89V20H90V19H92V18H90V17H92V13H89ZM122 14H123V15H122ZM6 15H5V16H6ZM79 15H77V17H79ZM111 15H112V14H111ZM15 16H16V15H15ZM30 16H31V15H30ZM83 16H84V15H83ZM83 16L80 15V19L78 18V19L76 20V23H77V24L80 23V21H81V22L85 21V20H83V19H85V18H81V17H83ZM104 16H105V15H104ZM112 16H113V15H112ZM115 16H116V17H115ZM115 16H113V17H114V18H117V20L115 19L116 22H119V21H118L119 18L117 17V15H115ZM119 16H120V15H119ZM227 16H228V14H227ZM9 17H10V16H9ZM77 17H76V18H77ZM84 17H85V16H84ZM102 17H103V16H101L100 18L102 19ZM107 17H108V16L106 15V18H105V19H107V22H109ZM134 17H135V18H134ZM137 17H138V16H137ZM196 17H197V16H196ZM217 17H218V15H217ZM217 17H216V18H217ZM28 18L31 19L32 17H31V18H30V17H27V20H29ZM35 18H36V16L34 17V20H35ZM51 18H52V17H50V19H51ZM59 18H58V20H59ZM64 18H66V17L64 16ZM86 18H87V17H86ZM93 18H94V17H93ZM100 18L98 19V21L101 20ZM110 18H111V17H109V20H110ZM114 18H113V19H114ZM130 18H131V19H130ZM145 18H144V19H145ZM210 18H212V17H210ZM216 18L213 17V18H212L213 20L210 21V24H211V23L214 24L213 21L215 22V24L219 23V21L217 20L219 17H218L217 19H216ZM45 19H46V18H45ZM62 19H63V17H61L60 20L63 21V22H65V24H63V25L66 26L68 23H70V22H66L67 20L65 21L64 19H63V20H62ZM81 19H82V20H81ZM111 19H112V18H111ZM206 19H207V18H206ZM215 19H216V20H215ZM11 20H13V19L11 18V19L9 20V18H6V17H5V18H2V20H0V33H3V32H4V33H5V36L8 37V39H9L10 37L13 38L12 35H14V33H16V32H14V30L16 29V27H15V26H16V25H15V22H12V23H11L12 26L14 25V28H13V27L11 26V24H10ZM31 20H32V19H31ZM48 20H49V17H48V19L46 20L47 22H46V21H45V23L43 22V25H44V24H45V25H44V26L42 25V28H44V27L46 26V23H49V26H48L47 28L49 29L48 31H51L50 29H52L53 27L49 28V27H50V22H51V20H49L50 22H49ZM60 20H59L60 24L57 25V26H58V27H57L58 29H60L59 27H60L61 24L63 23V22L61 23ZM78 20H80V21L78 22ZM87 20H88V19H87ZM93 20H94L95 23H96L95 18H94ZM102 20H103L102 23H104V22H105V21H104V18H103ZM102 20H101V21H102ZM115 20H114V21H115ZM121 20H122V19H120V21H121ZM14 21H15V20H14ZM69 21H70V20H69ZM98 21H97V22H98ZM101 21H100V22H101ZM110 21H111V20H110ZM138 21H137V22H138ZM207 21H208V20H207ZM216 21H217V23H216ZM28 22H29V21H28ZM31 22H34V21H31ZM100 22H99V23H100ZM130 22H128L129 25L126 24L127 26H129V29L131 28V24H132V23H130ZM137 22H136V23H137ZM197 22H198V21H197ZM205 22H206V21H205ZM13 23H14V24H13ZM34 23L36 24V21H35ZM51 23H52V22H51ZM66 23H67V24H66ZM83 23H84V22H83ZM92 23L95 24L93 21H92ZM102 23H101V24H102ZM112 23H113V22H112ZM112 23L109 22L108 24H106V22H105L104 25H101V24H100V25L102 26L104 32L106 31L105 33H108V31H110V30H112V29L114 28V27L111 26L112 28H111L110 30H108V25H109V24H112ZM120 23H121V22H120ZM146 23L148 24L147 29L145 28L146 25H147ZM77 24H76V26H77ZM90 24H91V21H90ZM93 24L91 25V29H92V26H93V27H96V25H97V24H95V26H94ZM121 24H122V23H121ZM124 24H125V23H124ZM137 24H138V23H137ZM195 24H196V22H195ZM204 24H209V23H204ZM215 24H214V25H215ZM26 25H27V26H30V24H27V23H26ZM47 25H48V24H47ZM59 25H60V26H59ZM78 25H80V27L77 26L78 28H81V27H82L81 23L78 24ZM83 25H84V24H83ZM87 25H88V24H87ZM112 25H113V24H112ZM115 25H116V23L114 24V26H115ZM36 26H37V25H35V27H36ZM54 26H55V25H54ZM65 26H63V27H65ZM85 26H86V25H85ZM119 26H120V24L118 25V27H119ZM142 26H138V27L141 29ZM192 26H193V25H192ZM219 26H220V25H219ZM31 27H32L31 31L35 29L34 24H33V26H31ZM63 27L61 26V28H63ZM77 27H76V29L79 30ZM86 27H87V26H86ZM89 27H90V26L87 27V28H88V32H89V30H90ZM97 27H100V26L97 25ZM121 27H122V25H121ZM121 27H120V28H121ZM217 27H218V24H217ZM19 28H20V27H19ZM21 28H22V30L25 31V29H24L23 27H21ZM33 28H34V29H33ZM42 28H41V31H40L41 34H40V32L38 31V28H37V27H36V29H35V30H37V31L34 30V31H35V36H36V37H35L36 39H35L34 41H36V40H37L36 42L41 41V39H39V41H38V38H37L38 33H39V36H40V35H45L46 33L49 34L48 31H47V32L45 31L44 34H43L42 30L44 31L45 28H44V29H42ZM67 28H68V25H67ZM87 28L85 29V27H84V30H87ZM115 28L117 29L116 26H115ZM120 28H119V29H120ZM218 28H219V27H218ZM58 29H56V30L53 31V35L56 34V36H57V34L59 33L60 35L63 34V36H64V35L66 34V32H62V30H61V31L59 30L61 33H60V32H57ZM65 29H66V27H65ZM69 29H70V28H69ZM76 29H75V31H74V30H73V31H74V32H77ZM94 29H95V28H93V31H95ZM97 29H98V28H97ZM116 29H115V30H116ZM145 29H146L147 31H146ZM22 30H20V31L22 32ZM71 30H72V29H71ZM84 30H82V28H81V31H84ZM117 30H118V29H117ZM117 30H116V31H117ZM130 30H131V31H130ZM130 30H129L130 32H133V31H132L133 29H130ZM143 30H145L146 33H147V32H148V33L146 34L145 31H143ZM165 30H166V31H165ZM219 30H220V28H219ZM221 30H222V29H221ZM16 31H17V30H16ZM18 31H19V30H18ZM20 31L17 32V33H18V34L21 33ZM55 31H56V33H54ZM81 31H79V32H81ZM91 31H92V30H91ZM91 31H90V33H91ZM98 31H99V32H97L96 35H98L99 37H101L100 34H99L101 30L98 29ZM113 31H114V30H113ZM116 31H115V32H116ZM164 31H165V32H164ZM36 32H37V33H36ZM69 32H72V31H69ZM79 32H78L79 35H78L77 33H74V35H76V34H77L78 36H81L82 34L84 35V32H83V33L81 32V35H80ZM101 32H102V31H101ZM111 32H112V31H111ZM115 32H114V33H115ZM194 32H195V30H194ZM220 32H221V31H220ZM4 33H3V34H4ZM32 33H33V32H32ZM32 33H31V34H32ZM64 33H65V34H64ZM90 33H89V34H90ZM94 33H95V32H94ZM109 33H110V32H109ZM109 33L106 34V35H110ZM134 33H133V34L131 33V34H132V36L130 37L131 40H133V41L138 40V41L140 42L139 39H141V37H139V36H138V37L135 36V38H133ZM140 33H141V34H140ZM142 33H143V34H142ZM151 33H152V35H151ZM162 33H163V34H162ZM25 34H26V32H25ZM48 34H47V36H48ZM71 34H73V33H71ZM71 34L69 33L68 36H69V37H70V36H71V37L74 36V35H71ZM85 34H86V33H85ZM87 34H88V33H87ZM148 34H149V36H147ZM16 35H17V34H16ZM16 35H15V37H16ZM19 35H20V34H19ZM19 35L17 36V37H19V38H17L18 40L20 39V36H19ZM50 35H51V34H50ZM83 35H82V36H83ZM90 35H91V34H90ZM90 35H88V36H90ZM92 35H93V34H92ZM94 35H95V34H94ZM96 35H95V36H96ZM103 35H105V34H102V36H103ZM220 35H221V34H220ZM220 35H219V36H220ZM24 36H25V35H24ZM26 36H27V35H26ZM26 36L23 37V39L26 38ZM82 36H81V37H82ZM84 36L87 38L86 35H84ZM98 36H96V37H98ZM191 36H192V35H191ZM216 36H217V34H216ZM15 37L13 38V41L15 40ZM40 37H41L42 39H43V38L46 39L45 36H44V37L40 36ZM40 37H39V38H40ZM48 37H49V36H48ZM52 37H53V38H52ZM52 37H51V38L54 39V36H52ZM69 37H68V38H69ZM85 37H84V38H85ZM90 37H91V36H90ZM93 37H94V36H93ZM93 37H91V38H93ZM99 37H98V38H99ZM110 37H111V36H109V37H107V38L110 39ZM214 37H215V39H214ZM221 37H222V36H221ZM21 38H22V37H21ZM55 38L58 40V37H55ZM63 38H64V37H63ZM65 38H66V37H65ZM65 38H64V40H65ZM74 38H75V37H72V40H73V41H74ZM79 38H80V37H79ZM88 38H89V37H88ZM91 38H90V39H91ZM192 38H193V36H192ZM203 38H204V39H203ZM59 39H60V38H59ZM75 39H76V38H75ZM90 39H89V40H90ZM135 39H136V40H135ZM202 39H203V40H202ZM223 39H224V38H223ZM223 39H222V41H223ZM226 39H227V38H226ZM2 40H3V39H2ZM10 40H11V39H10ZM18 40H16V41H18ZM20 40H21V39H20ZM29 40H30V39H29ZM32 40H33V39H32ZM50 40H51V39H50ZM57 40H54V41L56 42ZM64 40H63V41H64ZM72 40H70V38H69V39H66V40L64 41V43H65L66 41H67L68 43L65 44L64 47H67V46H68V50L70 49L69 47H72L71 49H74L73 47H75V46H76L77 48H78V46L81 47L80 44H82V43L79 44V42H81V40H79V39H77V41L75 40V41L77 42V43L75 42L76 45L74 44V46H73V42H72V44L69 45V43H71L70 41H72ZM89 40H88V39H86V41H85V40H82V41H83V44L85 45V43L88 42V43H86V45H85V46H88V44L91 42V41L89 42ZM91 40H92V39H91ZM98 40H99V39H98ZM101 40H102V39H101ZM105 40L107 41V39H105ZM105 40H103L104 43H106ZM128 40H129V39H128ZM201 40H202V41H201ZM7 41H8V40H7ZM30 41H31V40H30ZM51 41H52V40H51ZM84 41H85V43H84ZM95 41H96V40H95ZM220 41H221V40H220ZM225 41L228 42V45L231 43V42H229L228 39H227V40H224V43H225ZM2 42H3V41H2ZM14 42H15V41H14ZM14 42L12 43V42L9 41V43H11L12 45H14ZM18 42H19V41H18ZM26 42H28V41H26ZM36 42H35V43H36ZM55 42H54V44H52V45H55V46L58 47V46H59V43H58V42L55 43ZM92 42H94V41H92ZM99 42L101 43V41H99ZM207 42H208V43H207ZM3 43H4V42H3ZM3 43H2V44H3ZM7 43H8V42H7ZM21 43L23 44V42H21ZM57 43H58V45H57ZM62 43H63V42H62ZM64 43H63V44H64ZM100 43H97V44H96V42H95V44H94V43H93V44H94V46H97V45H99ZM118 43H120V44H117L118 46H119V45H122L120 41H119ZM198 43H199V44H198ZM220 43H222V42H220ZM224 43H223V44H224ZM4 44H5V43H4ZM16 44H17V43H16ZM16 44H15V45H16ZM77 44H78V45H77ZM83 44H82V46L84 47ZM91 44H92V43H91ZM93 44H92L91 47H90V45H89L90 50H91V48L93 47ZM106 44H107V43H106ZM124 44H125V43H123V45H124ZM128 44H129V42H128ZM133 44H134V43H132V48H131V49L134 48V45H133ZM197 44H198V45H197ZM6 45H7V44H6ZM6 45H4V46H6ZM24 45H25V44H24ZM27 45H28V43H27ZM31 45H35L34 42H33V44H31ZM66 45H67V46H66ZM100 45H101V44H100ZM100 45H99V46H100ZM123 45H122V47H123L122 50H121L122 47H117V48L120 49V50L117 49V50L120 51V52L118 51V52H119L118 56L120 55L119 57L122 58V56L124 55V50H126V55H127V51L129 50V52H128V55H129V56H127V57H128V60L130 59L129 57H131L132 59L135 57V59L138 60V61H137V64H138V62L141 61V60H139L138 56L140 57L141 55H138L137 52H136L137 55L132 56L133 54H135V49H133L134 51H131V52H133V54H131V52H130L131 49H129L130 47L128 48V46H125V47H126V48H125ZM125 45H126V44H125ZM129 45H130V44H129ZM200 45H201L202 47H199ZM214 45H217V46H218V43H217V44L214 43ZM214 45H212V46H214ZM224 45H226V43H225ZM224 45H223V46H224ZM7 46H8V45H7ZM16 46H17V45H16ZM107 46H108V44H107ZM189 46H190V45H189ZM223 46L220 47V48H224ZM2 47H3V46H2ZM17 47H18V46H17ZM37 47H38V46H37ZM37 47H36V49L39 48V47H38V48H37ZM41 47H42V46H41ZM51 47H53V46H51ZM51 47H49V49H50ZM57 47H54V48H57ZM60 47H61V46H59L57 50H59ZM114 47H116V46H114ZM210 47H211V46H210ZM228 47H229V46H228ZM230 47H231V45H230ZM0 48H1V46H0ZM9 48H10L9 46L6 47V48H5V47L1 48V51H2V49H3V50L5 49L4 51H7L6 54H5V52L2 51V54L7 55V54H8V51L11 50V49H9ZM12 48H14V47H12ZM18 48H19V47H18ZM77 48H76V49H77ZM81 48H82V47H81ZM85 48H87V47H84V49H85ZM93 48H94V50H93V51H94V54H95L96 56L99 55V54H98V51H97V54H96V52H95V50L97 49V47H96V49H95V47H93ZM93 48H92V49H93ZM202 48H203V49H202ZM211 48H213V47H211ZM226 48H227V46H226ZM6 49H7V50H6ZM14 49H15L14 52H17L16 50H19V49H16V48H14ZM21 49H22V48H21ZM27 49H28V48H27ZM30 49L33 50L32 48H30ZM41 49H42V48H41ZM41 49H39V55H38V56L41 55V54H40ZM49 49H48V50H49ZM65 49H66V48H65ZM76 49H75V50H76ZM87 49H89V48H87ZM98 49H99V48H98ZM127 49H128V50H127ZM201 49H202V50H201ZM207 49H206V50H207ZM209 49H210V48H209ZM28 50H29V49H28ZM34 50H35V48H34ZM43 50H44V48H43ZM43 50H42V55L44 54V57H47L46 54H45V52H43ZM50 50H51V49H50ZM66 50H67V49H66ZM75 50H74V51L72 50V51L74 52V54H75V52H76ZM107 50L109 51L110 48L108 47ZM211 50H210V51H211ZM219 50H220L221 52H220ZM224 50H225V49H224ZM226 50H227V49H226ZM11 51L13 52V49H12ZM29 51H30V50H29ZM29 51H28V52H29ZM36 51H37V50H36ZM63 51H64V50H63ZM72 51H71V52H72ZM122 51H123V54H122ZM141 51H143V50L141 49ZM187 51H188V50H187ZM200 51H202V52H200ZM19 52H20V51L17 52L18 55H19ZM46 52H47V51H46ZM78 52H79V54H78ZM78 52H76V54H77L78 56H77V55H74V56H76V59H78V58L80 59V58H81L80 50H78ZM82 52H84V51H82ZM88 52H89V55H90V56L88 57L87 60H89V61H87L86 59H84V60H86L85 62H89V63H91L90 58H91V55H92V54H91L92 51L90 52V51L88 50ZM101 52H102V51H101ZM161 52H162V53H161ZM189 52H191V54H193L192 49H191ZM203 52H204V54H203ZM0 54H1V52H0ZM20 54H21V52H20ZM37 54H38V52H37ZM51 54H52V51L50 52V54H49L48 56H50ZM110 54H111V52H110ZM121 54H122V55H121ZM191 54H189V56H192ZM200 54H201V55H200ZM228 54H229V58H230L231 55H232L231 48H229V52H228ZM18 55H16V56H18ZM31 55H32V54H31ZM66 55H67V54H66ZM83 55H85L84 58H87L86 56H87L88 54L86 55V51H85V54H83ZM102 55L104 56V52H103ZM114 55H116V54L114 53ZM130 55H131V56H130ZM161 55H162V58H163V55H164V57H165L163 61H162V59H161ZM182 55H183V54H182ZM202 55H203V57H201V58L199 59V56H202ZM209 55H208V56H209ZM213 55H214V54H213ZM12 56L15 57V55H13V54H12ZM12 56L10 55L9 58H10V57L12 58ZM56 56H57V55H56ZM100 56H101V55H100ZM116 56H117V55H116ZM136 56H137V57H136ZM144 56H145V57H144ZM208 56H207V57H208ZM211 56H210V57H211ZM25 57H26V56H25ZM41 57H43V56H41ZM65 57H67V60H68V57H69V56H64V58H65ZM77 57H78V58H77ZM82 57H83V56H82ZM146 57H148V58H146ZM180 57L183 58L182 56H180ZM180 57L178 56V58H180ZM7 58H8V56L6 57V59H7ZM16 58L18 59V57H15V59H16ZM32 58H33V56H32ZM50 58H51V56L48 58V60L46 59L47 61H45V62H47V65H48L49 67H51V64H52V62L50 61V60H51ZM57 58H59V57H57ZM61 58H62V57H61ZM100 58H101V57H100ZM100 58H99V62H98V60H97V62H98L97 65H99V66H96V67H97L96 69H95V67H94L93 70H92L91 72H90V70L92 69V67H90L89 65H92V63H91V64H86V63H85L86 65H85V64L83 65V62H82V65H83L84 68L88 65V68H87V69H88L89 71H88L86 68H85V69L88 71L87 73L90 74L91 76H92L91 73H94V77L96 76V75H95L96 73L99 74V70H98L99 68H98V67H101V64H103V63L100 61ZM114 58H115V57H114ZM114 58H113V60L116 61V58H115V59H114ZM192 58H193V57H192ZM192 58H191V59H192ZM226 58L229 60L228 57H226ZM226 58H225V59H226ZM232 58H233V57L230 58V61L232 62V65H235V64L233 63L234 61H232V60H233ZM2 59H3V58H2ZM2 59H1V60H2ZM41 59H42V58H41ZM49 59H50V60H49ZM52 59H53V58H52ZM65 59H66V58H65ZM97 59H98V56H97ZM143 59H144L145 61L147 60V62L143 61ZM172 59H171V61H172ZM174 59H175V58H174ZM217 59H218V61H219V64L216 63V62H218V61H216ZM219 59H220V60L222 59V60L220 61ZM227 59H226V60H227ZM231 59H232V60H231ZM10 60H11V59H10ZM13 60H14V59L12 58V63H13ZM19 60L22 61L23 59H22V58H21V59L19 58ZM26 60L28 61L27 58H26ZM26 60H25V61H26ZM36 60H39V59H36ZM43 60H45V59L43 58ZM43 60H41V61H43ZM54 60H55V59H54ZM70 60H71V59H70ZM105 60H106V59H105ZM113 60H111L112 63L114 62ZM125 60H127V59H125ZM128 60H127V61H128ZM160 60H161L162 62L165 61V64H166V65H165V66H166L165 68H162V67H164V65L162 66V64H160V62H161ZM189 60H188V61H189ZM203 60H204V59H203ZM16 61H17V60H16ZM27 61H26V62H27ZM31 61L33 62V60H31ZM31 61H30V62H31ZM77 61H78V60H77ZM123 61H124V60H122V63H121V61H120L119 64H123ZM175 61H177V60L175 59ZM179 61H180V60H179ZM208 61H210V62L208 63ZM14 62H15V61H14ZM22 62H23V61H22ZM26 62H23V64L26 63ZM49 62H51L50 65H49ZM64 62H65V61H64ZM78 62H79V61H78ZM109 62H110V61H109ZM130 62H132V61L130 60ZM173 62H174V60L172 61V63H173ZM190 62H191V61H190ZM214 62H215L216 64H215ZM220 62H222L223 65H222ZM231 62H230V66H231ZM18 63H19V62L17 61V62H15L14 64H17V65H18ZM99 63H100V64H99ZM139 63H140V62H139ZM186 63H187V64H186ZM199 63H200L201 66L199 65ZM228 63H229V62L227 61V64H228ZM2 64H3V63H1V61H0V65L3 67L4 64H3V65H2ZM5 64H6V66H7L8 64H11V63H9V62L6 61ZM23 64H19V66H23ZM29 64H30V63H29ZM29 64H28V65H29ZM76 64L79 65L78 63H76ZM114 64H115V62H114ZM178 64H179V62H178ZM178 64L176 63V64L174 65V63H173L174 67H175L176 65H178ZM180 64H181V62H180ZM196 64H197V65H196ZM202 64H203V65H206V66L202 67ZM214 64H215L216 66H215ZM220 64H221V65H220ZM227 64H225V65L223 66L222 69L225 70L224 67H226ZM17 65H16L15 67H17ZM24 65H25V64H24ZM28 65H27V66H28ZM32 65H33V63H32ZM39 65H40V64H39ZM82 65H81V67H82ZM105 65H107V63H105ZM159 65H161V66H159ZM171 65H172V64H171ZM213 65H214V66H213ZM1 66H0V68H1L0 70H3ZM10 66H11V65H9L8 67H10ZM19 66H18V68H23V69H24V66H23V67H19ZM48 66H47V67H48ZM52 66H54V64H53ZM55 66H56V65H55ZM102 66H103V65H102ZM114 66H115V65H114ZM15 67H14V69L12 68V70H15ZM25 67H26V65H25ZM49 67H48V68H49ZM83 67H82V68H83ZM177 67H178V66H177ZM180 67H179V68H180ZM201 67H202V69H201ZM227 67H228V66H227ZM227 67H226V68H227ZM234 67H235V66H234ZM234 67L232 66L233 69H232L231 67H230V68L228 67V68L230 69V71H231V70L234 71ZM3 68H4V67H3ZM52 68H55V67H52ZM89 68H90V69H89ZM101 68H102V67H101ZM210 68H211V67H210ZM214 68H215V69H214ZM228 68H227V69H228ZM4 69H5V68H4ZM23 69H21V70H23ZM72 69H73V68H72ZM176 69H177V68H176ZM188 69H189L190 72L188 71ZM218 69L220 70V74H222L221 76H219L220 74H218V72H219ZM6 70H7V69H6ZM31 70H32V69H31ZM94 70H95V72H96V70H97L98 72L95 73ZM100 70H101V69H100ZM118 70H121V69L118 68ZM128 70H130V69H128ZM199 70H201V71H199ZM207 70H208V71H207ZM213 70H214V71H213ZM217 70H218V71H217ZM57 71H58V70H56V73H57ZM121 71H122V70H121ZM130 71H131V70H130ZM130 71L127 72V70H125V72L127 73V75H128V73H129V75L131 74V76H132V71H131V72H130ZM205 71H206V72H205ZM226 71H227V70H226ZM228 71H229V70H228ZM5 72H6V71H5ZM10 72H11V71L9 70V73H10ZM19 72H20V69H19ZM77 72H80V74H81V71H79V69L77 70ZM82 72H83V71H82ZM85 72H86V71H85ZM100 72H101V71H100ZM118 72H119V74H120V71H118ZM192 72H193V73H192ZM201 72H202V73H201ZM207 72H208V74H204V73H207ZM213 72L216 73V75L214 74L215 77L213 76ZM2 73H3V72H2ZM24 73H26V72H24ZM31 73H33V72H31ZM45 73H46V71H45ZM75 73H76V71H75ZM126 73H124V74H126ZM140 73H141V71H140ZM140 73H139V74H140ZM146 73H148V74H146ZM197 73H198V75H197ZM200 73H201V74H200ZM209 73L211 74V78H210V74H209ZM0 74H1V73H0ZM6 74H7V73H6ZM14 74H15V73H14ZM14 74H13V75H14ZM49 74H50V73H49ZM83 74H85V73H83ZM119 74H118V76L120 77L121 75H119ZM124 74L122 73V77H125V76H126V75H124ZM139 74H138V76H139ZM178 74H179V76L177 75L176 78H180L181 76L183 77V75H180L179 72H178ZM228 74H230V76H233L232 73H230V72H229V73L227 72V75H228ZM233 74H234V73H233ZM16 75H17V74H16ZM19 75H20V73H19ZM22 75H24V74H22ZM22 75H21V76H22ZM45 75L47 76V73H46ZM50 75H51V74H50ZM123 75H124V76H123ZM144 75H145V76H144ZM154 75H156V76H154ZM175 75H176V73H175ZM199 75H200V76H199ZM201 75H203V76H201ZM225 75H226V73H225ZM225 75H224V76H225ZM1 76H6V77H4V78H6V80H8V76H7V75L2 74ZM1 76H0V77H1ZM91 76H90V77H91ZM98 76H99V75H97V76L95 77L96 80H97V77H98ZM131 76H126V79L132 80L133 77H131ZM159 76H161V77H159ZM193 76H194V77H193ZM197 76H198L199 78H198ZM217 76H218L219 79L216 78ZM234 76H237V75H234ZM9 77H10V75H9ZM14 77H15V76H14ZM14 77H10V78H13V79L16 81V78H17V77H15V78H14ZM18 77H19V76H18ZM22 77H23V76H22ZM24 77H25V76H24ZM49 77H50V76H49ZM78 77H79V76H78ZM80 77H81V76H80ZM128 77H130L131 79L128 78ZM157 77H158L159 80L157 79ZM173 77H174V76H173ZM195 77H196V78H195ZM200 77H202V78L200 79ZM204 77H205V78H204ZM212 77H213L214 79H213ZM220 77H221V78H220ZM228 77H229V76H228ZM240 77H241V78H239V76H237V78H235V79H238V78H239V79L243 80V79H242V76H240ZM1 78H3V77H1ZM1 78H0V81H1ZM98 78H99V77H98ZM145 78H143V82H145V83L147 84V86H150V82H151V81L149 82L148 79L146 78V80H145ZM197 78H198V79H197ZM203 78H204V79H203ZM209 78H210V79H209ZM229 78H230V77H229ZM233 78H234V77H233ZM13 79H12V81H13ZM23 79H24V78H23ZM82 79H83V78H82ZM85 79H86V81H85ZM85 79H84V82H87V81H88L87 76H85ZM91 79H92V77H91ZM120 79H121V84H123V82H122L123 79H122L121 77H120ZM120 79L118 78V83H119ZM194 79H195V80H194ZM212 79H213V80H212ZM222 79H224V77H223ZM226 79H228V78H226ZM239 79H238V80H239ZM6 80H5V81H6ZM18 80H19V79H17V81H18ZM36 80H38V79H36ZM49 80H51V79H49ZM92 80H93V79H92ZM129 80H128V81H129ZM156 80L158 81V83H157ZM160 80H161V81H160ZM201 80H203V81H201ZM208 80H209V81H208ZM217 80H218V82H220V81H221V82H220V83H217ZM238 80H237V81H238ZM5 81H4V79H3V81H1V84H0V85H1V90H2V88H3V90H4V84H5L4 82H5ZM9 81H10V79H9ZM15 81H13V82L10 81V82H11V84H14V85H15V83H18L17 81H16V82H15ZM22 81H24V80H22ZM63 81H64V80H63ZM78 81H80V80H78ZM128 81H127V84L129 83ZM147 81H148V82H147ZM155 81H156V83H155ZM7 82H8V81H7ZM36 82H37V81H36ZM38 82H39V81H38ZM48 82H49V81H48ZM53 82H55V81L53 80ZM73 82H74V80H73ZM97 82H98V81H97ZM140 82H142V81H140ZM159 82H160V84H159ZM2 83H3V84H2ZM93 83H94V80H93ZM124 83H126V82H124ZM148 83H149V84H148ZM161 83H165V84H166V83H169L168 85H170V86H169L167 89H165V90H166L167 93H171V91L174 89V90L172 91V93H171V94H165L166 92H165L164 90H163L164 92L161 91V92H162V93H161V92L159 91V90H160L159 86H161ZM178 83H177V84H178ZM190 83H191L192 85H190ZM194 83H195V85H194ZM243 83H244V82H243ZM243 83H242V86H244ZM8 84H9V82H8ZM8 84H7V85L5 84V85H6V86H9L10 84H9V85H8ZM18 84L20 85L21 83H18ZM27 84H28V83H27ZM65 84H66V83H65ZM74 84H76V82H74ZM79 84H80V83H79ZM84 84H85V83H84ZM95 84H96V82H95ZM127 84H126V87H127ZM132 84H134V79H133V81H130V83H129V85H132ZM155 84H156V85H155ZM217 84H218L219 86H218ZM2 85H3V86H2ZM14 85H12V86H14ZM16 85H17V84H16ZM22 85H23V84H22ZM76 85H78V84H76ZM76 85H75V86H76ZM129 85H128V86H129ZM163 85H164V84H162V86H161L162 88H163ZM166 85H167V84H166ZM166 85H165V88H166ZM174 85H175V84H174ZM183 85L186 86L188 89L186 88L187 90H186V89L183 90V89L185 88V87L183 88ZM188 85H189V86H188ZM209 85H210V84H209ZM33 86H34V85H33ZM93 86H94V85H91V88H92ZM96 86H97V84H96ZM96 86H95V89H97V87H98V86H97V87H96ZM124 86H125V85H124ZM147 86H146V87H147ZM171 86H172V88H173L172 90H171V88H170ZM192 86H193V87H192ZM194 86H195V88H194ZM203 86H204V87H203ZM256 86H258V84H257ZM17 87H19V86H17ZM63 87H64V85H63ZM77 87H80V88H81V86H76L75 88H77ZM88 87H90V86H88ZM106 87H108V86H106ZM119 87H120V86H119ZM119 87H118V88H119ZM122 87H123V86H122ZM122 87H121L120 90H121V91L125 90V89H124L125 87H123V88H122ZM156 87H158V88H156ZM180 87H182L183 89L180 88ZM209 87H211V86H209ZM225 87H226L227 89H226ZM258 87H259V88H257V89H259V91H261L262 89L260 88V86H258ZM7 88H8V87H7ZM14 88H15V90H14ZM14 88H13V90H14V93H15V91H16V87H14ZM28 88H29V87H28ZM103 88H104V87H103ZM114 88H116V87H114ZM169 88H170V89H169ZM175 88H176V90H175ZM190 88L192 89V91H191ZM202 88H201V89H202ZM207 88H208V87H207ZM207 88H206V91H208ZM262 88H264V87H262ZM9 89H10V90H9V92H10V91L12 90V87H10ZM17 89H18V88H17ZM40 89H41V87H40ZM42 89H43V88H42ZM45 89H47V88H45ZM78 89H79V88H78ZM81 89H82V88H81ZM87 89L90 90V88H87ZM93 89H94V87H93ZM104 89H105V88H104ZM130 89H131V87H130ZM133 89H134V88H133ZM145 89H146V90H145ZM154 89H156V90L158 89V90L154 92V91H153ZM179 89H180V90H179ZM189 89H190V90H189ZM209 89H210V88H209ZM224 89H225V90H224ZM260 89H261V90H260ZM3 90L0 91V92H2V95H3L6 91L8 92V89H7L5 92H4ZM79 90H80V89H79ZM105 90L109 91L108 88L105 89ZM126 90H128V89H126ZM126 90H125V91H126ZM168 90H169V91H168ZM214 90L216 91V93H214V92H215ZM217 90H218V91H217ZM223 90H224V91H223ZM236 90H237L238 92H237ZM255 90H256V89H255ZM255 90H254V91H255ZM48 91H49V90H48ZM91 91H92V90H91ZM91 91H90V92H91ZM110 91H111V90H110ZM121 91H119V89H118L119 94H120ZM129 91H130V90H129ZM174 91H180V92H174ZM182 91H183V92H182ZM185 91H189V92L186 93ZM202 91H203V89H202L199 93H201ZM204 91H203V92H204ZM206 91H205V92H206ZM220 91H222L223 93H220ZM235 91H236V92H235ZM241 91H242V89H241ZM256 91H257V90H256ZM256 91H255V93H256ZM39 92H41V91H39ZM39 92H38V93H39ZM66 92H67V91H66ZM77 92H78V90H77ZM81 92H83V91L81 90ZM92 92H93V91H92ZM113 92H114V91H113ZM113 92H112V93H113ZM127 92H128V91H127ZM158 92H160V93L158 94ZM194 92H195V93H194ZM252 92H253V91H252ZM11 93H12V96H13V94H14L13 91H12ZM16 93H17V92H16ZM28 93H29V92H28ZM49 93H51V92L49 91ZM70 93H72V92H70ZM70 93H68V94H70ZM106 93H107V92H106ZM114 93L116 94V91H115ZM128 93H129V92H128ZM128 93H127V94H128ZM143 93H144V94H143ZM229 93H230V94H229ZM240 93H239V94H240ZM253 93H254V92H253ZM255 93H254V94H255ZM262 93H263V92H262ZM6 94L8 95V98L11 99V98L9 97V96H11L10 93H5V95H6ZM26 94H27V93H26ZM43 94H44V93H43ZM43 94H42V95H43ZM75 94H76V96H74ZM78 94H79V93H76V92H75L74 94L72 93V96H69V95H68V96H69V98H70V97L77 98ZM83 94H84V93H83ZM87 94H88V92H87ZM108 94H109V93H107V95H108ZM160 94H161V95H160ZM186 94H187V95H186ZM188 94H189V95H188ZM190 94H191V95H190ZM193 94H194V95H193ZM197 94H198V93H197ZM202 94H203V93H202ZM217 94H219V97H218ZM221 94H222V95H221ZM235 94H236V95H235ZM37 95H38V94H37ZM44 95H45V94H44ZM44 95H43V96H44ZM70 95H71V94H70ZM80 95H82V93H81ZM103 95H104V94H103ZM113 95H114V94H113ZM113 95H112V97H113ZM147 95H149L150 99L147 97ZM150 95H152V96H150ZM163 95H164V96H163ZM182 95H183V96H182ZM184 95H185V96H184ZM198 95H200V94H198ZM205 95H206V93H205ZM209 95H210V96H209ZM212 95H213V96H212ZM216 95H217V96H216ZM12 96H11V97H12ZM32 96H33V95H31V97H32ZM46 96H48V95H46ZM52 96H53V95H52ZM52 96H51V97H52ZM83 96H84V95H83ZM116 96H117V95H116ZM118 96L120 97L121 95H118ZM128 96L130 97V95H128ZM128 96H126V97H128ZM187 96H189L190 98L188 99ZM230 96H231V95H230ZM239 96H240V95H239ZM263 96H264V95H263ZM17 97H18V96H17ZM107 97H108V96H107ZM109 97H110V94H109ZM126 97L123 98V96H122L121 98L126 99ZM154 97H153V99H154ZM159 97H157V96L155 97V98H156V101L159 99ZM199 97H200V96H199ZM257 97H258V96H257ZM13 98H14V97H13ZM32 98H33V97H32ZM32 98H31V99H32ZM143 98H144V97L142 96V99H143ZM157 98H158V99H157ZM184 98H185V99H184ZM193 98H194V99H193ZM220 98H221V99H220ZM227 98H229V96H228ZM0 99H2V98H0ZM5 99H6V98H5ZM9 99H8V100H9ZM16 99H17V98H16ZM107 99H108V98H107ZM119 99H120V98H119ZM153 99H152V100H153ZM191 99H193V102H194V103H193V102L191 103V101H192ZM217 99H216V100H217ZM13 100H15V98L12 99L11 102H13ZM17 100H18V99H17ZM22 100H24V99H22ZM54 100L57 101V102L59 101V103H57V105H56L57 107H60V106H61L60 108H63V107H64V109L67 110V108H66V105H67V103H66L67 98H66V100H65V103H66L65 106H64V104H62V103L60 104V99H59V100H58V99H57V100L54 99ZM54 100H53V101H54ZM76 100L79 101V99H76ZM76 100H73V101L76 102V103L74 102V103H75L74 105L77 104V101H76ZM82 100H83V99H82ZM105 100H106V97H105ZM108 100H111V99H108ZM108 100H106V101H108ZM112 100H116L115 102H117V99H114V97H113ZM112 100L110 101V103L108 102L109 108H108V105H107V109H110V105H111L112 107L114 106L115 102L112 101ZM120 100H122V99H120ZM120 100H119V101H120ZM143 100H145V99H143ZM143 100H142V101H143ZM162 100H161V101H162ZM210 100H211V103H209ZM224 100H225V99H224ZM228 100L226 99V103H224V102H225V101H224L222 105H221L222 102H220V106H218L217 108L213 109L214 111H212V109H210L209 106H207V108H209V110H211L213 113L216 112V111L218 112V114L216 113V118H217L216 120H219V118H221V117L224 115V112H225V109H226V108H227V110H226L224 116H227V111L230 109V107L233 106V104H234V106H235L234 108H236V113L239 112V111H241V110H243V108H242V106H243L242 104H244L243 101L241 102V105H240V103L238 104V105L241 106V107H240V106H238V105L236 106V104H235L234 102H233V103H230ZM243 100H244V99H243ZM19 101H20V100H19ZM42 101H43V100H42ZM42 101H40V102L42 103ZM55 101H54V102H55ZM85 101H86V100H85ZM85 101H82L84 105H85ZM106 101H105V103H106ZM125 101H126V100H123V102H122V101H120V102L122 103V105H124L123 103H124ZM145 101H146V100H145ZM156 101H155V103H154V100H153L152 103H150V104L148 103V104H149L148 107H143V108H141L142 110L138 111L137 115H134L133 118H136V116H140V114H141L144 110H146V111H144V113L146 114V113H147V109L149 110V111H148L149 113H150V111H152V112H151L150 114L147 113L146 115H144V113H143L142 116H144V117H145V116L148 117V115H150L149 117H151V114H153V113L156 114V112L158 113V109H159V111H160V110H161L160 108H162V107H161V106H162V103L160 102L161 104H159L160 106H158V109H157V103H156ZM159 101H160V99H159ZM212 101H213V103H212ZM9 102H10V100H9ZM37 102H38V101H37ZM37 102H36V103H37ZM67 102H68V101H67ZM103 102H104V101H103ZM111 102H112V103L114 102V104H111ZM143 102H144V101H143ZM165 102H167L166 99H165V101H163V103H165ZM173 102H174V103H173ZM195 102L198 103V104L195 105ZM227 102H229V103H228L229 106L227 105ZM258 102H259V101H258ZM263 102H264V100H263ZM14 103H15V101H14ZM17 103H19V102H16V104H17ZM22 103H23V102H22ZM68 103H69V102H68ZM79 103H81V102L79 101ZM145 103H146V102H145ZM168 103H169V102H168ZM168 103H167V104L165 103V104H163V105H168ZM189 103H191V104H189ZM216 103H217V102H216ZM218 103H219V102H218ZM218 103L216 104V106L218 105ZM11 104H12V103H11ZM45 104H46V103H44V105H45ZM83 104L81 103V105H83ZM89 104H90V103H89ZM146 104H147V103H146ZM146 104H145V106H147ZM199 104H201V105H199ZM210 104H211V105H210ZM231 104H232V105H231ZM262 104H263V103H262ZM262 104H261V105H262ZM8 105H9V103H8ZM20 105H21V104H20ZM33 105H34V104H33ZM39 105H42V104H39ZM58 105H60V106H58ZM69 105H70V104H69ZM151 105H152V107H151ZM153 105H154V106H153ZM175 105L178 107V109H177V107H176ZM190 105H191V106L194 105L195 108H192ZM225 105H226V106H225ZM13 106H15V105H13ZM18 106H19V105H18ZM22 106H23V105H22ZM62 106H63V107H62ZM86 106H87V107H86ZM86 106H85V107L88 108L89 105L86 104ZM141 106H142V105H141ZM199 106H201L202 110H201V108H200ZM221 106H222V107H221ZM10 107H11V106H10ZM44 107H45V106H44ZM46 107H48V106L46 105ZM46 107H45V109H46ZM85 107H84V108H85ZM112 107H111V109H110L109 111H112ZM149 107H151V108L149 109ZM154 107H155V109H154ZM196 107H197V108L199 107V108L197 109ZM220 107H221V109H222L224 112L221 111V109L219 110ZM223 107H224L225 109H224ZM228 107H229V108H228ZM238 107H240V109H239ZM250 107L252 108V105H250ZM82 108H83V107H82ZM166 108H163V109L166 110ZM190 108H191V109H190ZM234 108H233V110H235ZM8 109H9V108H8ZM14 109H15V108H14ZM41 109H42V108H41ZM45 109H44V110H45ZM58 109H59V108H58ZM64 109H62V110L64 111V113H63V111L60 109V110L62 111V112H61V115H63V116H64L65 114L68 115V116L66 115V117H65V118H67L66 122H68V125H69V123H71V121L73 122V125L76 124L79 120H80L79 122L82 123V119H81L78 115H76L75 113H74V115H76V116L79 117V118H77L78 121H77V119H74V118H73V120H75V121H73V120L70 121V117H76V116L72 115L71 112H68V110L66 111V110H64ZM80 109H81V108H80ZM152 109H154V110L157 109V110H156V112H154V110H152ZM182 109H183V110H182ZM199 109H200V110H199ZM216 109H217V110H216ZM237 109H238L239 111H237ZM246 109H247V107H246ZM249 109H250V108H249ZM261 109H262V107H261ZM1 110H2V109H1ZM1 110H0V111H1ZM3 110H4V109H3ZM9 110H10V109H9ZM44 110H43V111H44ZM77 110H78V109H77ZM194 110H195V111H194ZM206 110H207V109H206ZM215 110H216V111H215ZM218 110H219V111H218ZM4 111H5V110H4ZM20 111H21V110H20ZM24 111H25V110H24ZM32 111H33V108H32ZM79 111H80V110H79ZM198 111H199V112H202L203 115L201 116V114H197ZM220 111L222 112V114H220L221 116L219 115ZM262 111H263V110H262ZM56 112H58V111L56 110ZM66 112H67V113H66ZM83 112H84V110L81 111V112H79V113H82V114H79V115H83ZM140 112H141V113H140ZM161 112H162V110H161ZM165 112H163V113H160V112H159V115L161 116L162 121L164 120L163 117L167 118L166 120H168V119L170 118V117H168V115L165 114ZM190 112H191V113H190ZM196 112H197V113H196ZM212 112H211V113H212ZM243 112H246V110L244 109V111H241L240 113H241V114H244ZM0 113H1V112H0ZM41 113H42V112H41ZM43 113H44V112H43ZM62 113H63V114H62ZM68 113L71 114V116H70ZM188 113H189V114H192V113L194 114V113H196V116L198 117V118H197L198 120L196 119L195 114H194L195 117H194V116H191V115H190V117H189V116H188ZM213 113H212V114L208 113V114L213 115ZM232 113H233V112L230 111V113H228V115H229V114H232ZM240 113H239L238 115H240ZM248 113H249V114H248ZM261 113H262V112H261ZM44 114H45V113H44ZM77 114H78V113H77ZM161 114H163V115H161ZM253 114H254V115H253ZM1 115H2V114H1ZM1 115H0V116H1ZM56 115H57V114H56ZM181 115H182V116H181ZM183 115H185V116H183ZM246 115H247V117H245V120H244L243 122H244L245 124H248L250 130H251V131L254 133V135L257 136L258 139H259V142H258V148H259L258 150H259V151H258V152L260 153V156H261L259 166L261 167V170L263 169L262 171H264V123L262 122L261 117L259 116L258 112H257V113H255V112H251V113H250V111H249V112L247 111V112H246ZM9 116H10V115H9ZM59 116H60V115H57V117H59ZM156 116H157V114L155 115V117H156ZM169 116H170V115H169ZM173 116H174V115H173ZM224 116L221 118L222 121L224 120V122H222V123L220 122V123H221L222 125H227L228 122L225 123L226 120L224 119ZM229 116H230V115H229ZM234 116H236V115H234ZM240 116H242V115H240ZM1 117H2V116H1ZM1 117H0V123H1ZM7 117H8V115H7ZM34 117H36V116H34ZM55 117H56V116H55ZM68 117H69V120H68ZM82 117H83V116H82ZM149 117H148V118H149ZM158 117H159V116H158ZM181 117H182V118H181ZM184 117H185V119H184ZM192 117H194L195 120L198 121V125L200 124V126L195 125V123H196L197 121H194V119H192ZM199 117H200V118H199ZM201 117H203V119H202ZM210 117H211V116H210ZM232 117H233V114H232ZM11 118H12V117H11ZM11 118H9V119H11ZM30 118H31V117H30ZM37 118H38V117H36V119H37ZM59 118H60V117H59ZM61 118H62V116H61ZM141 118H142V117H141ZM141 118H140V119H141ZM151 118L154 119V114H153V116H152ZM186 118H188V119H186ZM204 118H205V125L203 124V126H201V122L204 121ZM242 118H243V116H242ZM242 118H241V119H242ZM4 119L7 121L6 118H4ZM4 119H3V121L5 122ZM25 119H26V118H25ZM38 119H39V118H38ZM71 119H72V118H71ZM138 119H139V118H138ZM153 119L150 120V121H153ZM157 119H158V121L162 122L161 120H159L160 118H157ZM182 119H184V120H182ZM189 119H190V120H189ZM200 119H201V122L199 121ZM134 120H135V119H133L132 121L134 122ZM146 120H147V119H146ZM146 120H145V121H146ZM169 120H170V119H169ZM235 120H236V119H235ZM239 120H240V119H239ZM3 121H2V123H1V125L4 124ZM9 121H11V120H9ZM24 121H25V120H24ZM36 121H37V120H36ZM64 121H65V120H64ZM76 121H77V122H76ZM158 121H157V122H158ZM184 121H186V122H184ZM189 121H190V123H189ZM192 121H194L195 123L193 124ZM236 121H237V123L240 122V121H238V119H237ZM236 121H235V122H236ZM16 122H17V121H16ZM61 122H63V121H61ZM74 122H75V123H74ZM79 122L77 123V125H80V124H81V123H79ZM133 122H132V125H133ZM183 122H184V123H183ZM187 122H188V123H187ZM18 123H19V120H18ZM24 123H25V122H24ZM26 123H27V122H26ZM26 123H25V124H26ZM29 123H30V122H29ZM39 123H40V122H39ZM52 123H53V122H52ZM56 123H59V122H56ZM56 123L54 122L53 124H51V126L54 127V125H55ZM148 123H149V122H148ZM178 123H179V122H178ZM181 123H183V125H182ZM186 123H187V124H186ZM191 123H192V124H191ZM216 123H217V122H216ZM216 123L214 122L215 125H213L212 128H215L216 126H218V128H219V124L216 125ZM224 123H225V124H224ZM32 124H33V123H32ZM65 124H66V123H65ZM134 124H135V122H134ZM175 124H174V125H175ZM1 125H0V126H1ZM13 125H15V123H13ZM22 125H24L23 122H22ZM240 125H241V124H240ZM51 126H49V124H48V129L51 128ZM69 126H70V125H69ZM69 126H68V127H69ZM74 126H75V125H74ZM205 126H207V128H205ZM214 126H215V127H214ZM13 127H14V126H13ZM18 127H19V126H18ZM46 127H47V126H46ZM55 127H56V125H55ZM55 127H54V128H55ZM57 127H58V125H57ZM59 127H60V126H59ZM64 127L68 128L67 126H64ZM78 127H79V126H78ZM78 127H76V129H77ZM132 127H133V126H132ZM132 127H131V128H132ZM166 127H167V126H166ZM6 128H7V127H6ZM9 128H11V127H9ZM23 128H24V127H23ZM54 128H52V129H54ZM60 128H61V127H60ZM62 128H63V127H62ZM161 128H162V127H161ZM174 128H175V127H174ZM208 128H209V129H208ZM216 128H217V127H216ZM216 128L212 130V131H214V132H212V131H211V132L209 131V132H210L211 134H214V133L216 132V133L214 134V135H216V134H217V131L220 132V131L218 130V128H217V129H216ZM220 128H222L221 125H220ZM220 128H219V129H220ZM227 128L229 129V127H227ZM227 128L225 129V131H223V133L221 132V133H222L221 137H220V134H218L219 138H220L221 141H222V142H221V141H220V142L222 143L223 146L225 145V147H223V148H225V150H226V148H227L228 146H229L228 149H229V148H232V147H230L231 144H233L234 141L237 140L238 138H241L240 141L243 142V141H244L243 139L246 137V136H245V137H244V136L242 137V136H241V135H242L241 132L238 133V134H239V136L237 135L238 138H236L237 136H235V135H234V136L231 135V136H232V137H231V136H230V132H231V131H230V130L228 131ZM17 129H19V128H17ZM17 129H16V130H17ZM21 129H22V128H21ZM35 129H36V128H35ZM43 129H44V128H43ZM43 129H42V130H43ZM45 129H46V128H45ZM45 129H44L43 131H45ZM48 129H47V130H48ZM57 129H58V128H57ZM74 129H75V128H74ZM74 129H73V131H74ZM76 129H75V132H74V133H76ZM114 129H115V128H114ZM175 129H177V128H175ZM192 129H193V128H192ZM201 129H200V133L203 134L202 131H201ZM222 129H223V128H222ZM2 130H3V129H2ZM62 130H65V129H62ZM79 130H81V128H79ZM79 130H77V131H79ZM112 130H113V129H112ZM129 130H130V128H129ZM189 130H188V131H189ZM207 130H206V132H205L206 134L204 133L206 137H207V134L210 135V133H209ZM10 131H11V130H10ZM35 131H37V130H35ZM51 131H52V130H51ZM118 131H119V130H118ZM130 131H131V130H130ZM152 131H155V130H152ZM173 131H174V129H173ZM177 131H178V129H177ZM251 131L248 132V133H250V134H251V137H252V132H251ZM37 132L39 133V131H37ZM47 132H48V131H47ZM65 132H66V130H65ZM65 132H64V133H65ZM79 132L82 133V131H79ZM79 132H78V135H77V133H76L77 136H81V135H82L81 133H80V135H79ZM115 132L117 133V130H116V129H115ZM120 132H121V131H120ZM120 132H118V134H119ZM183 132H186V131H183ZM226 132H228V133H226ZM10 133H11V132H10ZM38 133H35V134H38ZM60 133H62L61 130H60V132H59L58 137L60 136V138L62 139L63 136H61L62 134H60ZM116 133H115V134H116ZM127 133H129V132H127ZM141 133H142V130H141ZM141 133H140V135H142ZM156 133H157V132H156ZM180 133H182V132H180ZM224 133L227 134V135H224ZM234 133H235V132H234ZM234 133H233V134H234ZM240 133H241V135H240ZM23 134H24V132H23ZM39 134L41 135V134H44V133H39ZM39 134H38V135H39ZM57 134H58V133H57ZM57 134H56V136H57ZM182 134H183V133H182ZM231 134H232V133H231ZM38 135H37V136H38ZM40 135H39L38 137L41 139V136H42V135H41V136H40ZM49 135H50V134L48 133V136H49ZM83 135H84V136H83ZM83 135L81 136V138L85 137L86 135L88 136L89 134H88L87 132L84 133V131H83ZM184 135H185V134H184ZM197 135H198V134H197ZM223 135H224V137H223ZM244 135H245V134H244ZM246 135H247V134H246ZM26 136H27V135H24L23 137H25V139H26ZM35 136H36V135H35ZM37 136H36V137H37ZM68 136H69V135H68ZM72 136H74V135H72ZM72 136H70L69 139H71ZM118 136L121 137V136H123V135H121V136L118 135ZM125 136H126L127 138H125V137H124V138H125V139H128V136H127V135H125ZM129 136H130V133H129ZM132 136H133V135H132ZM185 136H186V135H185ZM185 136H184V138H185ZM191 136H194V135H191ZM198 136H201V135H198ZM205 136L202 135V136L200 137V138H202V139H199V137H196V138H198V140L200 141V142H199L200 144L197 142L198 140L196 141L199 145H201V146H200V149H201V147L204 149L205 147L208 146V144H209V146H210V143H209L208 141L204 140V138H206ZM225 136H227V138H226ZM247 136H248L247 139H250V138H251L249 135H247ZM20 137H21V136H20ZM20 137H19V138H20ZM42 137H43V136H42ZM139 137H140V136H139ZM216 137H217V136H216ZM234 137H235L236 139H235ZM249 137H250V138H249ZM27 138H28V137H27ZM45 138H46V137H45ZM45 138H44V139H45ZM66 138H67V137H66ZM66 138H65V139H66ZM78 138H79V137H78ZM124 138H123V139H124ZM222 138H223V139L226 138V140H225V139L222 140ZM228 138H232V139H233V140H232L233 143H231L232 141H230V139L228 140ZM242 138H243V139H242ZM15 139H16V137H15ZM36 139H37L36 141L39 142L40 139H38V138H36ZM48 139H49V138H48ZM50 139H51V138H50ZM50 139H49V140H50ZM125 139H124V141L126 142ZM191 139H192V138H191ZM220 139H219V140H220ZM234 139H235V140H234ZM111 140H112V139H111ZM184 140H185V139H184ZM192 140H193V139H192ZM201 140H202V142H203V141L206 142L205 145L207 144V146L204 145L205 147H203V143H204V142L201 144ZM227 140H228V141H227ZM251 140H252V139H251ZM22 141H23V140H22ZM56 141H57V138H56ZM56 141H52V142H56ZM58 141L60 142V139H59ZM62 141H63V140H61V142H62ZM68 141H69V140H68ZM70 141H71V140H70ZM114 141L116 142V139H115ZM156 141H157V140H156ZM217 141H218V140H217ZM229 141H230V142H229ZM240 141H239V142L237 141V142L240 143ZM23 142H24V141H23ZM34 142H35V141H34ZM45 142H46V141H45ZM48 142H49V141H48ZM50 142H51V141H50ZM61 142H60V143H61ZM120 142H122L121 139H120ZM187 142H188V141H187ZM224 142H225V143H224ZM226 142H227V143H226ZM228 142H229V143H228ZM235 142H236V141H235ZM41 143H42V141H41ZM41 143L39 144L40 147H41V146L44 147V146H43L44 140H43L42 145H41ZM69 143H70V142H69ZM112 143H113V142H112ZM122 143H123V142H122ZM139 143H140V142H139ZM169 143H171V142H169ZM175 143H176V142H175ZM185 143H186V142H185ZM238 143H235V144H236L235 146H237ZM243 143H244V142H243ZM254 143H255V142H254ZM1 144H2V143H1ZM37 144H38V143H37ZM46 144H47V143H46ZM46 144H44V145H46ZM51 144H52V143H51ZM55 144H56V143H53V148H54V149H55V147H54ZM65 144H66V143H65ZM128 144H129V143H128ZM155 144H156V143H155ZM213 144H215V142H214ZM217 144H218V143H217ZM240 144H241V143H240ZM240 144H239V145H240ZM2 145H3V144H2ZM219 145H220V143H219ZM219 145H217V150H218V148L220 149ZM222 145H221V146H222ZM227 145H228V146H227ZM239 145H238V146H239ZM243 145H244V144H242V146H243ZM3 146H4V145H3ZM46 146H47V145H46ZM51 146H52V145H51ZM58 146H59V144H58ZM58 146H57V147H58ZM113 146H114V144H113ZM117 146H119V145H118V142H117ZM117 146H114V147H117ZM169 146H170V145H169ZM186 146H187V145H186ZM193 146H194V145H193ZM212 146H213V145H212ZM212 146H211V147H212ZM232 146H234V145H232ZM238 146H237L238 149H236V150H239V149H240ZM244 146H245V145H244ZM6 147H7V146H6ZM6 147L4 148V147L1 146V148H2V149L0 150V151H1V152H0L1 157H2V155H4V156L7 157V155L5 154L6 152H5L4 154L2 153V152H3L2 150L6 149ZM40 147H38V148H40ZM57 147H56V148H57ZM59 147H60V146H59ZM59 147H58V148H59ZM176 147H177V146H175V148H176ZM211 147H209V148H211ZM44 148H45V147H44ZM51 148H52V147H51ZM53 148L50 150V147H46L44 150L48 149V150L52 153V152L54 151ZM119 148H120V147H119ZM119 148H118V149H119ZM198 148H199V146H198ZM110 149H111V148H110ZM110 149H107L106 151H108V150H110ZM172 149H173V147H172ZM176 149H177V148H176ZM200 149H199L198 151L196 150L197 153H198V155H199ZM206 149H207L206 151L208 152V150H209L208 147H207ZM215 149H216V146L214 145L213 148H212V150L210 149V151H209L210 153L208 152L209 156L213 155L214 153L217 154L218 151L216 152ZM246 149H247V147H245V152L243 151L244 153H246ZM40 150H42V149H40ZM170 150H171V149H170ZM177 150H178V149H177ZM213 150H215V151L213 152ZM243 150H244V148H243ZM4 151H5V150H4ZM6 151H7V150H6ZM49 151H47V152L50 153ZM55 151H56V149H55ZM171 151H172V150H171ZM174 151H175V150H174ZM204 151H205V149H204ZM240 151H241V149H240ZM116 152H117V151H116ZM123 152H124V151H123ZM177 152H180V153H181V151H177ZM183 152H186V151L184 150V148H183ZM202 152H203V151H202ZM202 152H200L202 155H203V154H206V152H205V153H202ZM212 152H213V153H212ZM234 152H235V150H234ZM253 152H255V151H253ZM253 152H252V153H253ZM10 153H12V152L10 151ZM43 153H44V151H43ZM53 153H55V152H53ZM57 153H58V152H57ZM62 153H64V151H63ZM105 153H106V152L104 151V154H105ZM211 153H212V154H211ZM235 153H236V152H235ZM23 154H25V153H23ZM30 154H31V153H30ZM30 154H29V155H30ZM33 154H34V153H33ZM66 154H67V151H66ZM111 154H112V153H111ZM117 154H118V153H116V155H117ZM124 154H125V153H124ZM126 154H127V152H126ZM171 154H172V153H171ZM201 154H200V156H202ZM238 154H240V153L238 152ZM242 154H243V153H242ZM12 155H14V154H12ZM43 155H44V154H42V157H43ZM55 155H56V153H55ZM116 155H115V156H116ZM127 155H128V154H127ZM172 155H173V154H172ZM172 155H171V156H172ZM177 155H178V154H177ZM181 155H182V154H181ZM214 155H215V154H214ZM214 155L211 156V159H212V157H214ZM235 155H236V154H235ZM246 155H247V154H246ZM8 156H9V155H8ZM38 156H39V155H37V157H38ZM49 156H50V154H49ZM52 156H53V155H52ZM109 156H110V152H109V155H108V157H107L106 160H109V159L111 160V159H112V158H109ZM111 156H112V155H111ZM113 156H114V154H113ZM121 156H123V153H121ZM151 156H152V155H151ZM154 156H155V155H154ZM163 156H164V155H163ZM163 156H162V158H163ZM178 156H179V155H178ZM182 156H183V155H182ZM203 156H207V154H206V155H203ZM219 156H220V154H219ZM221 156H222V154H221ZM6 157H5V158H6ZM11 157H12V156H11ZM11 157H9V158L11 159ZM26 157H27V156H26ZM33 157H34L35 160H39V161H40V159H38L40 156H39L38 158H35V156H33ZM42 157H40V158L42 159ZM46 157H47V156H46ZM46 157H45V159H46ZM53 157H55V156H53ZM77 157H78V156H77ZM82 157H84V156H82ZM195 157H196V154H195ZM195 157H194V158H195ZM198 157H199V156H198ZM198 157H197V159H195V160H198ZM241 157H243V156L240 155V159H241ZM245 157H246V156H245ZM31 158H32V154H31ZM31 158L29 159L30 161H32ZM59 158H60V157H58L57 159H59ZM63 158H64V157H62V159H63ZM68 158H69V157H68ZM78 158H79V160L77 161V164H78V162L80 161L81 156H79ZM105 158H106V156H105ZM108 158H109V159H108ZM113 158H114V157H113ZM171 158H172V157H171ZM243 158H244V157H243ZM243 158H242V159H243ZM246 158H247V157H246ZM21 159H22V158H21ZM21 159H20V160L18 159V161H20V164H18L19 162L16 160V156H15V161L18 162V163H16V164H18V168H19V166H20L19 169H21V168L24 167V166L26 167V165H21V164L23 163V162H21L23 159H22V160H21ZM55 159H56V158H55ZM57 159L54 160V162L57 161ZM83 159H84V161H85L86 158H82L81 160H83ZM177 159H179V162H180V159H181V158L178 157ZM177 159H176V160H177ZM182 159H183V157H182ZM204 159H205V158H204ZM216 159H217V158H216ZM1 160H2V158H1ZM49 160H50V159H49V157H48V161H49ZM86 160H87V159H86ZM106 160H105V161H106ZM110 160H109V161H110ZM112 160H113V162L115 163L114 159H112ZM118 160H121V157H120V159L118 158ZM118 160H117V161H118ZM207 160H208V158H207ZM207 160H206V161H207ZM244 160H245V158H244ZM244 160H242V161H244ZM42 161H43V160H42ZM42 161L38 162V164L41 165V162H42ZM52 161H53V159H52ZM52 161H49L50 164L46 161V162H47V163H46V166H47V164L51 165L50 168H49V166H47L46 169H47V168H49V170H50L51 168L54 169V165H55V164H54V162H53L54 165L51 164ZM58 161H59V160H58ZM87 161H88V160H87ZM87 161H85V162H87ZM121 161H122V160H121ZM156 161H157V160H156ZM162 161H164V163H165V160H164V159H163ZM172 161H174V160H172ZM177 161H178V160H177ZM238 161H239V163L241 162V160H238ZM255 161H256V160H255ZM1 162H2V161H1ZM11 162H12V160H11ZM11 162H10V160H9V164H10ZM25 162L27 163V159H26ZM32 162H33V164H36V163H37L36 161H35L36 163H35L34 161H32ZM59 162H60V161H59ZM81 162H83V161H80V163H81ZM85 162H84V163H85ZM88 162H89V161H88ZM88 162H87V165H88ZM110 162H111V161H110ZM113 162H112V164H111V165H112V168H113L114 166L117 165V164H116V165L113 166ZM170 162H171V161H170ZM214 162H215V161H214ZM214 162H213V163H214ZM44 163H45V161L42 162L43 165H41V167L44 166ZM55 163H56V162H55ZM80 163H79V164H80ZM84 163H83V164H84ZM89 163H90V162H89ZM137 163H138V162H137ZM158 163H159V162H158ZM164 163H163V164H164ZM171 163H172V162H171ZM174 163H175V162H174ZM174 163H173V164H174ZM183 163L185 164L184 161H183ZM188 163H190V162H188ZM197 163L200 164L201 162H198V161H197ZM207 163H208V162H207ZM235 163H237V162L235 161ZM6 164H7V163H6ZM11 164H12V163H11ZM11 164H10V165H11ZM23 164H24V163H23ZM33 164L31 165V164L29 163V164H27V165H31L33 168H34L35 166H37V164H36L35 166H34ZM79 164H78V165H79ZM81 164H82V163H81ZM150 164H151V163H150ZM168 164H169V163H168ZM175 164H176V163H175ZM180 164H181V163H179V165H180ZM249 164H250V162H249ZM249 164H248V166H249ZM12 165H13V164H12ZM166 165H167V164H166ZM205 165H206V164H205ZM208 165H209V164H208ZM7 166H9V165H7ZM31 166H28L27 168H24V169L27 170V169H28L29 167H31ZM88 166H90V165H88ZM88 166H87V167H88ZM169 166H170V164H169ZM177 166H178V165H176L175 168L178 169L179 166H178V167H177ZM186 166H188V165L186 164ZM201 166H202V165H201ZM213 166H214V165H213ZM250 166L253 167V166H255V165L252 164V165H250ZM257 166H258V165H257ZM10 167H11V166H10ZM12 167H13V166H12ZM15 167L17 168V166H15ZM15 167L13 168L12 171H14ZM38 167H39V165L37 166V168H38ZM41 167H40V168H41ZM90 167H91V166H90ZM90 167H89V168H90ZM141 167H142V166H141ZM190 167L192 168V166H190ZM190 167H189V168H190ZM203 167H204V166H202L201 171L204 170ZM209 167H211V166H208V168H209ZM255 167H256V166H255ZM8 168H9V167L4 168L5 171H6ZM44 168H45V167H44ZM82 168H83V167H82ZM84 168H86V167L84 166ZM114 168H115V167H114ZM148 168H149V167H148ZM162 168H164V167H162ZM180 168H181V167H180ZM0 169H1V168H0ZM9 169H10V168H9ZM9 169H8V170H9ZM11 169H12V168H11ZM11 169H10V170H11ZM38 169H39V168H38ZM38 169H33V170L31 171V168H29V170H30L31 172H30L29 170H27V171H28V174H25L24 176L22 175V176H23V179L26 178V175H27V177H28L29 174L31 173L30 176H32V177H30V176H29V177L32 178V179H34V180H32V179H31V180H23L24 182L21 181L22 178H21L20 180H17L18 178H16V177L18 176L17 174H18L19 172L22 173V171H20V170H18L19 172H17V169H16V172H17V173L15 174V173H14L15 171L12 173V175H15V179H16L17 182H16L14 179H11V178H12V177H11V174L8 176V174L6 175V173H4L5 175H3V176H5V177H3V178L8 177L7 180H8V179L11 180V181H10V180H8V181H10V182L13 181V182H14L13 185H11V183L9 182L8 187L5 185V184H6L5 182H4L5 184H2L3 181H7V180H6V179H5V180H4V179H0V181L3 180V181H1L2 183H0V194H1V195H0V208H1V211H0V264H63L62 260H64V264H72V262H74L73 260H71V258H70V256H69L70 254H68V249H69V247H68V246L65 247V246L63 245L64 242H63L62 244H60V239H59V237H60L61 235L59 236V234H61V233L58 232L60 229L58 230L57 227H56L57 229H55V227H54V223H56L55 218L53 219L54 222H53L52 220H51L52 222H51L50 220H49L50 222L46 220V222H45V221H42V223H41V219L39 218L41 224L38 225L37 227H35V226H36V224H35L36 222L33 223V224H35V226H33V224H31V219H29V217H28V215H30V213L41 214V215H42V214H45V213L47 214V212H43V208H44L45 206L42 207V204H43V194H42V193H45L44 189H46V188H45L46 185H45V184L42 185V187H43V186H45V187L42 189V193H40L41 190L39 191V190H38V187H37L38 183L41 182V181L39 180V179H40V175H39V176H36V175H37V174H40L39 172H41V169H40L39 171H38ZM46 169H45V172H43V173H47ZM115 169H116V168H115ZM115 169H114V170H115ZM122 169H123V168H121V170H122ZM140 169H141V168H140ZM165 169H167V167H166ZM177 169L174 171V172H176L174 175H176V174L179 172ZM211 169H212V168H211ZM211 169H208V170H209V171H212ZM250 169H251V168H250ZM10 170H9V171H10ZM34 170H37V171H38L36 175H34V173H35ZM105 170H106V169H105ZM124 170H125V168H124ZM144 170H145V168H144ZM163 170H164V169H163ZM180 170H181V169H180ZM187 170H188V168H187ZM199 170H200V169H199ZM205 170H206V169H205ZM248 170H249V169H248ZM2 171H4V170L2 169ZM2 171H0V172L3 173ZM5 171H4V172H5ZM148 171L151 172L150 169H149ZM154 171H155V169H154ZM164 171H165V170H164ZM169 171H170V170H169ZM169 171H168V172H169ZM177 171H178V172H177ZM123 172H124V171H123ZM125 172H126V171H125ZM152 172H153V171H152ZM171 172H172V169H171ZM181 172H182V170H181ZM205 172L208 173L207 171H205ZM7 173H8V172H7ZM32 173H33V174H32ZM48 173H49V171H48ZM127 173H128V172H127ZM165 173H166V171H165ZM169 173H170V172H169ZM169 173H167L165 176H167V175H171V174H169ZM182 173H183V172H182ZM185 173H186V172H185ZM185 173H184V174H185ZM187 173H188V172H187ZM203 173H204V171H203ZM210 173H211V172H210ZM250 173H252V172H250ZM121 174H122V173H121ZM123 174H124V173H123ZM138 174H139V172H138ZM163 174H164V173H163ZM163 174H162V177H163ZM184 174H183V175H184ZM204 174H205V173H204ZM1 175H2V174H0V177H1ZM16 175H17V176H16ZM128 175H130V174H128ZM133 175H134V174H133ZM174 175H173V176H174ZM181 175H182V174H181ZM183 175H182V176H183ZM185 175H186V174H185ZM185 175H184V176H185ZM205 175H208V174H205ZM20 176H21V175H20ZM20 176H18V177H20ZM123 176H125V175H123ZM139 176H140V175H139ZM176 176H178V175H176ZM176 176H175V177H176ZM198 176H199V175H198ZM9 177H10V178H9ZM33 177H34V178H33ZM35 177H37V178L39 177V179H37V178H35ZM44 177H45V175H44ZM44 177H43V178H44ZM46 177H47V175H46ZM116 177H117V176H116ZM120 177H121V175H120ZM135 177H136V176H135ZM167 177H168V176H167ZM187 177H188V174H187ZM201 177H202V175H201ZM209 177H210V176H209ZM215 177H216V176H215ZM249 177H250V176H249ZM249 177H248V179H250L249 181H250L251 183H253L252 181H253L254 179L251 180V178H255V177H251V178H249ZM47 178H48V177H47ZM126 178H127V177H126ZM129 178H130V177H129ZM163 178H164V177H163ZM182 178H183V177H182ZM197 178H198V177H197ZM41 179H42V177H41ZM48 179H49V181H47V182H45V183H47V186H48V185L50 186L51 184L48 183V182H50V180H51V178H50V174H49V178H48ZM48 179L45 178L44 181H46V180H48ZM122 179H123V180H122ZM122 179H121V180L124 181L125 178L122 177ZM132 179H133V178H132ZM150 179H151V178H150ZM173 179H174V178H172V180H173ZM212 179H213V178L211 177V179H209V180H210L209 182H211ZM262 179H263V180H261V181L264 182L263 175H262ZM36 180H37V181L39 180V182H37ZM117 180H118V179H117ZM119 180H120V178H119ZM119 180L117 181V184H119V183L121 184L122 181L120 182ZM136 180H137V178H136ZM187 180H188V179H187ZM200 180H201V179H200ZM217 180H218V179H217ZM35 181H36V182H35ZM42 181H43V180H42ZM149 181H150V180H149ZM190 181H191V180H190ZM192 181H193V180H192ZM196 181H199V180L196 179ZM196 181H195V182H196ZM214 181H215V180H214ZM218 181H219V180H218ZM118 182H119V183H118ZM139 182H140V181H139ZM183 182H184V180H183ZM207 182H208V180H207ZM209 182H208V188H207V189L211 190V189H210V188H211V186H210L211 183H209ZM224 182H226V181H224ZM250 182H249V183H250ZM43 183H44V182L39 183V184H43ZM124 183H125V182H124ZM124 183H123V189H124L125 184H126V183H125V184H124ZM140 183H141V182H140ZM188 183H189V182H188ZM217 183H218V182H217ZM249 183H248V185H250ZM127 184H129L128 181H127ZM127 184H126V187L129 186V187L131 188L132 185L130 186V185H127ZM152 184H153V183H152ZM166 184H167V183H166ZM169 184H170V183H169ZM186 184H187V182H186ZM196 184H197V182H196ZM209 184H210V185H209ZM9 185L12 186V187H14V185H18V188H19V189H13V188L9 189ZM20 185L23 186L21 189H20V187H21ZM136 185H137V184H136ZM136 185H135V186H136ZM154 185H155V184H154ZM172 185H174V183H173ZM188 185H189V184H188ZM190 185H192V184H190ZM215 185H216V184H215ZM19 186H20V187H19ZM38 186H39V185H38ZM135 186H134V187H135ZM168 186H169V185H168ZM199 186H202L201 183H200V185H198V187H199ZM15 187H17V186H15ZM119 187H121V185H119ZM154 187H155V186H154ZM192 187H193V186H192ZM192 187H190V188H192ZM50 188H51V186H50ZM138 188H140V185H139ZM171 188H172V187H171ZM250 188H252L251 191L254 190V189H253V188H254L253 186H250ZM48 189H49V188H48ZM48 189H46V190L48 191ZM158 189H159V188H158ZM97 190H98V189H97ZM131 190H132V189H131ZM140 190H142V188H141ZM159 190H160V189H159ZM180 190H181V189H180ZM190 190H191V189H190ZM209 190H207V191H209ZM43 191H44V192H43ZM118 191H119V190H118ZM120 191L123 192L122 189H121ZM124 191H125V189H124ZM160 191H161V190H160ZM182 191H184V190H182ZM182 191H181V192H182ZM254 191H255V190H254ZM51 192H53L52 189H51ZM122 192H121V194H122ZM130 192H131V191H130ZM130 192H129V194H130ZM140 192H141V191H140ZM165 192L171 193V190H170V189H169V190H165ZM192 192H193V191H192ZM192 192H191V195H192ZM194 192H195V191H194ZM199 192H200V188H199ZM201 192H202V191H201ZM201 192H200L199 197H195V198H197V199L201 198V194H202ZM246 192H247V191H246ZM118 193H119V192H118ZM134 193L136 194V191H135ZM178 193H179V192H178ZM182 193H183V192H182ZM187 193H188V192H187ZM212 193H213V192H212ZM45 194H47V193H45ZM45 194H44V195H45ZM54 194H55V193H54ZM179 194H181V193H179ZM195 194H196V195L198 194V193H197V190H196ZM195 194H193V195H195ZM203 194H204V193H203ZM49 195H50V197H51L53 194L51 195V193H49ZM55 195H56V194H55ZM58 195H60V194L58 193ZM115 195H116V194H115ZM123 195H124V194H122V196H123ZM141 195H142V194H141ZM182 195H183V194H182ZM206 195H207V194H206ZM45 196H46V195H45ZM45 196H44V197H45ZM119 196H120V194H119ZM184 196H185V195H184ZM203 196H205V194L202 195V197H203ZM59 197H60V196H59ZM115 197H116V196H115ZM142 197H143V195H142ZM46 198L48 199L49 196H48V197L46 196ZM55 198H56V197H55ZM117 198H118V197H117ZM117 198H115V199H117ZM182 198H183V197H182ZM182 198H181V199H182ZM203 198H204V197H203ZM207 198H209V196H208ZM57 199H58V197H57ZM57 199H56V201H57ZM119 199H120V197H119ZM122 199H123V198H121V200H122ZM127 199H128V197H127ZM140 199L142 200L141 197H140ZM187 199H188V198H187ZM192 199H193V198H192ZM197 199H195L194 201H196ZM209 199H210V198H209ZM209 199H208V200H209ZM212 199H213V198H212ZM15 200H18V202H19V204L16 202V203H17L16 207H14L15 205L13 204V203L15 202ZM124 200H125V199H124ZM132 200H133V199H132ZM172 200H173V199H172ZM222 200H223V198H222ZM56 201H55V202H56ZM58 201H59V200H58ZM135 201H137V200L135 199ZM135 201H134V202H135ZM165 201H166V203L169 202V197H168L167 195H166V196L163 195V197H161V201H160V202H161V203H164ZM180 201L182 202V200H180ZM180 201H179V202H180ZM185 201H186L185 203H187V200H185ZM243 201H244V200H243ZM120 202H123V200L120 201ZM120 202H119V203H120ZM143 202H144V201H143ZM143 202H142V203H143ZM189 202H190V200H189ZM191 202H192V201H191ZM197 202H198V201H197ZM197 202H196V203H197ZM201 202H202V201H201ZM206 202H207V200H206ZM209 202H210V201H209ZM16 203H15V204H16ZM114 203L116 204V201H114ZM176 203H177V202H176ZM12 204H13V205H12ZM50 204H51V203H50ZM55 204H59V203L56 202ZM179 204H180V203H179ZM192 204H194V203H192ZM197 204H199V202H198ZM197 204H195V207H196ZM226 204H227V203H225V205H226ZM251 204L253 205L254 202L251 203ZM48 205H49V204H48ZM48 205H47L46 209H49V208H50V205H49V206H48ZM51 205H52V204H51ZM53 205H54V204H53ZM53 205H52V206H53ZM116 205H117V204H116ZM123 205H124V204H123ZM150 205H151V204H150ZM189 205H190V204H188V206H189ZM252 205H251V207H252ZM10 206H13L14 210H16L15 212H13V214L10 213L11 210L14 211L13 208L10 207ZM17 206H18V208H17ZM55 206H56V205H55ZM136 206H137V205H136ZM167 206H169V204H168ZM177 206H178V205H177ZM190 206H191V205H190ZM205 206H206V205H205ZM209 206H211V205H209ZM209 206H208V207H209ZM226 206H227V205H226ZM249 206H250V205H249ZM56 207H58V206H56ZM114 207H115V206H114ZM117 207H118V206H117ZM151 207H152V206H151ZM184 207H185V206H184ZM242 207H244V206L242 205ZM246 207H247V209H246V208H244V209H246V211L249 210V209H248V208H249L248 205H247ZM251 207H250V208H251ZM260 207H261V206H260ZM3 208H4V209H3ZM182 208H183V207H182ZM46 209H45V210H46ZM53 209H54V207H53ZM56 209H57V208H56ZM115 209H116V208H115ZM115 209H113V210H115ZM192 209H193V208H192ZM204 209H205V207H204ZM260 209H261V208H260ZM7 210H8V211H7ZM110 210H111V209H110ZM118 210H119V207H118ZM184 210H187V209H184ZM212 210H213V209H212ZM225 210H226V209H225ZM12 211H11V212H12ZM46 211H47V210H46ZM78 211H79V210H78ZM190 211H191V210H190ZM205 211H206V209H205ZM230 211H231V209H230ZM7 212H8V213H7ZM50 212H52V211H50ZM50 212H48V214H50ZM79 212H80V211H79ZM107 212H109V211H106L105 216L109 214V213L107 214ZM112 212H113V211H112ZM112 212H111V213H112ZM119 212H120V211H118V214H119ZM127 212H128V211H127ZM159 212H160V210H159ZM188 212H189V211H188ZM206 212H207V211H206ZM232 212H233V211H232ZM121 213H123V211H122ZM161 213H163V212H161ZM214 213H215V212H214ZM223 213H224V212H223ZM225 213H227V212L225 211ZM230 213H231V212H230ZM233 213H234V212H233ZM247 213H248V212H247ZM247 213H246V214H247ZM48 214H47V215H48ZM51 214H53V212H52ZM101 214H102V213H101ZM112 214H113V213H112ZM112 214H111V216H113ZM139 214H140V213H139ZM143 214H144V213H143ZM143 214H142V216H143ZM163 214H164V213H163ZM190 214H191V213H190ZM201 214H202V213H201ZM203 214H204V213H203ZM243 214H244V213H243ZM31 215L33 216V214H31ZM47 215H42V216H45L46 218H48ZM75 215H76V214H75ZM102 215H103V214H102ZM129 215H130V214H129ZM144 215H145V214H144ZM191 215H192V214H191ZM224 215H225V214H224ZM244 215H245V214H244ZM257 215H258V214H257ZM139 216H140V215H139ZM200 216H203V215H200ZM204 216L206 217V214H204ZM204 216H203V217H204ZM231 216H232V215H231ZM245 216H246V215H245ZM260 216H261V213H260ZM30 217H31V216H30ZM33 217H36V215L33 216ZM49 217H50V215H49ZM103 217H104V215H103ZM103 217H101L102 220L105 219V218H107V216H106L105 218H103ZM117 217H118V216H117ZM117 217H116V218H117ZM124 217H125V215H124ZM161 217H162V215H161ZM229 217H230V216H229ZM232 217H234V216H232ZM232 217H231V218H232ZM242 217H243V215H242ZM247 217H248V216H247ZM258 217H259V216H258ZM263 217H264V215H263ZM41 218H42V217H41ZM51 218H52V216H51ZM75 218H76V217H75ZM82 218H83V216H82ZM98 218H99V217H98ZM139 218H140V217H139ZM139 218H138V219H139ZM143 218H144V217H143ZM162 218H165V216H163ZM201 218H202V217H201ZM214 218H215V217H214ZM224 218H226V216H224ZM240 218H241V217H239V219H240ZM243 218H244V217H243ZM33 219H34V218H33ZM111 219H112V218H111ZM124 219H125V218H124ZM146 219H147V218H146ZM166 219H167V221L169 220L168 218H166ZM181 219H182V218H181ZM198 219H199V218H198ZM226 219H227V218H226ZM226 219H224V220H226ZM37 220H38V217H37ZM75 220H76V219H75ZM114 220H115V219H113V221H114ZM119 220H120V219H119ZM122 220H123V219H122ZM122 220H121V221H122ZM141 220H142V219H141ZM143 220H144V219H143ZM143 220H142V221H143ZM163 220H164V219H163ZM170 220H171V219H170ZM206 220H207V219H206ZM206 220H205V221H206ZM237 220H238V219H237ZM244 220H245V219H244ZM244 220L242 219V221H244ZM252 220H253V219H252ZM252 220H251V221H252ZM258 220H259V219H258ZM78 221H80V220H78ZM128 221H129V220H128ZM128 221H126V222H128ZM131 221H132V220H131ZM196 221H197V220H196ZM231 221H232V219H231ZM234 221H235V220H234ZM251 221H249V222L251 223ZM115 222H117V219H116ZM126 222H125V224H126V226H127L128 224H127ZM149 222H151V221H149ZM202 222H204L203 219H202ZM249 222L246 221L245 223L249 224V227H251L252 225H251ZM257 222H258V221H257ZM257 222H256V223H257ZM74 223H75V221H74ZM79 223H80V222H79ZM87 223H89V222H87ZM87 223H86V224H87ZM100 223H101V222H100ZM104 223H106V222L104 221ZM111 223H113L112 220H111ZM111 223H108V224L111 226V225H113V224H111ZM122 223H123V222H122ZM135 223H136V222H135ZM142 223H143V222H142ZM144 223H145V222H144ZM225 223H226V222H225ZM237 223H238V222H237ZM239 223H240V222H239ZM37 224H39V223H37ZM84 224H85V223H84ZM98 224H99V223H98ZM120 224H121V223H120ZM120 224H118V225H120ZM179 224H180V223H179ZM200 224H201V223H200ZM204 224H205V223H204ZM81 225L83 226V224H81ZM101 225H102V224H101ZM229 225H230V224H229ZM234 225L236 226V224H234ZM234 225H232V227H233ZM239 225H241V224H239ZM239 225H238V227H239ZM250 225H251V226H250ZM257 225H258V224H257ZM56 226H57V224H56ZM82 226H81V227H82ZM84 226H85V225H84ZM91 226H93V224H92ZM113 226H114V225H113ZM115 226H116V224H115ZM115 226H114V227H115ZM123 226L125 227V225H123ZM133 226H134V225H133ZM140 226H141V224H140ZM140 226H138V230H139V228H141ZM170 226H171V225H170ZM170 226H169V227H170ZM182 226H184V225H182ZM230 226H231V225H230ZM241 226H242V225H241ZM81 227H80V225H79V228H77V233H79V234H81V236H83V237L81 238V240H82V239H83V240H82L80 243L75 244L76 246L74 245V247H75V249H77V250H80V251L83 250V251L85 252V250H84L83 248H86V245H87V244L90 246V244H89L90 241H89V242H88V241H86V242L84 241L86 238H88V236H84V235H86V234H85V233H86V229L84 228L85 230H83V229H81ZM89 227H90V226H89ZM103 227H104V226H103ZM103 227H102V228H103ZM106 227H107V226H106ZM108 227H109V226H108ZM111 227H112V226H111ZM124 227L121 226L122 229H123ZM129 227H130V225L128 226V228H129ZM134 227H135V226H134ZM134 227H133V228H134ZM198 227H199V226H198ZM238 227H236V228L233 227V228H235V229L237 230ZM259 227L261 228V225H259ZM86 228H88V227L86 226ZM93 228H94V227H93ZM118 228H120V227H117V230H118ZM128 228H127V229H128ZM133 228H132V229H133ZM180 228H181V227H180ZM201 228H202V229L204 228L203 225L201 226ZM241 228H242V227H241ZM241 228L239 227V230H240ZM243 228H244V227H243ZM256 228H257V226H256ZM73 229H74V228L71 229V230H72V233H74V236H76L77 233L75 234L76 231L74 232ZM104 229H105V228H104ZM122 229H120V230L122 231ZM127 229H126V230H127ZM130 229H131V228H130ZM130 229H129V231H130ZM136 229H137V228H136ZM136 229H133V230L136 231ZM245 229H246V228H245ZM245 229H244V230H245ZM56 230H58V231H56ZM74 230H75V229H74ZM90 230H91V228H90ZM105 230H106V229H105ZM105 230H103V231H105ZM109 230H110V229H109ZM115 230H116V229H115ZM124 230H125V229H124ZM140 230H141V229H140ZM140 230H139V232H141ZM162 230H163V229H162ZM171 230H172V229H171ZM181 230H182V229H181ZM228 230H229L230 232H232V231H231V227H230V228L228 227ZM260 230H261V229H260ZM260 230H259V231H260ZM60 231H61V230H60ZM88 231H89V230H88ZM91 231H92V230H91ZM131 231H132V230H131ZM134 231H132V232H134ZM153 231H154V230H153ZM200 231H201V230H200ZM259 231H258V232H259ZM89 232H90V231H89ZM92 232H93V231H92ZM112 232H113V229H112ZM118 232H119V230H118ZM118 232H117V233H118ZM122 232H123V231H122ZM124 232H125V231H124ZM154 232H156V231H154ZM225 232H226V231H225ZM233 232H234V231H233ZM236 232H237V231H236ZM236 232H235V234H236ZM261 232H262V230H261ZM90 233H91V232H90ZM103 233H104V232H103ZM103 233H102V234H103ZM108 233H109V232H108ZM108 233H107V234H108ZM125 233H126V232H125ZM128 233H129V232H128ZM128 233H127V234H128ZM152 233H153V232H152ZM180 233H181V232H180ZM201 233H202V231H201ZM241 233H242V231L240 230V233L238 232L237 234H241ZM243 233H244V232H243ZM88 234H89V233H88ZM93 234H94V233H92V235H93ZM100 234H101V233H100ZM115 234H116V233H113V235H115ZM118 234H119V233H118ZM118 234H116V235H117V237H115L116 239L118 238ZM131 234H132V233H131ZM131 234H130V235H131ZM137 234H138V233H136V235L134 234V236H138V235H140L141 233L138 234V235H137ZM170 234H171V233H170ZM189 234H190V233H189ZM227 234H230V235H231V233H227ZM227 234H226V236H228ZM260 234H261V233H260ZM97 235H99V232L97 233ZM105 235H106V234H105ZM116 235H115V236H116ZM123 235H124V233H123ZM210 235H211V234H210ZM212 235H213V234H212ZM99 236H100V235H99ZM102 236H103V235H102ZM110 236H111V232H110ZM134 236L131 235V237H132L133 239H135ZM142 236H143V235H142ZM178 236H179V235H178ZM202 236H203V235H202ZM202 236H200V238H201ZM214 236H215V234H214ZM226 236L224 237V239L226 238ZM239 236H242V235H239ZM239 236H238V237H239ZM245 236H246V235H245ZM255 236H256V235H255ZM71 237H72V236H71ZM89 237H90V236H89ZM91 237H93V236H91ZM104 237H106V240H107L108 237H107V236H103L102 239H103ZM124 237L128 239V237H126V234H125ZM124 237H123V238H124ZM175 237H177V236H175ZM212 237H213V236H212ZM216 237H218V236H216ZM216 237H215V239H216ZM230 237H231V236H230ZM230 237H229V238H230ZM233 237H234V236H233ZM238 237H237V235H236V238H237V239H234V238H233V240H236L237 243L241 242L243 236L241 237V240H240V241H239ZM256 237H257V236H256ZM259 237H260V236H259ZM110 238H111V237H110ZM113 238H114V237H113ZM119 238H120V236H119ZM119 238H118V239H119ZM121 238H122V237H121ZM138 238H139V237H137L135 240H137ZM143 238H144V237H143ZM198 238H199V237H198ZM210 238H211V237H209L208 245H209V241L211 240ZM239 238H240V237H239ZM253 238H254V237H253ZM67 239H68V238H67ZM75 239H76V238L73 239L74 242H76ZM91 239H92V238H91ZM95 239H98V238H95ZM104 239H105V238H104ZM130 239H131V238L129 237L128 240L131 241V244H134L133 241H132V239H131V240H130ZM141 239H142V238H141ZM161 239H162V238H161ZM201 239H202V238H201ZM201 239H200V240H201ZM222 239H223V238H222ZM224 239H223V240H224ZM226 239H227V238H226ZM263 239H264V237H263ZM263 239H262V240H263ZM73 240H72V241H73ZM78 240L80 241V238H78ZM135 240H134V241H135ZM175 240H176V239H175ZM190 240H191V239H190ZM200 240H199V241H200ZM231 240H232V239H231ZM231 240L229 241L230 243H232ZM260 240H261V238H260ZM66 241H67V240H66ZM72 241H70V242H72ZM92 241H93V240H92ZM96 241H97V240H96ZM96 241H95V242H96ZM102 241H104V240H102ZM107 241H108V240H107ZM107 241H104V246H106V247L104 248V250L107 248V244H105V242L107 243ZM110 241H111V240H110ZM124 241H125V240H124ZM129 241H127V242L130 243ZM137 241H138V240H137ZM140 241H141V240L139 239L138 242H140ZM199 241H198V242H199ZM213 241H214V240H213ZM224 241H225V240H224ZM238 241H239V242H238ZM249 241H254V240H249ZM249 241H248V242H249ZM257 241H259V239H258ZM257 241H255V242L257 243ZM68 242H69V241H68ZM68 242H67L66 245H70V244H71V243L68 244ZM87 242H88V243H87ZM98 242H100V241H98ZM112 242H113V241H112ZM121 242H122V239H121ZM189 242H190V241H189ZM211 242H212V241H211ZM218 242H219V243H218ZM220 242H221V240H220V238H219V241H217L216 243L220 246V244H221ZM242 242H243V240H242ZM246 242H247V241H246ZM248 242H247V243H248ZM255 242H250V243H251V244L254 243V245H255ZM259 242H260L259 244H263L264 241H262V242L259 241ZM91 243H92V242H91ZM93 243H94V241H93ZM102 243H103V242H102ZM119 243H120V242H119ZM128 243H126V241H125L124 246L126 245V247H123V244H122V243H120V245L122 244V246H120V248H119V246H118V247L116 246V247L119 248V250L122 249V248H124V251H125V248H126V251H128V250H127V244H128ZM148 243H151V242H148ZM148 243H146L147 245H145V246H148ZM178 243H179V240H178ZM178 243L176 244V242H174V239L170 237V238H168V239L163 240V242H161V245H160L161 247H160L158 250H159V252L162 253L166 258H168L169 256H170V258H171V257L175 254V253H174V252H175V251H174V250H175V247L178 248V247L180 246V244L178 245ZM195 243H197V242H195ZM203 243H204V241H203ZM206 243H207V242H206ZM213 243H214V242H213ZM222 243H223V241H222ZM227 243H228V240H227L226 244H227ZM250 243H248V244H250ZM114 244H115V243H114ZM190 244H191V243H190ZM198 244H200V246H201V243H200V242H199ZM198 244H197V245H198ZM233 244H236V243L233 242V243L231 244V246H232ZM240 244H241V243H240ZM243 244H245V243H243ZM251 244H250L249 246H250V247H252V246L254 247V245H251ZM62 245H63L65 248H63ZM108 245H109V244H108ZM115 245H116V244H115ZM136 245H141V244L135 242V245H132V246H134V247H136V248H140V247H141V246L137 247ZM177 245H178V246H177ZM202 245H203V244H202ZM224 245H225V244H224ZM227 245H228V247L230 248L229 244H227ZM236 245H237V244H236ZM236 245H234V246H236ZM154 246L156 247L155 243H154ZM157 246H158V245H157ZM200 246H199V249H200ZM239 246H242V245H239ZM244 246H245V245H244ZM244 246H243V248H244ZM74 247H72V248L74 249ZM93 247L95 248V245H93ZM112 247H113V246H112ZM155 247L152 248V244L150 245V248H152L153 250H155ZM158 247H159V246H158ZM196 247H197V246H195V248H196ZM208 247H209V246H208ZM217 247H218V246H217ZM222 247H224V246H222ZM222 247H218V248H222ZM236 247H237V246H236ZM250 247H249V248H250ZM72 248H71V250H72ZM87 248H88V249L91 248V249H89L90 252H91L92 249H93L92 247H88V246H87ZM98 248H99V247H98ZM108 248L111 249V247H108ZM130 248H131V251H132L133 248L129 245V249H130ZM144 248H145V247H144ZM150 248H148V249H150ZM195 248H194V249H195ZM226 248H227V247H226ZM249 248H247V249H249ZM261 248H262V246L260 247V249H261ZM75 249H74V250H75ZM112 249H113V248H112ZM112 249H111V250H112ZM140 249H141V250H137V249H136V251H139V254L142 255V254L144 253V251H142V248H140ZM145 249H146V248H145ZM145 249H144V250H145ZM152 249H151V250H152ZM190 249H191V248H190ZM216 249H217V248H216ZM222 249H223V248H222ZM222 249H221L220 251H222ZM233 249H234V248L232 247L231 251H232ZM244 249H246V248H244ZM250 249H251V248H250ZM250 249H249V253L251 252ZM253 249H254V248H253ZM71 250H70V252H71V254H73L72 252H74V250H73V251H71ZM89 250H87L86 252H88ZM93 250H94V249H93ZM96 250H97V247H96ZM96 250H94V251H95V252H99L100 248H99V250H97V251H96ZM107 250H108V249H107ZM107 250H106V251H107ZM116 250H117V249H116ZM192 250H193V248H192ZM202 250H203V248H202ZM205 250H206V248H205ZM205 250H204V251H205ZM80 251H79V252H80ZM100 251H103V250H100ZM124 251H123V252H124ZM126 251H125V252H126ZM140 251H141V252H140ZM155 251H157V250H155ZM189 251H190V250H189ZM198 251H199V250H197V252H198ZM200 251H201V249H200ZM200 251H199V253H200ZM228 251H229V250H228ZM231 251H230V252H231ZM70 252H69V253H70ZM79 252H78V254H79ZM84 252H83V254H84ZM90 252H89V253H90ZM95 252H94V253H95ZM108 252H109V251H108ZM111 252H112V251H110L109 253H111ZM132 252H135V251H132ZM149 252H150V251H149ZM190 252H191V251H190ZM195 252H196V250H195ZM201 252H202V251H201ZM218 252H219V250H218ZM222 252H224V251H222ZM230 252H228V254H229ZM247 252H248V251H247ZM89 253H88V254L85 253L84 255L87 254V256H90ZM114 253H115V252H114ZM141 253H142V254H141ZM188 253H189V252H188ZM199 253H197V254H199ZM204 253H205V252H204ZM204 253H203V254H204ZM225 253H226V252H225ZM243 253H244V252H243ZM249 253H248V254L246 253V255L249 256V255H250ZM83 254H81L80 256H82ZM97 254L99 255L100 253H96V254H95L96 257H97ZM111 254H112V253H111ZM116 254L119 255V254H120L119 251H118V253H116ZM116 254H115V255H116ZM127 254H128V252H127ZM135 254H136V253H135ZM139 254H138V255H139ZM203 254H202V255H203ZM216 254H217V252H216ZM219 254H220V253H219ZM222 254H223V253H222ZM73 255H74V254H73ZM103 255H104V254H103ZM103 255H102V256H101V255L98 256V257H102V260L100 261V263L102 262L101 264H104V263H103V260H104V262H105V259H104L105 257H103ZM107 255H108V254H107ZM118 255H117V257H118ZM138 255H137V259L135 258L134 261H137V260H138L139 262H141L142 259H143V258H142L143 255H142V256H138ZM154 255H155V254H154ZM154 255H153V257H152V255H151L150 258L152 257L153 260H155V262H156L157 258H156V256H155V258H156V259H155V258H154ZM156 255H157V254H156ZM179 255H181V254H179ZM200 255H201V254H199L198 256H200ZM206 255H207V254H206ZM217 255H218V254H217ZM217 255H216V256H217ZM260 255H261V254H260ZM71 256H72V255H71ZM76 256H77V255H76V251H75V256H72V257H74L73 259L75 260V262H76V261L79 262V260H76V259H75ZM87 256H85L87 259H91L90 257H87ZM111 256H112V255H111ZM113 256H114V254H113ZM135 256H136V255H135ZM135 256H134V257H135ZM157 256H158V255H157ZM190 256H191V255H190ZM204 256H205V255H204ZM204 256H201V257H204ZM218 256H219V255H218ZM222 256H223V255H222ZM228 256H229V255H228ZM230 256H231V259H232V255H230ZM262 256H263V255H262ZM77 257H79V256H77ZM91 257H92V256H91ZM117 257H116V258H117ZM124 257H125V256H124ZM145 257H146V259H147V256H145ZM159 257H160V256H159ZM159 257H158V261H159ZM174 257H177V255L174 256ZM191 257H192V256H191ZM201 257H200V258H201ZM245 257H246V256H245ZM80 258H81V257H80ZM80 258H77V259H80ZM82 258H83V257H82ZM107 258H108V256H107ZM112 258H113V257H112ZM114 258H115V257H114ZM114 258H113V259H114ZM119 258H120V257H118V259H119ZM138 258H139V259H138ZM204 258H205V257H204ZM209 258H210V257H209ZM247 258H248V257H247ZM247 258H246V259H247ZM83 259H85V258H83ZM95 259H96V258H95ZM95 259H93V261H96ZM98 259H99V258H98ZM98 259H97V261H96V262H97L96 264H98ZM100 259H101V258H100ZM118 259H115V260L117 261ZM120 259H122V260H121V264L126 263V261L123 262V256H122V258H120ZM128 259H129V258H127V261H128ZM132 259H133V257H132ZM132 259H129V261H128L127 263L129 264V262H130V260H131V263L133 264ZM172 259H173V258H172ZM198 259H199V258H198ZM205 259H206V258H205ZM220 259H221V258H220ZM222 259H223V258H222ZM234 259H235V256H234ZM124 260H125V259H124ZM149 260H150V259H149ZM187 260H188V259H187ZM189 260H190V259H189ZM206 260H207V259H206ZM206 260H205V261H206ZM210 260H211V259H210ZM243 260H244V259H242L241 262H243ZM116 261H115V264H116ZM202 261H203V260H202ZM202 261H200V262H202ZM205 261L202 262V263L205 264ZM208 261H209V260H208ZM244 261H246V260H244ZM75 262H74V263H75ZM91 262H92V259H91ZM110 262H111V261H110ZM152 262H153V261H152ZM206 262H207V261H206ZM211 262H212V261H211ZM223 262H224V261H223ZM232 262H233V261H232ZM241 262H240V263H241ZM247 262H248V261H247ZM247 262H246V264H247ZM263 262H264V261H263ZM106 263H107V262H105V264H106ZM111 263L114 264V260H112ZM147 263H149V261H147ZM168 263H169V261H168ZM208 263H209V262H208ZM224 263H225V262H224ZM224 263H223V264H224ZM77 264H78V263H77ZM91 264H95V263L93 262V263H91ZM117 264H118V262H117ZM150 264H152V263L150 262ZM153 264H154V263H153ZM243 264H245V263H243Z\"/></svg>",
  "mask_w": 264,
  "mask_h": 264
}]
</instances>
